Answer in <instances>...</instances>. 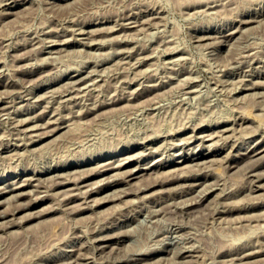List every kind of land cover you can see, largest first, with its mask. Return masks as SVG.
I'll use <instances>...</instances> for the list:
<instances>
[{"label":"rangeland","instance_id":"rangeland-1","mask_svg":"<svg viewBox=\"0 0 264 264\" xmlns=\"http://www.w3.org/2000/svg\"><path fill=\"white\" fill-rule=\"evenodd\" d=\"M5 2L7 1V0H4ZM8 1H12V0H8ZM17 1V4H16V6H15V9H17L18 8V10H15V11H12L13 13L12 14H10V15H8L7 17H11L12 16V18H9V20H8V18L7 17H5L4 15H3V12L5 11L3 8H2V5H3V0H2V2L3 3H1V0H0V10H1V12H0V14L2 15L1 17H0V19L1 18H3V21H2V19L0 20V67L2 68L1 69V71H0V105L2 104H4L3 105V107L5 106V109L4 110H2L3 111V113H2V111H1V109H0V112L2 113H0V116L1 115H3V116H1V117H3V118H1L0 117V135L1 134H3V136L1 135L0 136V144H1V142H2V140L5 142V143H3L2 142V144H4V145H0L1 147H0V189H3V187H4V190H0V200H2V202L6 199V197L5 196H7V197H12V200H13V196H14V192H16V190L14 191L12 188L16 185V183L17 184H19L20 182H22V180H21V177H22V179L24 180V177L25 178H27L26 176H28V177H30L31 175H32V173L34 172V171H40V169L41 168H43V169H41V171H44L45 173L44 174H42L41 176H40V180L39 179H37V180H33L32 181V185H28V187H26V188H24L25 189V192H27L30 188V190H29V192H27V193H24L23 195H22V197L20 196V198L19 197H17V196H15L14 198V200L13 201H11V199H10V197L9 198H7L3 203H0L1 205H0V213H4L3 215L1 214V216H0V221L1 222H5V219H6V223L8 222L9 223V225L10 224H12L11 226H7L8 225V223H7V225H6V223L4 224V223H0L1 225H0V264H47L46 262H48V264H60V262H62L63 261V263H64V260L66 261H68L70 258H71V260H72V258H74L73 259V264H75L74 262H76V259H77V262L76 263H78V264H100L102 261V263L101 264H127L126 262H128V264L130 263V264H141V262H142V264H144L145 262L144 261H148L149 259L151 260H149L148 262H146V264H182V262L184 263V264H188V261H189V259H190V262H189V264L191 263V261L192 260H195L198 256V258H197V260H195V262H192V264H221V261H223V263L222 264H225V262H226V264L228 263V264H230V262L232 261V259H233V263L235 262V264H240V262H241V264H244L245 262L244 261H246V263L245 264H264V246L262 247V245H264L263 243H264V239L262 240V238H264L263 236H264V214H262V213H264L263 211H264V178H262V179H260L259 178V180L256 178L257 177V175H256V173H254V172H256V170H257V174H258V176L260 175V172H261V174H262V171H264L263 170V168H264V161H262V160H264V157H261L260 155H264L263 153H264V105H262V104H264V97H262L264 94V92L262 93V91H264V85H262V84H264V0H221L222 2H224V3H219V2H221L220 0H205L206 2H208L207 4H209V5H211V2L213 3L214 1L217 3V4H212L211 6H208L207 4H206V2H202V0H198L199 2L198 3H201V4H199V5H197L196 3V0H67V6L65 5H63V2H64V4H65V2H66V0H49V3H47L48 2V0H46L47 2H45L44 0H16ZM29 1H31V2H29ZM35 1V2H34ZM50 1H52L53 2V4H52V2H50ZM56 1V2H55ZM192 1H195V2H192ZM204 1V0H203ZM33 2V3H32ZM62 2V3H61ZM68 2H70L69 4H68ZM143 2V3H142ZM145 2V3H144ZM186 2L188 3V2H192L191 3V5H188V7L187 6H185L186 5ZM60 3V4H59ZM132 3V4H131ZM135 3V5H133ZM141 3H142V5H141ZM146 3H147V5H146ZM152 5V6H149L150 4ZM190 3H188V4H190ZM194 3V4H193ZM24 4H26L25 6H24ZM54 5L53 7L51 6V5ZM55 4H57V5H55ZM130 4V5H129ZM140 4V5H139ZM144 4V5H143ZM59 5H61V6H59ZM128 5V6H127ZM155 5H157V6H155ZM160 5V6H159ZM161 5H163V8H162V6ZM195 5H196V8H195ZM202 5V6H201ZM216 5V6H215ZM20 6V7H19ZM25 8H24V7ZM129 6H131V7H129ZM133 6L135 7V8H133ZM145 6V7H144ZM185 7V9H184V7ZM190 6V7H189ZM194 6V7H193ZM198 6V7H197ZM204 6H206L207 8H205ZM139 7H140V9H139ZM144 7V9H142ZM147 7H148V9H147ZM153 7V8H152ZM160 7V8H159ZM182 7H183V9H182ZM187 7V8H186ZM194 8V11L196 12V14L194 13V11H192V9ZM200 7H202V9L203 8H205V9H203V11H200L201 10V8ZM22 8H24L22 11H21V9ZM124 8V9H123ZM127 8H128V10H127ZM156 8V9H155ZM200 8V10L198 11V9ZM3 9V10H2ZM122 9V10H121ZM133 9H134V11H133ZM153 9V10H152ZM157 9H160V10H157ZM198 11V12H200V13H198L196 10ZM260 10V11H257V10ZM14 10V9H13ZM20 10V11H19ZM125 11V13H124V11ZM132 10V11H131ZM148 10H150V11H148ZM156 10V11H155ZM162 10H164V11H162ZM186 10V11H185ZM188 10V11H187ZM205 10V11H204ZM208 10V13L206 12ZM245 10H247V11H245ZM6 11H8V10H6ZM20 13H19V12ZM117 11H118V13H117ZM129 12V14L127 15V13ZM137 11H138V13H137ZM139 11H140V13H139ZM145 11V12H144ZM148 11V12H147ZM158 11V12H157ZM168 11V12H167ZM190 11H192V12H190ZM242 11V12H241ZM250 11H252V12H250ZM256 11V12H255ZM16 12V13H15ZM116 12V13H115ZM123 12V13H122ZM134 13V16H133V13ZM204 12H206V13H204ZM245 12V13H244ZM261 14H260V13ZM21 13H23V15L21 16L20 14ZM113 13H114V15H113ZM123 14V16L121 15V14ZM145 13V14H144ZM150 13V14H149ZM156 13L158 14L157 16H156ZM164 13V14H163ZM244 13V14H243ZM250 13V14H249ZM15 14V15H14ZM16 14L17 15H20V16H16ZM111 14V15H110ZM132 14V15H131ZM135 14H137V16H135ZM148 14V16L146 17V15ZM163 15V17H162V15ZM257 14V15H256ZM106 15V16H105ZM108 15V16H107ZM110 15V16H109ZM119 15H121L120 17H119ZM125 15V16H124ZM143 15V16H142ZM149 15H150V17H149ZM153 15H155L154 16V18H153ZM161 15V16H160ZM251 16V18H252V16H253V18H256V19H254V20H252L251 18H250V16ZM263 15V16H262ZM4 16V17H3ZM14 16H16L17 18H15ZM95 16V17H94ZM99 16V17H98ZM100 16H102V17H100ZM104 16V17H103ZM126 16H128V17H126ZM132 18H131V17ZM159 16V17H158ZM241 16V18L240 19H238L237 17H240ZM260 16H262V17H260ZM112 19H111V18ZM117 17V18H116ZM137 17H138V19H137ZM142 17L144 18V20L142 19ZM146 17V18H145ZM152 17V18H151ZM162 17V18H161ZM245 17L247 18V17H249V18H247L248 20H250V22L248 21V22H246L245 24H241V21H243L244 19H245ZM260 17V18H259ZM7 20H6V19ZM67 20H66V19ZM104 18V19H103ZM114 18V19H113ZM118 19L117 20V22H116V19ZM132 20V21H134L133 23H134V25L132 24V21H131V23H130V21H129V23L128 22H125L126 20H130V19ZM139 18H141V20L139 19ZM157 18H158V20H157ZM160 18V19H159ZM258 18V19H257ZM262 18V19H261ZM64 19H65V21H64ZM71 19V20H70ZM84 19H86V22H85V20ZM91 21H90V20ZM107 19V20H106ZM124 21H123V20ZM153 19H154V21H153ZM156 19V20H155ZM164 19V20H163ZM166 19V20H165ZM234 19V21H232ZM235 19H236V21H235ZM242 19V20H241ZM259 19H261V20H259ZM4 20H6L5 22H4ZM73 20V21H72ZM76 20V21H75ZM83 20H84V22H83ZM97 20V21H96ZM98 20H100V21H98ZM101 20H103V22L101 21ZM139 20V21H138ZM144 22H143V21ZM152 20V22H153V24L150 22ZM161 20H163L164 22H159V21H161ZM239 20V21H238ZM246 20V19H245ZM259 20V21H258ZM61 21V22H60ZM68 21V22H67ZM108 21H109V23H108ZM123 21V23H121V22ZM141 21V22H140ZM155 21H158V22H155ZM257 21V22H256ZM60 22V23H59ZM77 22H79V23H77ZM83 22V23H82ZM135 22H137V23H135ZM149 22V23H148ZM237 22V23H236ZM239 22V23H238ZM255 24H259L258 22H261V24L260 25H258V26H255L254 25V23ZM65 24L66 23V25H61L60 26V24ZM68 23V24H67ZM74 23H75V26L77 27H75V28H73V27H71V26H74ZM85 23V24H84ZM90 23H93V24H90ZM103 23V25H105V27L103 28L102 26H100L101 24ZM117 23H118V25H117ZM120 23V24H119ZM126 25H125V24ZM154 23H155V27H154ZM161 23V25L160 26H158L159 24ZM162 23H164V25L162 24ZM248 23V24H247ZM44 24H46V26L44 25ZM48 24H51V26L52 27H50V25H48ZM96 24V25H95ZM112 25L111 26V31L109 30L110 29V26H107V25ZM132 24V25H131ZM137 24H140L139 26L137 25ZM145 24V25H144ZM147 24V25H146ZM149 24H151V25H149ZM156 24H158V25H156ZM232 24V25H231ZM238 24H239V26H238ZM251 24H253L252 26H251ZM48 25V26H47ZM71 27V28H73V29H71V28H69V26ZM85 25V26H84ZM94 25V26H93ZM124 25V26H123ZM144 25V26H143ZM250 25V26H249ZM56 27V28H53V27ZM59 28H58V27ZM63 26V27H62ZM94 27V29L95 30H93V28L91 29L90 27ZM96 26V27H95ZM99 26V27H98ZM106 26H107V29H106ZM117 26V27H116ZM127 26H128V28H127ZM146 26H148L145 30L146 31H151V30H154L153 31V33H154V35H151L152 33V31L149 33V31L148 32H146L145 33V31L143 30V28L144 27H146ZM228 26V27H227ZM236 28V31H235V29L233 28ZM236 26H238V27H240L239 29H238V27H236ZM242 26V27H241ZM249 26V27H248ZM37 27H39V28H37ZM40 27H42V28H40ZM46 27H50L49 29L47 28V30H41V29H46ZM68 27V28H67ZM99 28V30H98V28ZM113 27V28H112ZM114 27H116V28H114ZM120 27H121V29H120ZM123 27V28H122ZM127 29H126V28ZM131 28V30H130V28ZM137 27V28H136ZM141 27V30L139 29V28ZM153 27V28H152ZM245 27H247V28H245ZM251 27V28H250ZM52 28V29H51ZM62 28H66V29H62ZM78 28H80V29H78ZM81 28H82V30H81ZM89 28L91 29V30H89ZM103 28V29H102ZM125 28V29H124ZM157 30H156V29ZM208 28V29H207ZM224 28H225V30H224ZM248 28H249V30H248ZM39 29V30H38ZM50 29L51 30H53V32H50ZM58 30L59 29V31H56V30ZM86 29H88V30H86ZM104 29H106L105 31H104ZM122 30L123 29V32L122 31H120V30ZM137 29H139V33L137 32ZM151 29V30H150ZM160 29V30H159ZM212 29V30H211ZM221 29V30H220ZM228 29V30H227ZM232 29H233V31H232ZM243 29H246V30H248V31H246V30H243ZM35 30V31H34ZM63 30V31H62ZM68 30H70V31H68ZM77 30V31H76ZM80 30V31H79ZM86 30V31H85ZM92 30H93V32H92ZM114 30V31H113ZM117 30V31H116ZM125 30V31H124ZM134 30L136 31V33H137V35H136V33L134 32ZM232 32H231V31ZM31 31V32H30ZM33 31V32H32ZM41 31V32H40ZM44 31H46V32H44ZM54 31H56V32H54ZM60 31H62V32H60ZM75 31V32H74ZM89 31H91V33L89 32V35H88V32ZM94 31H98V32H94ZM100 31V32H99ZM114 33H113V32ZM128 31V32H127ZM155 31H157L156 33H155ZM226 31H228V32H226ZM242 31H243V33H242ZM28 34H27V33ZM31 34H30V33ZM36 32V33H35ZM69 34H68V33ZM76 32H79V33H76ZM83 32V33H82ZM106 33V34H104V33ZM111 32L113 33V35H111ZM117 33V35H114V34H116ZM131 33V34H128L127 35V37H126V34L127 33ZM215 32H217L216 33V35L217 36H215L214 35V37H212V34H214ZM234 32V33H233ZM242 34H241V33ZM33 33V34H32ZM35 33V34H34ZM37 33H38V35H40V37H41V40H40V37L37 35ZM51 33V34H50ZM70 33H71V36H70ZM82 33V34H81ZM104 35H103V34ZM123 33H125V34H123ZM165 33H166V35H167V37H165L166 35H165ZM200 33V34H199ZM208 33V34H207ZM220 33V34H219ZM224 33H226V34H224ZM233 33L234 35H231V34ZM30 34V35H29ZM42 34V35H41ZM92 34H93V36H95V38L94 37H92ZM96 34V35H95ZM98 34V35H97ZM101 34V35H100ZM120 34V35H119ZM122 34V35H121ZM138 36V38L137 37H134L135 38V41L136 40H139V41H136V42H134V38H132V40L130 41V38H131V35H132V37L134 36ZM139 34V35H138ZM158 34V35H157ZM202 34H204L203 36L205 37H203L202 36ZM239 34V35H238ZM36 35V36H35ZM48 35H49V37H48ZM63 35V36H62ZM65 35V36H64ZM66 35H68V36H66ZM72 35H74V36H72ZM76 35V36H75ZM84 36V43H81L82 41H83V37H80V36ZM86 35H88V36H86ZM152 37H151V36ZM164 35V36H163ZM201 35V36H200ZM30 36H32L31 38H30ZM45 36V37H44ZM98 36H100V37H103V38H105V40L107 41V43H106V41L104 42V40H103V38H102V40H101V38L100 37H98ZM105 36V37H104ZM108 36H112L111 38H109V40H108ZM119 36V37H118ZM125 36V37H124ZM161 36V37H160ZM169 36L171 37L170 38V41H172V40H174V41H172V42H170L169 40H168V38H169ZM196 36H198V40H196ZM209 38L210 36V38H209V40H208V38ZM223 37V40L224 41H219V38H220V40H222V38L221 37ZM235 36H238L237 37V39H236V37ZM25 37H28V38H25ZM34 37V38H33ZM37 38V41H36V38ZM44 37V38H43ZM48 37V38H47ZM53 37L54 38H56V40L54 41L53 40ZM63 38V42L60 40V38ZM67 37V41H66V43H65V38ZM70 38V40H69V38ZM73 38V40H72V38ZM74 37H78L79 38V40H78V38H77V40H75V38ZM86 37V38H85ZM88 37V38H87ZM97 37V38H96ZM114 37V41H112V38ZM116 37H118L119 38V41L121 40V38H124V40H121L120 42H117L118 40H117V38ZM121 37V38H120ZM129 37V38H128ZM202 37V38H201ZM215 37H217L218 38V40H216V38ZM226 37V38H225ZM230 37V40H228V38ZM234 37H235V39H234ZM42 38H43V40L45 41H43V43H42ZM45 38H46V40H45ZM49 38H51V40L52 41H50L49 40ZM81 38H82V41H81ZM89 38H91V40L90 41H88L89 40ZM92 38H94V41L92 40ZM125 38H127V40H126V42H125ZM157 38H158V40H157ZM160 38H162V40H160ZM163 38H164V40H163ZM200 38H201V40H200ZM213 38H214V40L216 41V42H214V40H213ZM2 39H4V40H2ZM23 40V44H21V42L20 41H22ZM29 40H30V42H29ZM34 42H33V41ZM40 40V41H39ZM48 40V41H47ZM97 40H99L98 41V43L96 42ZM176 40V41H175ZM54 41V42H53ZM73 41V42H72ZM86 41H88V42H86ZM110 41H112V43L110 42ZM116 41V42H115ZM160 41V42H159ZM162 41L164 42V43H162ZM168 41V42H167ZM207 41H209V42H207ZM210 41H213L214 42V44H213V42L211 43ZM226 41V42H225ZM3 42V43H2ZM20 42V43H19ZM26 43V45H27V47H25L24 46V44ZM27 42H29V44L27 43ZM50 44H49V43ZM59 42V43H58ZM61 42V43H60ZM72 42V43H71ZM76 42V43H75ZM91 42H93V43H91ZM129 42V43H128ZM135 43V45L134 46H137V49H138V47L140 48V50H137L136 51V47H134V46H130V45H133L134 43ZM157 42H159L158 44H157ZM173 42H175V43H173ZM219 44H218V43ZM221 42V43H220ZM223 42V43H222ZM17 43V44H16ZM18 43L20 44L19 46H21V47H19L18 46ZM36 43H40L41 45L42 44H44V45H40L39 44V46H38V50L36 49V47L34 48L33 46L34 45H36ZM69 43V44H68ZM79 43V44H78ZM87 43H88V45H87ZM97 43V44H96ZM102 43V44H101ZM127 43V44H126ZM172 45V47H174L175 45L179 48L180 47V49H179V51H178V48L175 46L173 49L172 48H170V50H169V46L167 45ZM179 43V44H178ZM204 43H206V44H204ZM208 43H210V44H208ZM31 44H33L32 46H31ZM47 44V45H46ZM54 44V45H53ZM62 44V45H61ZM75 44V45H74ZM84 44V45H83ZM91 44V45H90ZM100 44V45H99ZM139 46H138V45ZM140 44H142V46H140ZM164 44V45H163ZM208 44V45H207ZM211 44H213V45H211ZM14 45L17 47H14ZM81 45V46H80ZM93 45V46H92ZM98 45V46H97ZM107 45V46H106ZM110 45H112V46H110ZM114 45V46H113ZM117 45V47H115ZM129 45V46H128ZM143 45H145V48H144V46ZM158 46V48H156L157 46ZM159 45H161V46H159ZM167 45V46H166ZM170 45V46H171ZM174 45V46H173ZM203 45H205V46H207V47H204ZM30 46V47H29ZM55 46V47H54ZM62 46L63 47H65V49L63 48L62 49ZM70 46V47H69ZM72 46V47H71ZM74 46V47H73ZM78 46V47H77ZM84 46V47H83ZM91 46V47H90ZM96 46H97V48H96ZM99 46H101L102 48H100ZM103 46H106V47H103ZM126 46L128 47V48H126ZM155 46V47H154ZM164 46V47H163ZM210 46V47H209ZM211 46H213V47H211ZM42 47V48H41ZM61 47V50H59V48ZM81 49H85V50H81ZM95 47V48H94ZM121 47H123L124 48V50H125V52H123L124 50L121 48ZM132 47V50H126V49H129V48H131ZM133 47H134V49H133ZM143 47V48H142ZM163 47V49H161ZM168 47V48H167ZM182 47V48H181ZM253 47V48H252ZM12 48V49H11ZM15 48V49H14ZM20 48V49H19ZM23 48V49H22ZM28 51H30V52H27V50ZM33 49V51H31L32 49ZM39 48H41V49H39ZM45 48V49H44ZM53 48V49H52ZM58 48V49H57ZM80 49L78 52L77 51H74L75 49ZM88 48V49H87ZM92 48V49H91ZM100 48V49H99ZM110 48H112V49H110V51H109V49ZM116 50V51H118L119 49H121L122 50V52H121V50H119L118 52H116L114 49ZM151 48H155L153 51V54H151L152 53V50H151ZM166 48H167V50H166ZM184 48H186L187 49V51H186V49H184ZM251 50H250V49ZM254 48H255V51H254ZM16 49L18 50V51H16ZM30 49V50H29ZM36 49V50H35ZM50 51H48V50ZM55 49H57V51L55 50ZM70 49V51L71 50H73V51H71V52H69L68 50ZM91 49V50H90ZM103 49V50H102ZM144 49V50H143ZM146 49H148V51L146 50ZM158 49H161V50H163V52H162V54L161 55H163V57L160 55V53H161V50H159V51H157ZM177 49V50H176ZM24 51L23 53L22 52H19V51ZM52 50H53V53H52ZM55 50V51H54ZM96 52H98L96 55H97V57H100V58H102V61H100L99 60V58H96V55H95V57H94V52L95 51ZM99 50H100V52H99ZM105 50V51H104ZM108 50V51H107ZM145 50L147 51V52H145ZM150 50V51H149ZM180 50H185V51H183V53L180 51ZM15 51V52H14ZM36 51V52H35ZM37 51H39V53H38V55L40 56H44V58L45 57H47L49 60L47 61V58L44 60V58H42L41 56L39 57L38 55L36 56V54H37ZM44 51V52H43ZM61 52V56H60V52ZM62 51H63V53H62ZM83 51H85V54H84V52ZM88 51V52H87ZM89 51H91V52H89ZM92 51H94V52H92ZM106 51H107V54H106ZM112 51H113V53H115V54H111L112 56H113V59L111 58L112 56H110L109 55V53H112ZM135 51V52H134ZM139 51H141L140 53H139ZM165 51H168V52H165ZM171 51V52H170ZM174 51V52H173ZM177 51V52H176ZM243 51V52H242ZM246 51H248V52H246ZM256 53L255 55H254V52ZM18 52V53H17ZM25 52H27L26 53V55H27V57H25L24 55H22V54H25ZM33 52V57L31 56V58L29 57L31 54L30 53H32ZM43 52V53H42ZM56 52V53H55ZM65 52V53H64ZM66 52H68L67 54H66ZM83 52V53H82ZM86 52L88 53V57H87V54H86ZM103 52H105L104 53V55L102 56L101 54H103ZM135 54H134V53ZM143 52V53H142ZM246 52V54H243V53H245ZM249 52H251V54L249 53ZM52 53V55H57L56 57L54 56H50V54ZM70 53V54H69ZM99 53H100V56H99ZM125 53V54H124ZM131 53V54H130ZM136 53H139V54H136ZM146 53H147V55H149L150 57H148L147 55H146ZM156 55H155V54ZM172 53V54H171ZM21 54V55H20ZM45 54V55H44ZM63 54H66V55H64L63 56ZM84 54V55H83ZM93 56H92V55ZM128 54V55H127ZM134 54V55H133ZM140 54L143 56V57H139L140 56ZM180 54H181V56L182 57H180ZM247 54H250V55H248L247 56ZM259 55V57H258V55ZM16 55V56H15ZM17 55H19L18 56V58H16L17 57ZM49 55V56H48ZM59 55V56H58ZM86 55V56H85ZM106 55V56H105ZM108 55V56H107ZM118 55L119 56H121V57H118ZM133 57H132V56ZM153 55H155V56H153ZM168 55H169V57H168ZM174 55L176 56H178L179 55V57L181 58H177V57H174ZM185 55V57L183 58V56ZM234 55L236 56V58H234ZM240 55H244V57L243 56H241L240 57ZM257 55V56H256ZM261 55V56H260ZM15 56V57H14ZM89 56L92 58L93 57V59L92 60H94L95 58V62H97V59L99 60L98 62H100L101 63V65H99V64H96L97 65V67H96V65L94 64L95 62L93 61L92 62V60H91V58L90 59H88L89 58ZM105 56V57H104ZM116 58H115V57ZM135 56V57H134ZM144 56H147V57H145L144 58ZM230 56L232 57V58H230ZM239 56V57H238ZM246 56V57H245ZM250 56H253L252 58L250 57ZM256 56V57H255ZM19 57H23V58H19ZM34 57L36 58V59H38V61L36 60V59H34ZM39 57V58H38ZM50 57V58H49ZM59 57V58H58ZM61 57V58H60ZM104 57V58H103ZM106 57H108V59L106 58ZM118 57V58H117ZM122 57H123V60H122ZM137 57V59H135L134 60V58H136ZM158 58V59H154V58ZM173 57V58H172ZM249 57V58H248ZM258 57V58H257ZM14 58H16V59H14ZM55 58H56V60H55ZM57 58H58V60H57ZM119 58L121 59V61H123L124 62V60H125V62L126 63H123V62H121L120 60H119ZM128 58V60L126 61V59ZM132 58H133V60H132ZM140 58V59H139ZM144 58V59H143ZM147 58V59H146ZM151 58H153L155 61H154V64H153V59H152V61H151ZM161 58V59H160ZM164 58V59H163ZM172 58V59H171ZM175 58V59H174ZM185 59L186 60V62L185 63H183L185 60H183V59ZM228 58H230L228 61H229V63H230V61L231 60H233V61H231V65L230 64H228V62H227V59ZM234 58V59H233ZM237 58H238V60H237ZM243 58H244V60H247V61H245L244 62V60H243ZM248 58V59H247ZM263 58V59H262ZM25 59V60H24ZM29 59V61H31V62H29V61H27ZM40 59V60H39ZM42 59V60H41ZM54 59V60H53ZM104 59H106L105 60V62L103 61ZM116 59V60H115ZM130 59V60H129ZM142 59H143V61H142ZM169 60V62H168V64L166 63L168 60ZM174 59V60H173ZM177 59V60H176ZM242 59V61L241 62H239L240 60ZM250 59H252V61L250 60ZM257 61H256V60ZM258 59H260V62H259V60ZM17 61V63H16V61ZM118 60V61H117ZM147 62V64H146V62ZM166 61V62H164V61ZM173 60V62L174 63H171V61ZM34 61H37L36 63H33ZM42 61H43V63L46 65H44L43 63H42ZM54 61H56V62H54ZM85 61H87L86 63H85ZM88 61L90 62V63H88ZM114 61H117V63L116 62H114ZM132 61H137V62H133L134 64H136L137 63V67H135V65L134 64H131L130 62ZM140 63H139V62ZM143 63H142V62ZM177 61V62H176ZM236 61H238V62H236ZM251 63H250V62ZM262 61V62H261ZM3 62V63H2ZM23 62L25 63L24 64V66H25V68L22 66V64H23ZM28 63V65H27V63ZM48 63V65L46 64V63ZM52 62H54L53 64H52ZM59 62V63H58ZM97 62V63H98ZM104 62V63H103ZM118 62H119V64H118ZM150 62H151V64H150ZM20 63H22V64H20ZM37 63H40V65L39 64H37ZM42 63V64H41ZM123 63V67L121 68V65L120 64H122ZM142 63V64H141ZM165 63V64H164ZM177 63V64H176ZM226 63V64H225ZM238 63H241V65L239 64V66H243V65H245L246 63V65L245 66H243V68L245 69H243V68H239V66H238ZM254 63V64H253ZM262 65H261V64ZM2 64V65H1ZM19 66H18V65ZM37 66H36V65ZM56 64V65H55ZM58 64V65H57ZM84 64V65H83ZM87 64H88V68H87ZM95 65V68H97L96 70H98V72L95 70V68H94V65ZM116 64H118V65H116ZM126 64V65H125ZM128 64H129V66H131V68H129L128 67ZM131 64V65H130ZM139 64H141L140 66H138ZM146 66H145V65ZM148 64H150V69L149 68H147L149 65ZM172 64H175L174 66L172 65ZM234 64H237V66L235 65L234 67H236V68H234L233 67V65ZM259 65V66H257V68L255 67V65ZM34 65V66H33ZM44 65V66H43ZM81 65V67H76V66H80ZM86 65V66H85ZM120 65V66H119ZM148 65V66H147ZM153 65V66H152ZM167 65V66H166ZM168 65H170V67L171 66H173V67H171V70L172 71H170V67L168 66ZM183 65V66H182ZM254 65V66H253ZM33 66V67H32ZM37 68H36V67ZM51 66H53L52 68L53 69H51ZM57 66V67H56ZM92 66V67H91ZM102 66H103V68H102ZM104 66H105V68H104ZM116 66H118L119 68H116ZM127 68H126V67ZM188 66H190V67H188ZM191 66H193V67H191ZM262 66V67H261ZM19 67V68H18ZM28 67V68H27ZM50 67V68H49ZM54 67H56L55 69H54ZM83 67V68H82ZM98 67H99V69H98ZM107 67V68H106ZM134 69H139L140 68V70L141 71H143L142 72V74H141V71L139 72L138 70H132L133 68ZM143 67V68H142ZM163 67V68H162ZM169 67V68H168ZM182 69H181V68ZM186 68V70H185V68ZM229 67H232V68H229ZM238 67V68H237ZM30 68V69H29ZM36 68V69H35ZM60 69V71H59V69ZM73 68H74V70H73ZM80 68V72L78 71V70H75V69H79ZM142 68V69H141ZM166 68V69H165ZM178 68V69H177ZM184 68V69H183ZM191 68V69H190ZM253 68H255L257 71H258V73H257V71L255 70V69H253ZM16 69H17V71H16ZM21 69V70H20ZM27 69H29V70H27ZM49 71V72H51V73H49L47 70ZM51 71H50V70ZM67 69L69 70V71H67ZM83 69V70H82ZM86 69V70H85ZM90 69H94L95 71H96V74L97 75H95V72H94V70H90ZM104 69V71L102 72V70ZM113 69V70H112ZM116 69H118L117 71H118V73H117V71H116ZM121 69H123V72L121 71ZM161 69H163V70H165V71H163V70H161ZM173 69H174V71H173ZM190 69V70H189ZM226 70L225 72H224V70ZM250 69H251V71H254L253 73L250 71ZM24 70V71H23ZM35 70V71H34ZM42 70H44V72H46V73H44ZM46 70V71H45ZM55 72H54V71ZM65 70V71H64ZM72 70V71H71ZM129 70V71H128ZM153 70L155 71V73L153 72ZM161 70V71H160ZM169 70V71H168ZM177 70V71H176ZM182 70H185V71H182ZM194 72H192V71ZM240 70V71H239ZM243 70H244V72H243ZM248 71V74L246 73L247 71ZM263 70V72H261ZM3 71V72H2ZM18 71H19V73H18ZM21 71H23V72H21ZM62 71V72H61ZM83 71V72H82ZM89 72V74H88V76H86V74ZM90 71H91V73H94V74H91L90 73ZM93 71V72H92ZM111 72V74L109 75V73ZM124 74V76H123V74L121 73V72ZM127 73L126 75H125V72ZM129 73H128V72ZM132 71H135V72H132ZM145 71V72H144ZM197 71V72H196ZM228 71V72H227ZM233 71V72H232ZM237 71H239V72H237ZM250 71V72H249ZM13 72V73H12ZM14 72H15V76H14ZM24 72H26V73H24ZM28 72H31V73H29L28 74ZM33 72V73H32ZM37 74H36V73ZM39 72V73H38ZM41 72V73H40ZM57 72H59V73H57ZM113 72V73H112ZM116 74H115V73ZM137 72V73H136ZM151 72V73H150ZM163 72V73H162ZM169 74H168V73ZM173 73V74H171V73ZM177 72V73H176ZM179 72H181V74L179 73ZM189 72L190 73H192V74H189ZM230 72V73H229ZM243 72V73H242ZM6 73H8L7 75H6ZM23 73V74H22ZM42 73L44 74L43 76H42ZM49 73V74H48ZM53 73V74H52ZM61 73H64V74H61ZM74 73V74H73ZM98 73H100V74H98ZM101 73H103V74H101ZM140 73V74H139ZM148 74V75H145L144 76V74ZM150 73V74H149ZM164 73H165V76H168V75H173L171 78H169V77H165L164 76ZM168 75H167V74ZM183 73V74H182ZM185 73V74H184ZM238 73V74H237ZM240 73V74H239ZM244 73H245V75H247V76H244ZM252 73V74H251ZM254 73H255V75H254ZM3 74H5V75H3ZM41 74V75H40ZM56 75V77H55V75ZM59 74V75H58ZM71 74H72V76H71ZM119 74V75H118ZM120 74H121V76L123 77V81H120V79L122 80V77L120 76ZM133 74H135V75H133ZM137 74H139V75H137ZM178 74V75H177ZM186 74H188V76L189 77H191L192 76V79L191 80H193V81H189L188 79H190L188 76H185ZM18 75V77L16 78V76ZM22 75H24V76H22ZM39 76V77H37V76ZM49 77H48V76ZM54 75V76H53ZM61 75L63 76V77H61ZM66 75V76H65ZM75 75V76H74ZM82 75H85V76H82ZM93 77H92V76ZM114 75V76H113ZM129 75H131V76H129ZM142 75V76H141ZM156 75V76H155ZM170 75V76H171ZM191 75V76H190ZM194 75V76H193ZM238 75H239V77L241 78V80L239 81V79H238ZM253 75H254V77H253ZM9 76H11V78L9 77ZM13 76V77H12ZM22 76V77H21ZM32 76V77H31ZM35 76H36V78H35ZM45 76V77H44ZM97 78H95V77ZM105 78H104V77ZM111 78H113V79H109L110 77ZM113 76V77H112ZM120 76V77H119ZM132 76H136V77H132ZM138 76H141V77H138ZM146 76H147V78H146ZM149 76H151V78L149 77ZM158 76V78H156ZM184 76H185V78H184ZM8 77V78H7ZM20 77V78H19ZM47 77V78H46ZM50 77H51V79H50ZM55 77V78H54ZM57 77H59V78H57ZM61 77V78H60ZM68 77V78H67ZM71 77V78H70ZM77 77H84V80L85 81H89V82H91L92 80L91 79H93V81H95V82H92L91 84H93V85H91V84H89L88 85V83L89 82H85V84H86V86H84V87H82L81 88V86L78 84V82H76L77 80L76 79H78ZM116 77L119 79H116ZM125 77V78H124ZM126 77H128V79H129V77H131L130 79L132 80V78H133V81L131 82V80L129 81ZM160 77V78H159ZM195 79H194V78ZM246 77H249L250 78V80H249V78H246ZM252 77V78H251ZM5 78H7L6 80L10 83H8V82H6V80H4ZM23 78H25V79H23ZM27 78V79H26ZM29 78H31L30 80H29ZM34 78V79H33ZM38 78H39V80H38ZM45 78V79H44ZM49 78V79H48ZM86 78V79H85ZM91 78V79H90ZM100 79V81H99V79ZM104 78V79H103ZM137 80H136V79ZM150 78V79H149ZM11 79H13V80H11ZM16 81H15V80ZM21 80V81H19V80ZM32 79H33V81H32ZM37 79V80H36ZM48 81H47V80ZM53 79L55 80V81H53ZM95 79V80H94ZM102 79V80H101ZM106 79H109V80H111V81H109V80H106ZM115 79V80H114ZM135 79V80H134ZM138 79H139V81H138ZM142 79V80H141ZM145 79V80H144ZM159 79V80H158ZM163 79V80H162ZM165 79V80H164ZM166 79H167V82H166ZM171 79V80H170ZM236 79L238 80V81H236ZM252 79V80H251ZM259 79V80H261L263 83H260L261 81H258L257 82V80ZM4 80V81H3ZM42 80H44V81H42ZM58 80V81H57ZM65 80V82L67 83H69V82H75V84H74V82H73V84H72V86H74V87H72V86H69V85H71L70 83L69 84H65L63 81ZM68 80V81H67ZM76 80V81H75ZM128 82H127V81ZM141 80V81H140ZM188 80V81H187ZM253 80L255 81L254 83H253ZM12 81V82H11ZM29 81L31 82L32 81V83L30 84L29 83ZM40 81V82H39ZM46 81V82H45ZM97 81V82H96ZM101 81H102V83H101ZM113 81H115L114 82V84H113V86H112V84L111 83H113ZM145 81V82H144ZM156 81V82H155ZM170 81V82H169ZM187 81V82H186ZM242 81V82H241ZM250 81V82H249ZM18 82V83H17ZM21 82V83H20ZM48 82V83H47ZM50 82H51V84H50ZM53 82H54V84H53ZM61 82V83H60ZM99 82V85L97 84ZM106 82H107V84H106ZM109 82V83H108ZM111 82V83H110ZM126 82V83H125ZM138 82L140 83V84H138ZM151 82H152V84H151ZM164 82H166V84L164 83ZM169 82V83H168ZM218 82H219V84H218ZM244 82L247 84L248 83V85H249V83L250 84H252L251 86H254L255 85V83H258V84H256V86H254V87H251V86H248V85H245L244 84ZM5 83V84H4ZM16 83V84H15ZM35 85H34V84ZM39 83H41L42 84V86H38L39 85ZM56 83V84H55ZM60 83V84H59ZM101 83V84H100ZM103 83H105L106 85H104ZM121 83H123L124 85L122 86V84L120 85ZM129 83V84H128ZM149 83V84H148ZM153 83H154V85L155 84H157V88H156V86H154L153 85ZM187 83V84H186ZM191 83V84H190ZM216 83H217V86H216ZM221 83V84H220ZM238 83H240L239 85H238ZM7 84V85H6ZM11 85V86H9V85ZM21 84L23 85V86H21ZM47 84V85H46ZM64 84H65V86H64ZM76 84H78L79 85V87H75V85ZM102 84H103V87H101L102 86ZM109 84H110V87H112V88H109ZM119 86H118V85ZM131 84H132V86H131ZM145 84H148V86L147 85H145ZM165 86V87H163V85ZM169 84V85H168ZM184 84V85H183ZM197 84V85H196ZM224 84V85H223ZM254 84V85H253ZM6 85V86H5ZM30 87H29V86ZM44 85V86H43ZM61 85L62 86H64V87H61ZM78 85H76V86H78ZM84 85V84H83ZM82 85V86H83ZM96 85H98V87L100 88H98V87H96ZM101 85V86H100ZM116 85H117V87H116ZM125 85H127V86H125ZM141 85V86H140ZM150 85V86H149ZM159 85V86H158ZM167 85V86H166ZM192 85V86H191ZM223 85V86H222ZM240 86V87H238L237 88V86ZM243 85H245V87L243 86ZM9 86V87H8ZM12 86H13V88H12ZM33 86V87H32ZM38 86V87H37ZM52 86H55V88L54 87H52ZM57 86V87H56ZM58 86H59V89H58ZM89 86H91L90 88H91V90H90V88H89ZM115 86V87H114ZM134 86H136V87H134ZM137 86H140V88L138 87L137 88ZM144 86H147V87H144ZM257 86H259V87H257ZM262 86V87H261ZM6 87H7V91H6ZM14 87H15V90H13L14 89ZM19 87H23L22 88V92H21V88H19ZM35 87V88H34ZM44 87V88H43ZM69 88V90L68 89H66V88ZM72 87V88H71ZM97 89H96V88ZM107 87H108V89H107ZM123 90V91H121L120 90V88ZM122 87H124V89L122 88ZM130 87V88H129ZM150 87V88H149ZM153 87H154V89H153ZM161 89H160V88ZM219 87V88H218ZM244 89H242V88ZM247 87H249V88H247ZM262 89H261V88ZM9 88V89H8ZM11 88V89H10ZM26 88V89H25ZM32 88V89H31ZM37 88V89H36ZM48 88V91L46 90ZM50 88H52V90H50ZM66 89L65 91H64V89ZM75 90H74V89ZM79 89V90H77V92L78 91H80L79 93H77V92H75L76 91V89ZM87 88H89V90L87 89ZM94 88V89H93ZM103 88V89H102ZM106 88V90L104 91V89ZM134 89V91L135 92H133V89ZM144 88H146V90L144 89ZM149 88V89H148ZM190 88V89H189ZM194 88V89H193ZM197 88V89H196ZM233 88H235V89H233ZM27 89H31L30 91L29 90H27ZM34 89V90H33ZM39 89V90H38ZM62 89V90H61ZM71 89H72V91H71ZM81 89V90H80ZM85 90V92H83L84 90ZM87 89V90H86ZM93 89V90H92ZM116 90V91H111L110 92V90ZM127 89H129L128 91H127ZM145 91H144V90ZM152 89V90H151ZM189 89V90H188ZM196 89V90H195ZM239 89V90H238ZM257 89V90H256ZM10 90V91H9ZM20 91L19 93H18V91ZM24 90V91H23ZM44 90V91H43ZM45 90H46V92H45ZM55 91V92H52V91ZM97 90H99V92H101V91H103V92H101V94L97 91ZM108 90V91H107ZM124 90H126L127 92H125ZM132 90V91H131ZM141 90V91H140ZM150 90V91H149ZM165 90V91H164ZM184 90H185V92H184ZM188 90V91H187ZM242 90V91H241ZM256 92L257 91V93H255L256 94V96H258L257 97V101H258V99H259V101L261 102H263V103H260L259 104V101H258V104L257 103H255V104H252V102L254 103V102H257L256 100L254 101V99H256L255 97V94H252V92L254 93V91ZM261 91V92H258V91ZM1 91H5L4 93H2ZM13 91V92H12ZM14 91H16V92H14ZM38 91V92H37ZM50 91H51V94H50ZM61 91V92H60ZM94 91V92H93ZM97 91V92H96ZM117 91H118V93H117ZM121 91V92H120ZM130 91V92H129ZM136 91H137V93H136ZM152 91V92H151ZM153 91H154V93H153ZM159 91V92H158ZM188 92V95L189 96H187V92ZM190 91V92H189ZM193 91L195 92V93H193ZM197 91V92H196ZM234 91V92H233ZM252 91V92H251ZM6 92L7 93H9V95L8 94H6ZM27 92V93H26ZM39 92H40V94H39ZM48 92V93H47ZM62 92H67V94L66 93H63L62 94ZM71 92V93H70ZM108 93V92H110V93H108V94H110L109 96H108V94L106 95V93ZM116 93V95L115 94H113V93ZM126 93L127 95H126V97L128 98L127 100H126V97H125V94L124 93ZM141 94H143V95H140V93ZM145 92V93H144ZM162 92V93H161ZM245 92V93H244ZM248 92H251V93H248ZM2 93V94H1ZM12 93H14V94H16L17 93V97H16V95H12ZM33 95H32V94ZM42 93H46V95L47 94H49V95H47V97H45V98H43V96H42ZM69 93V94H68ZM76 93V94H75ZM83 93H85V94H83ZM97 93L98 94V96L99 97H97L95 94ZM104 93H105V95H104ZM121 93V94H120ZM129 93H132V94H129ZM148 93L150 94L149 96H148ZM186 93V94H185ZM258 93H262L261 94V96H259L258 95ZM25 94V95H24ZM30 96H29V95ZM54 94H56V95H54ZM63 96H62V95ZM66 94V95H65ZM79 94V95H78ZM82 94V95H81ZM90 94H94L96 97H94V96H92V95H90ZM129 94V95H128ZM144 94H146L145 95V97H142V96H144ZM158 94H161V96L160 95H158ZM193 94V95H192ZM236 94V95H235ZM244 94H246V95H244ZM248 94H249V96H248ZM250 94H252V96L250 95ZM1 95H2V97H3V99H2V97H1ZM22 95V96H21ZM26 95H28V96H26ZM36 95L39 97V95L41 96L40 98H38V97H36ZM68 95H71V98L69 99V97L70 96H68ZM72 95H78V96H74L75 97V99H74V97L72 96ZM88 95H90V97L88 98ZM115 95V96H114ZM124 95V96H123ZM152 95H154L153 97H152ZM157 95V96H156ZM192 95V96H191ZM240 96V98H238L239 96ZM242 95H244L246 98H244V96H242ZM13 96V97H12ZM59 96H61V97H59ZM81 96V97H80ZM107 96V97H106ZM123 96V97H122ZM133 96V97H132ZM137 97V99H136V97ZM139 96V97H138ZM152 98H151V97ZM236 96H238V97H236ZM243 97V99L244 100H242V97ZM16 97V98H15ZM21 97V98H20ZM25 97V98H24ZM29 97H31V98H29ZM54 97V98H53ZM65 97L67 98V99H65ZM83 97H85V98H83ZM103 97V98H102ZM116 98V97H118L117 98V100L116 99H113V98ZM119 97H121L120 98V101H119ZM130 97V98H129ZM132 97V98H131ZM157 97H158V99H157ZM160 97V98H159ZM251 97H254V98H251ZM12 100H11V99ZM18 98V99H17ZM20 98V99H19ZM32 98H34L33 100H31ZM43 100H42V99ZM52 98V100L50 101V99ZM56 98L57 99H59L60 100V102H59V100H56ZM62 98V99H61ZM82 98V99H81ZM93 98H95V100L93 99ZM97 98V99H96ZM99 98H101L100 100H99ZM107 98H109V99H106ZM110 98H112L113 100H110ZM125 98V99H124ZM151 98V99H150ZM153 98H156V100H154ZM240 99V100H237V99ZM6 99V100H5ZM13 99H14V101H13ZM16 99V100H15ZM29 99V100H28ZM37 99V100H36ZM54 99V100H53ZM80 99V101H78ZM93 99V100H92ZM102 99H104V100H102ZM129 99H131V100H129ZM142 99V100H141ZM144 99V100H143ZM145 99H147V100H145ZM159 99H160V101H159ZM23 100V101H22ZM27 100V101H26ZM47 101V104H45V102ZM61 100H62V102H61ZM68 100H69V102L71 101H73L71 104L68 102ZM83 100V101H82ZM87 100H89V101H87ZM100 102H99V101ZM109 100V101H108ZM114 100H115V103H114ZM123 100V101H122ZM133 100V101H132ZM141 100V101H140ZM150 100L151 101H153V104L151 103L150 104ZM243 102H242V101ZM253 100V101H252ZM9 103H8V102ZM13 101V102H12ZM37 101H39V102H37ZM50 101V102H49ZM54 103H53V102ZM88 103H86V102ZM92 101H95V105H93L94 104V102L92 103ZM97 101H98V104H97ZM102 101V102H101ZM110 103H108V102ZM112 101V102H111ZM119 101V102H118ZM125 101V102H124ZM128 101V102H127ZM135 101H137V102H135ZM142 101H144L143 102V108H141L140 106H141V104H140V106L138 105V103H140V102H142ZM156 101H158L159 103H157ZM17 102V103H16ZM23 102V103H22ZM28 102V103H27ZM33 102V103H32ZM58 102V103H57ZM80 102V104H82V105H79V104H77V103H79ZM89 102H91V103H89ZM107 102V105L105 104V106H104V103H106ZM132 102V103H131ZM137 105H135L134 106V103ZM149 102V103H148ZM236 102V106H235V103ZM7 103V104H6ZM13 105H12V104ZM15 103V104H14ZM25 106V107H23V105ZM30 103H32V104H30ZM37 103V104H36ZM38 103H40V105L38 104ZM55 103L56 104H59L60 106H58V105H55ZM68 105H67V104ZM84 103H86V104H84ZM101 103H103L102 104V106L100 105ZM113 103V104H112ZM120 103V104H119ZM147 103H148V105H147ZM10 106H9V105ZM17 104L20 106H17ZM26 104H28V105H26ZM43 104H44V106H45V108H43ZM62 104V105H61ZM63 104H64V106H63ZM109 104V105H108ZM112 104V105H111ZM128 104V105H127ZM130 104H133V105H131L130 106ZM144 104H145V106H144ZM239 104H241V105H243V106H239ZM246 104V105H245ZM21 105H22V107H21ZM33 105V106H32ZM36 105V106H35ZM37 105H39L38 107H37ZM76 105V106H75ZM91 106L90 108H89V106ZM113 105H114V108H118V109H112L113 108ZM149 105H150V107H154V108H150L149 107ZM154 105V106H153ZM253 105L255 106V107H253ZM260 105H262L261 106V108L259 107ZM7 106V107H6ZM16 106L18 107V108H16ZM27 106V107H26ZM28 106H29V108H31V110L28 108ZM32 106V107H31ZM48 106V107H47ZM54 106H56L55 107V109H54ZM66 106V107H65ZM70 106V107H69ZM73 106V107H72ZM75 106V107H74ZM78 106V107H77ZM115 106H117V107H115ZM158 106V107H157ZM10 107V108H9ZM63 107H65V108H63ZM67 107H69V108H67ZM72 107V108H71ZM83 109H82V108ZM94 107V108H93ZM106 107H108V108H110V110L108 109V108H106ZM133 107H136V109L135 108H133ZM140 107V108H139ZM150 109H149V108ZM233 107H235L236 109H237V107H238V109L241 111H239V110H236L235 108H233ZM240 107H242V108H240ZM1 108V107H0ZM22 108V109H21ZM26 108V110L24 111V109ZM35 108V109H34ZM42 108V112H41V110L39 111L40 113H38L39 114V119H38V115L36 114L38 111V109H41ZM52 108V109H51ZM57 108H59V109H57ZM78 108H80V109H78ZM93 108V109H92ZM139 108V109H138ZM245 108H246V110H245ZM255 108H257V109H255ZM8 109V110H7ZM10 109H11V111H10ZM19 109H21V111H19ZM44 109H47V110H44ZM61 109H63V110H61ZM68 109H71L70 111L68 110ZM86 110V111H84V112H86L85 114H83L84 112H82V110ZM88 109H90V110H88ZM105 109H107V110H105ZM233 111H232V110ZM235 109V110H234ZM242 109V110H241ZM243 109H244V111H243ZM6 110V113L4 112ZM17 110V111H16ZM52 110H53V112H52ZM66 110V111H65ZM68 110V111H67ZM76 110V111H75ZM80 110H81V112H80ZM92 110H94V111H92ZM96 110H99V111H96ZM103 110V112H101ZM259 110V111H258ZM25 112V114L23 113V112ZM34 111V112H33ZM55 111V112H54ZM57 111H59V112H57ZM61 111H63V112H61ZM96 111V112H95ZM106 111V112H105ZM257 111V112H256ZM263 112V114H262V112ZM16 112V113H15ZM27 112H28V114H29V116H31V115H33L34 117H36V118H33V116H31V120L29 121L26 117H27ZM33 112V113H32ZM45 112H47V113H45ZM52 112V113H51ZM64 112H66L67 114L68 113H70V114H68V116H66L67 114H64ZM78 112H80V113H78ZM90 112V113H89ZM93 112V113H92ZM99 112H100V114H99ZM261 112V113H260ZM19 113H21V114H23V115H25V117L23 116V115H21V114H19ZM32 113V114H31ZM54 113V114H53ZM56 113V114H55ZM61 115V116H63V115H65V116H63V117H61L59 114ZM73 113V114H72ZM74 113H76V114H74ZM82 117V118H80V116L78 115V114ZM83 115H82V114ZM89 113V114H88ZM230 115H232V116H230ZM232 113V114H231ZM244 113V114H243ZM259 113H260V115H259ZM6 114V115H5ZM7 114H11V115H7ZM48 114V115H47ZM51 116H50V115ZM240 114V115H239ZM242 114H243V116H242ZM255 114V115H254ZM256 114H257V116H256ZM18 115V116H17ZM46 117H45V116ZM71 116V118H70V116ZM85 115H87V116H85ZM227 115H229V116H226ZM236 115H237V117H236ZM247 115V116H246ZM259 115V116H258ZM7 116V117H6ZM11 118H10V117ZM14 116H17L18 118H23V121H21V119H19L18 120V118L16 119V117H14ZM22 116V117H21ZM29 116H28V118H29ZM50 116V117H49ZM54 116H58L59 117V119L60 120H58L57 118H55ZM78 116V117H77ZM234 116V117H233ZM238 116H240V117H238ZM241 116H242V118H241ZM255 116V117H254ZM13 117L16 119H14L15 121L13 122ZM42 117V118H41ZM49 117V118H48ZM65 117H67V118H65ZM69 117V118H68ZM77 117V118H76ZM225 117V118H224ZM231 117H232V119H231ZM244 117V118H243ZM249 117H251V118H249ZM6 118V119H5ZM7 118H9L8 120H7ZM25 118L27 119V120H25ZM51 118V119H50ZM54 118L57 120H54ZM72 118H73V122H71V120H72ZM75 118V119H74ZM80 118V119H79ZM221 118H222V120H223V118H224V120H226V121H221ZM227 118H229L228 120H227ZM234 118V119H233ZM46 119H49L50 121H51V123H50V121L49 120H46ZM52 119L54 120V121H52ZM66 119V121L64 122L63 120H65ZM67 119H68V121H67ZM69 119H71V120H69ZM78 121H77V120ZM237 119V120H236ZM242 119H243V123H241L242 122ZM245 119V120H244ZM252 119V120H251ZM3 120H7V122H5V121H3ZM18 120V122H16ZM24 120H25V122H24ZM35 121V123H34V121ZM44 120V121H43ZM218 120V121H217ZM219 120H220V123H219ZM234 120V121H233ZM1 121H3V122H1ZM9 121V122H8ZM12 121V122H11ZM33 123H32V122ZM48 123H47V122ZM56 121V123H57V125H55L54 124V122ZM61 121V122H60ZM231 121H233V123H231ZM241 121V122H240ZM11 122V123H10ZM29 124H28V123ZM60 122V123H59ZM68 122V125L70 126H68L66 123ZM72 124H71V123ZM216 122V123H215ZM225 122V123H224ZM5 123V124H4ZM7 123H9V124H14L12 127L9 125H6ZM15 123H16V126H15ZM19 123V124H18ZM38 123V124H37ZM39 123H41V124H39ZM46 123V124H45ZM215 123V124H214ZM236 123H238V124H236ZM243 124V125H240V124ZM245 123H247V124H245ZM33 124H35V126L33 125ZM43 124H45L44 126H45V130L43 129L44 128V126H43ZM51 124V125H50ZM53 124V125H52ZM60 124H63V125H60ZM212 124V125H211ZM225 124V125H224ZM232 124V125H231ZM27 125V126H26ZM28 125H29V128H28ZM32 125V126H31ZM37 125V126H36ZM65 125V126H64ZM199 125V127H197ZM230 125V129H227L226 127H228ZM246 125V126H245ZM15 126V127H14ZM33 126H34V128H33ZM39 126V127H38ZM50 126H52V127H55V126H60L61 128H59V130L57 131V132H55L53 129L54 128H52V131L53 132H51V130H50ZM62 126H64V127H62ZM71 126H72V128H71ZM187 126V127H186ZM193 126H196V128L195 127H193ZM231 126H232V128L235 130V128H236V130H238V133H237V131H235L236 133H235V135H236V137L237 136H239V137H237V139H236V137L235 136H233V130H232V128H231ZM234 126V127H233ZM236 126V127H235ZM243 126H244V128H243ZM256 128H255V127ZM8 127V128H7ZM21 127V128H20ZM23 127H25V129L23 128ZM67 127H69V129L67 128ZM178 127L180 128V129H178ZM191 127H193L194 128V132H193V128H191ZM205 127V128H204ZM224 127V128H223ZM240 127V128H239ZM11 128V129H10ZM15 128V129H14ZM33 128V129H32ZM49 130H48V129ZM64 128V129H63ZM182 128H184L183 130H182ZM210 128V129H209ZM225 128H226V130H225ZM254 128V129H253ZM12 129H14V132H10V131H13ZM18 131H17V130ZM27 129V130H26ZM32 129V130H31ZM41 129H43V130H41ZM65 130L64 132H63V130ZM176 129V130H175ZM206 129V130H205ZM222 129V132H223V134L221 133V130ZM241 129V130H240ZM252 129V130H251ZM255 129H256V131H257V133L255 132ZM10 130V131H9ZM26 130V131H25ZM38 130V131H37ZM66 130H67V132H66ZM173 130H175V131H173V133H172V131ZM179 130V131H178ZM217 130H218V132H217ZM233 132H232V131ZM250 130H251V132H250ZM254 130V131H253ZM15 131H17L18 132V136H19V138H16V135H17V132H16V134H15ZM20 131V132H19ZM34 131V132H33ZM39 131L40 132H42V134L40 135V134H38L39 133ZM44 131V132H43ZM45 131H46V135H45ZM48 131H49V133L51 132V134H49L48 133ZM64 133H62V132ZM161 131V132H160ZM164 131V132H163ZM200 131V132H199ZM208 131H212V132H209V134H208ZM215 131V132H214ZM231 131V132H230ZM10 132V133H9ZM24 132V133H23ZM33 132V134H29V133H32ZM59 132L62 134H59ZM165 132H167V134L165 133ZM179 132H181V133H179ZM185 132V133H184ZM229 132V134L230 133H233L232 135H230V137H229V134H226V133H228ZM250 132V133H249ZM255 132V133H254ZM9 133V134H8ZM19 133H21V135H23V138H21L22 136H20L19 135ZM48 133V134H47ZM52 133H54V134H52ZM58 135V137H57V135ZM154 133H159L158 135L157 134H155V136H154ZM169 133H171V134H169ZM192 135H191V134ZM204 133H205V135H204ZM207 133V134H206ZM212 133H214V134H212ZM218 133H221V135L220 134H218ZM248 133V134H247ZM4 134H5V136H4ZM37 134L39 135V136H43V138H41L40 140H38V141H35V142H33V137H35L36 139H37ZM152 136H151V135ZM162 134V135H161ZM175 134V135H174ZM188 134H189V136H188ZM201 134V135H200ZM202 134H203V136H202ZM244 134H246L245 136H248V137H245L244 136ZM256 134V135H255ZM11 137H10V136ZM25 135H27V136H25ZM33 135V136H32ZM48 135V136H47ZM55 135V139H53V136ZM60 135V136H59ZM150 135V136H149ZM191 135V136H190ZM194 135V136H193ZM212 135H213V137H212ZM215 135V136H214ZM223 135V136H222ZM228 135V136H227ZM255 135V136H254ZM261 135H263V136H261ZM17 136V137H18ZM31 136V137H30ZM52 136V137H51ZM147 136V137H146ZM148 136L150 137L149 139H147L148 138ZM163 136V137H162ZM171 136V137H170ZM184 136V137H183ZM197 136H199L198 138H197ZM209 136V138H207ZM212 137V139H211V137ZM218 136V137H217ZM225 136H226V138H229L228 139V141H227V139L225 138ZM4 137H5V139H4ZM9 137L11 138V139H9ZM14 137V138H13ZM31 138V140L28 142V139H30ZM143 137H146V138H143ZM153 137V138H152ZM185 138V140L184 139H182V138ZM194 138V139H192V138ZM202 137V138H201ZM220 137H222V138H220ZM224 137V138H223ZM244 137V138H243ZM254 137V138H253ZM258 137V138H257ZM260 137H262V138H260ZM3 138V139H2ZM12 138H13V140H12ZM27 140H26V139ZM34 138V139H35ZM48 138V139H47ZM164 138V139H163ZM190 138V139H189ZM206 138H207V140H206ZM218 138V139H217ZM253 138V139H252ZM18 139V140H17ZM144 141H143V140ZM166 139V141H163V140H165ZM168 139V140H167ZM171 139V140H170ZM182 140V142L180 141V140ZM189 140V141H186V140ZM196 139V140H195ZM218 141H217V140ZM223 140V142H222V140ZM233 139V140H232ZM235 139V140H234ZM241 139V142L239 141ZM251 139V140H250ZM259 139V141H256V140H258ZM5 140H10V141H8V142H10V143H7V141H5ZM24 142H23V141ZM25 140H26V142L27 143H29L30 144V146L25 142ZM43 140V141H42ZM133 140H134V142H133ZM140 140V141H139ZM159 140V141H158ZM206 142H205V141ZM219 140H221V141H219ZM237 140V141H236ZM245 142H244V141ZM21 141V142H20ZM136 141V142H135ZM154 141H158V142H154ZM176 141V142H175ZM179 141H180V143H179ZM184 141H186V143L184 142ZM192 141V142H191ZM201 141V142H200ZM214 141H217V142H214ZM22 143V145L20 144V143ZM177 143L176 145H175V143ZM195 142V143H194ZM199 142V143H198ZM211 142H214L213 144H214V146H215V148H213L214 146L212 145V143ZM221 142V143H220ZM225 142V143H224ZM233 142V143H232ZM237 142V143H236ZM250 142V143H249ZM12 143H14V145L12 144ZM27 144V146H26V144ZM128 143H130V144H128ZM208 143H210V146H208L207 144ZM229 143V144H228ZM232 143V144H231ZM245 143H247L248 144V146H247V144H245ZM254 143H255V145H254ZM261 143V144H260ZM6 144V145H5ZM38 144V145H37ZM127 144V145H126ZM147 144V145H146ZM179 144V145H178ZM182 144V145H181ZM184 144H186V145H184ZM198 144H200L201 146V148L199 147V145ZM216 144V145H215ZM226 144V145H225ZM10 145V146H9ZM18 145V146H17ZM21 145V146H20ZM129 145V146H128ZM146 145V146H145ZM153 145V146H152ZM158 145V146H157ZM174 145V146H173ZM178 145V146H177ZM196 145V146H195ZM205 145H207V146H205ZM219 145H223V146H219ZM229 145V146H228ZM233 145V146H232ZM245 146V148L243 147V146ZM259 146V147H261V148H259V149H261V150H263V151H260V153H257V154H251V153H249L248 154V150L251 148V146ZM11 146H12V148H11ZM17 146V147H16ZM29 146V147H28ZM41 146V147H40ZM148 146V147H147ZM172 146H173V148H172ZM182 146H184V147H182ZM221 147V149L219 148V147ZM226 146V147H225ZM231 146H232V148H231ZM237 146V147H236ZM241 146V147H240ZM252 146V147H253ZM32 147V148H31ZM130 147V148H129ZM134 147V148H133ZM146 147V148H145ZM158 149H157V148ZM182 147V148H181ZM186 147V148H185ZM203 147V148H202ZM208 149H207V148ZM247 147H248V149H247ZM9 148V149H8ZM15 148H17V149H15ZM20 148V149H19ZM28 148H30V149H32V150H30V149H28ZM34 148V149H33ZM36 148V149H35ZM139 148V149H138ZM140 148H142V150H143V152H145V154L142 152V150L140 149ZM153 150H152V149ZM156 148V149H155ZM211 148V149H210ZM227 148V149H226ZM240 148H242V150L244 151H240L241 149ZM2 149V150H1ZM8 149V150H7ZM11 149V150H10ZM19 149V150H18ZM24 149V150H23ZM28 149V150H27ZM156 151H155V150ZM185 149H188V150H186V152H185ZM203 149V150H202ZM219 149V150H218ZM230 149H231V151H230ZM246 149V150H245ZM15 152V154L13 153V151ZM17 150H18V152H17ZM139 150V152L137 153V151ZM147 150V151H146ZM151 150L152 151V153H153V155H152V153H151V151L149 152V151ZM191 152H190V151ZM196 150V151H195ZM202 150V151H201ZM213 150V151H212ZM216 150V151H215ZM227 150V151H226ZM229 150V151H228ZM240 152H239V151ZM4 151V152H3ZM143 153V155H142V153ZM184 151V152H183ZM187 151H189L188 153H187ZM194 151V152H193ZM9 152V153H8ZM114 152H115V154H114ZM120 152V153H119ZM124 152V153H123ZM157 152V153H156ZM178 152V153H177ZM180 152H181V154H180ZM197 152V153H196ZM206 152V153H205ZM228 152V153H227ZM239 153V155L238 154H236V153ZM11 153V154H10ZM112 153V154H111ZM118 153V154H117ZM133 153L135 154V153H137V154H135L134 156H133ZM165 153V154H164ZM167 153H168V155H167ZM172 153V154H171ZM200 153H202V154H209L208 156L209 157H207L206 159H203V160H205V164H202V166H203V169H202V167H201V161L202 162H204L203 160H193V159H189V160H187L185 163H187L188 164V166L186 165V166H184L185 165V163H183V165L182 164H180V166L182 165L184 168L182 169H180L179 168V165L176 163V161H178L179 159H180V157L181 156H183V157H185V158H188V157H195V155L197 156V155H199ZM234 153V154H233ZM98 154V155H97ZM127 154L129 155V156H133V158H129L128 156H127ZM130 154H132V155H130ZM139 154H141V156L139 155ZM147 154V155H146ZM150 154V155H149ZM176 154V155H175ZM177 154H178V156H177ZM187 154V155H186ZM228 154H229V156H228ZM233 154V155H232ZM90 155H92L93 156V158H91L92 156H90ZM100 155V156H99ZM127 156L128 158H124L123 156ZM160 155H161V157H160ZM163 155V156H162ZM165 155V156H164ZM174 157H173V156ZM228 156V158L227 157H225V156ZM235 155V156H234ZM237 155V156H236ZM246 155H247V157H246ZM251 155V156H250ZM254 155L256 156V157H254ZM88 156V157H87ZM109 156V157H108ZM115 156V157H114ZM119 156V157H118ZM140 156V157H139ZM213 156V157H212ZM216 156V157H215ZM241 156V157H240ZM250 156V157H249ZM257 156L260 158V159H258L257 158ZM84 157H85V159H84ZM87 157V158H86ZM94 157H95V159H94ZM97 157V158H96ZM102 157V158H101ZM139 157V158H138ZM158 157H160L161 158V160H160V158L158 159ZM165 157H167V158H165ZM173 157V158H172ZM219 157H221V160H220V158ZM244 157H246V158H244ZM254 157V158H253ZM76 158V159H75ZM79 158H81V159H79ZM83 158V159H82ZM99 158V159H98ZM117 158V159H116ZM119 158V159H118ZM141 158V159H140ZM143 158V159H142ZM209 158L211 159V160H209ZM212 158H214L215 160H216V163H214V161H213V159ZM217 158L219 159V161L217 160ZM225 158H227V159H225ZM231 158V159H230ZM233 158V159H232ZM257 158V159H256ZM93 159V160H92ZM103 159V160H102ZM116 159V160H115ZM120 159H121V161H120ZM137 159V160H136ZM140 159V160H139ZM163 159H165V160H163ZM209 161H208V160ZM223 159H225V160H223ZM237 159V160H236ZM241 159V160H240ZM251 159H253V160H251ZM67 160H69V161H67ZM70 160H71V162H70ZM76 160V161H75ZM79 160V161H78ZM86 160V161H85ZM88 160V161H87ZM115 162V161H120V162H126V166L123 168L124 170H126V169H129V167L131 166V168H143V166L145 167V166H147V164L146 163H148V165L149 164H151L150 166H154L155 164H161L162 165V167H158V168H156L157 169V172H155V170L156 169H151L152 171H154V172H152L151 170V172L153 173H149V171H148V173H143V174H141L142 172H140L139 173V175H138V177H135L136 179H139V182H138V180H136L135 178H133V179H131L130 181H126V182H122V183H120V184H118L117 186H113V187H111V188H109V189H106L105 191H101V192H98V193H92V194H90V192L93 190V189H96V187H97V185H98V187H100V185L99 184H103L106 180H107V178L109 177V176H111V174H113L114 172H111V171H103V169H100V168H104V167H106L107 166V164L108 163H105L106 161H108L109 163L110 162ZM126 160V161H125ZM136 160V161H135ZM139 160V161H138ZM168 160V161H167ZM223 160V161H222ZM226 160H227V162H226ZM234 160H235V162H234ZM247 160V161H246ZM249 160H250V162H249ZM261 160V161H260ZM64 161H65V163H66V161H67V163L65 164L64 163ZM83 163H82V162ZM162 161H164L163 163H162ZM174 161V162H173ZM196 163V164H198V169L196 170V168H197V165L195 166L194 165V163ZM196 161V162H195ZM198 161V162H197ZM214 163H212V162ZM239 161V162H238ZM252 161H254V162H252ZM259 161V162H258ZM79 162H81V166H72L73 164H75V163H79ZM87 162V163H86ZM118 162H115V163H118ZM128 162H130V163H128ZM140 162V163H139ZM153 162H155V163H153ZM159 162V163H158ZM167 162V163H166ZM173 162V163H172ZM192 162V163H191ZM211 162V163H210ZM229 162H232L233 164H234V166H233V164L232 163H229ZM240 162H242V163H240ZM246 164H245V163ZM247 162H248V165H247ZM261 162L263 163V164H261ZM59 163H61V164H59ZM64 163V164H63ZM73 163V164H72ZM96 163V164H95ZM97 163H99V164H101V163H103L102 165H99L98 164V166H100L99 168L97 167L96 168V166H93L94 164L95 165H97ZM114 163V164H115ZM193 165V167L192 166H190L191 164ZM200 163V164H199ZM212 164V166H207V164L208 165H210V164ZM226 165V167L223 165ZM227 163V164H226ZM236 163H238V164H236ZM240 163V164H239ZM253 163V164H252ZM254 163H255V166L257 167H255L254 166ZM257 163V164H256ZM53 164V165H52ZM72 164V165H71ZM89 164V165H88ZM131 164V165H130ZM140 164V165H139ZM145 164V165H144ZM232 164V165H231ZM55 165H56V167H55ZM70 165V166H69ZM91 165H92V169H91ZM135 165H137V166H135ZM245 166L244 167V169L245 170H247V174H248V176H247V174L243 171L244 169H243V167L242 166ZM251 165H253V166H251ZM258 165V166H257ZM46 166V167H45ZM65 166V167H64ZM85 166V167H84ZM90 166V167H89ZM133 166V167H132ZM177 167V169L176 170H174L175 168H169V167ZM181 166V167H182ZM200 166V167H199ZM205 166V167H204ZM207 166V167H206ZM230 166H233V167H230ZM236 166V167H235ZM247 166V167H246ZM263 166V167H262ZM39 169H38V168ZM77 167V168H76ZM80 167H84V169L83 170H87L86 171V173L84 174L85 175V177H86V175H89V173H90V175H89V177H92V178H90L88 181H87V183L85 182V185L88 187V188H85L84 186H81L79 189L80 190H74V191H76L78 194L76 195L77 197H75V195L74 196H70V197H68L67 196V198H65L66 197V195L67 194H69V193H67V192H65L66 193V195H65V193H64V191H68V192H70V191H72V188H71V186L73 187V184L72 183H68V184H66V185H63L64 187H62V186H60L59 187V185L64 181V180H68V181H70L69 179H71V180H75V177L74 178H70L71 177V175H72V177L73 176H75V174L77 175V176H79V177H77L78 179L80 178V177H82V176H84L83 175V173H81V171L83 172V170H81L82 168H80ZM87 167V168H86ZM94 167V168H93ZM168 167V168H167ZM187 167H191V169H187ZM196 167V168H195ZM208 167H209V170H208ZM223 167V168H222ZM227 167H229V168H227ZM241 167V168H240ZM252 167L253 168H255V171H253V173L256 175H250L251 174V172H250V170L252 169ZM33 169V170H30V169ZM37 168V169H36ZM45 168V169H44ZM79 168V170H80V172L78 171V170H75V169H78ZM90 168V169H89ZM165 168H167V169H170V171H171V169H173V171H169V170H167V175L169 176H166V169ZM193 168L196 170V171H199V173L197 172H195V170H193ZM205 168V169H204ZM236 168V169H235ZM241 170H240V169ZM249 168V169H248ZM251 168V169H250ZM29 169V170H28ZM93 169H96L97 171V174L96 173H94L95 171L93 170ZM122 169V170H123ZM179 169H180V171H179ZM185 169H187V170H185ZM200 169L202 170L201 172H200ZM230 170L229 172H227L228 170ZM237 169H239V170H237ZM261 169H262V171H261ZM23 170V171H22ZM25 170V171H24ZM62 170H64L63 172H61ZM71 171V173L72 174H70V171ZM73 170H75L74 172H72ZM90 170V171H89ZM91 170H93V171H91ZM161 170H163V172L164 173H162V171ZM181 170H183L184 172V175L183 174H181L180 172H181ZM189 170H190V173H189ZM191 170H193V172L191 171ZM203 170H204V172H203ZM224 170H225V172L226 173H224ZM227 170V171H226ZM259 170H260V172H259ZM20 171V172H19ZM48 171V172H47ZM69 171V172H68ZM76 171H78L77 173H76ZM89 171V172H88ZM99 171V172H98ZM103 173H102V172ZM179 171V172H178ZM185 171H187L186 173H185ZM209 172V174L208 175H206L207 173ZM59 172H61V174H64V173H69V174H67L66 175V177H65V175H61V177L63 178V176H64V180L62 181L61 179V177L59 176L60 175V173ZM87 172H88V174H87ZM92 172V173H91ZM159 172V173H158ZM161 172V173H160ZM169 172V173H168ZM192 172V173H191ZM196 174H195V173ZM203 172V173H202ZM248 172H250V173H248ZM17 173V174H16ZM54 173H56V178H55V174ZM75 173V174H74ZM81 174V176H80V174ZM98 173H100V174H98ZM108 173H110V174H108ZM176 173H177V175H176ZM201 173V174H200ZM222 173H224V174H222ZM245 173V174H244ZM16 174V175H15ZM19 174V175H18ZM31 174V175H30ZM59 174V175H58ZM74 174V175H73ZM95 174H96V176H95ZM109 176H108V175ZM148 174V175H147ZM149 174H151L150 175V177L151 178H149ZM156 174V175H155ZM161 174V176H159ZM165 174V175H164ZM180 174V175H179ZM186 174V175H185ZM193 174H195V175H193ZM198 174H199V176H198ZM206 176H205V175ZM219 174H221V175H223V176H220ZM25 175V176H24ZM49 175H51V177H54V178H52L54 181H56V183H57V181L60 179V184L59 183H55L53 180L50 182V180H48V179H51L50 178V176L48 177ZM53 175V176H52ZM107 175V176H106ZM154 175L155 176H157L158 178H160V177H162V178H160V179H165V178H170V176L172 175H176L177 177H178V179H176V181L175 182H172V183H170V184H159V179L158 178H156V177H154ZM181 175H183V176H181ZM188 175H189V177H188ZM191 175V176H190ZM204 175V176H203ZM210 175V176H209ZM211 175H213L214 177H212ZM243 175H246V176H243ZM12 176V177H11ZM19 178H17V177ZM43 176H45V177H48V182H46V179H43V178H45V177H43ZM59 176V177H58ZM69 177V179H68V177ZM99 176V177H98ZM105 176V178H103ZM118 176V178H119V176L120 175H117ZM142 176L144 177V176H146V179H144V178H142ZM180 176V177H179ZM194 176V177H193ZM215 176H216V178H215ZM250 176V177H249ZM16 177V179L14 180V182H13V180H12V178H15ZM41 177H43V178H41ZM58 177V178H57ZM147 177L149 178V179H147ZM184 177V178H183ZM186 177V178H185ZM202 177V178H201ZM208 177V178H207ZM217 177H219V178H217ZM221 177V178H220ZM244 177H249L248 179H251L250 181L246 178V180H245V178ZM76 178V179H77ZM97 178H100V180L99 181H101V182H103V183H100L99 181V184H98V182H97V184H96V182L95 181H97L98 179ZM110 179L111 178H114V177H109ZM115 178H117L116 176H115ZM152 178H156V179H152ZM253 178H255V180L253 179ZM56 179V180H55ZM77 179V180H78ZM93 179H95V181L93 180ZM105 179V180H104ZM135 179V180H134ZM158 179V180H157ZM185 179V180H184ZM188 179V180H187ZM208 179V180H207ZM212 179V180H211ZM219 179L221 180V179H223L222 181H219ZM245 181H244V180ZM3 180V181H2ZM12 180V181H11ZM39 180V182L41 183H39V182H37ZM42 180V181H41ZM45 180V181H44ZM66 180V181H67ZM136 182L135 184H133L134 183V181ZM155 180V181H154ZM205 180V181H204ZM208 182H207V181ZM215 180V181H214ZM254 180V181H253ZM7 181H11L13 184H14V186H13V184L11 185L9 182L6 184V182ZM15 181H16V183H15ZM140 181H142V182H140ZM144 181H145V185L147 184V186H148V184H150V187L148 186V188L147 189H141V190H143V191H141V190H138V189H140V188H143V184H144ZM151 181V182H150ZM158 181V182H157ZM204 182V183H202V182ZM212 181H214V182H217V184L216 183H214V185H213V182ZM253 181V182H252ZM36 182V183H35ZM88 182H92L93 183V185H95V187L94 186H92V187H94V188H91V184L92 183H88ZM147 182V183H146ZM154 182H157V184L156 183H154ZM183 182V183H182ZM188 182V183H187ZM191 182H193V183H191ZM198 182H200V183H198ZM223 182V183H222ZM250 182V183H249ZM261 182V183H260ZM33 183H35V184H33ZM38 183H39V186H38ZM46 186V185H49V184H56V185H49V186H44L43 184ZM47 183V184H46ZM49 183V184H48ZM95 183V184H94ZM125 183V184H124ZM126 183H127V185H126ZM128 183L130 184V185H128ZM133 184V187H131L132 186V184ZM139 183V184H138ZM152 183H154V184H152ZM176 183H177V186H174V185H176ZM178 183H179V185H178ZM206 183L208 184V183H210V184H208V185H206ZM219 183H220V185H219ZM252 183V184H251ZM256 183V184H255ZM259 183L260 184H262V185H260L259 186ZM90 185V187H89V185ZM136 184H138L139 185V187H138V185L136 186ZM173 184V185H172ZM181 184V185H180ZM182 184L184 185V188H183V186H182ZM186 184H188V186H186ZM190 184V185H189ZM192 184V185H191ZM199 184V185H198ZM247 184V185H246ZM249 184V185H248ZM251 184V185H250ZM258 184V185H257ZM1 185H2V187H1ZM9 186V188H7V186ZM36 185V186H35ZM40 185H42V186H44V187H42V186H40ZM71 185V186H70ZM120 185V186H119ZM143 185V186H142ZM151 185H153V186H151ZM203 185H206V186H203ZM212 187V189L210 188V186ZM217 185H219L218 187H217ZM243 185V186H242ZM6 186V187H5ZM32 186V187H31ZM57 186V187H56ZM119 186V187H118ZM124 186V187H123ZM126 186H128V187H126ZM129 186H130V189H129ZM164 188L163 190H161L162 189V187ZM168 186H169V188H168ZM172 186V187H171ZM179 186H181L182 187V189H180L179 190V188H181V187H179ZM191 186V187H190ZM197 186V187H196ZM198 186H200L201 188H202V186H203V190L205 191V193H204V191L203 190H201L204 194H202V193H200V192H197L198 190H199V188L200 187H198ZM209 186V187H208ZM246 186V187H245ZM250 186L252 187V188H250ZM11 187V188H10ZM38 187V188H37ZM48 187V188H47ZM50 187H52V188H54V189H51ZM68 187V188H67ZM121 187H123L122 189L124 190V188L126 187V188H128L129 189V191L131 190V188H134V187H136V188H134L132 191H133V193H129V194H127V195H124L123 196V190L122 191H120V189L119 188H121ZM137 187H138V189H137ZM152 187H153V189H152ZM159 187L161 188L159 191H160V193L161 194H159V195H157L158 193H159V191H158V189H159ZM174 187V188H173ZM175 187H177V188H175ZM189 187V188H188ZM206 187H207V189H206ZM215 187V188H214ZM240 187V188H239ZM255 187V188H254ZM261 187V188H260ZM5 188H7L6 190L7 191H5ZM34 188H36L35 190H34ZM42 188V189H41ZM62 188V189H61ZM69 188H71V189H69ZM82 188H84L85 189V191H82ZM90 188V189H89ZM113 188V189H112ZM114 188H117L118 189V191H117V189H114ZM125 188V189H126ZM165 188H166V190H165ZM168 188V189H167ZM172 188V190L171 191H169V189H171ZM185 188H187V189H185ZM197 188V189H196ZM217 188V189H216ZM220 188V189H219ZM223 188H226V189H224V191L226 190V192H222L221 190H223ZM233 188V189H232ZM28 189V190H27ZM42 190V193H44V192H46V196L44 195V194H42L40 191H38V190ZM45 191H44V190ZM46 189H49V191H47ZM61 189V190H60ZM63 189H69V190H63ZM83 189V190H84ZM88 190V193H87V190ZM128 189H126L127 191H128ZM173 189H176V193H175V190H174V192H172L173 191ZM193 191H192V190ZM234 190V191H236L237 189H240V190H238V191H236V193L234 192V191H232V190ZM250 189H252V190H250ZM27 190V191H26ZM32 190H34L33 191V194H31V192L30 191H32ZM37 190V195H42V196H40V197H43V196H45V199L44 200H42V201H40V202H37L36 204H35V202H33V201H35L36 199H38V198H40L39 196H37L35 193V191ZM58 190H60V191H62V193H60V191H58ZM91 190V191H90ZM111 190H113L112 191V194H110L109 193V196H111L110 198L108 197V194H106V193H108L109 191L111 192ZM126 190H124V191H126ZM149 190V191H148ZM150 190H154V192H156L155 193V196H152V195H154V192L152 191H150ZM182 190V192H180ZM190 190V191H189ZM207 190V191H206ZM210 190V191H209ZM248 190V191H247ZM251 192H250V191ZM255 190V191H254ZM3 191V192H2ZM10 191V192H9ZM24 191V190H23ZM56 191H57V193H56ZM74 191H72V192H74ZM85 194V196H83V197H81L82 195H84L82 192ZM90 191V192H89ZM115 191V193H116V195L113 193ZM135 191H140L139 193L138 192H135ZM157 191H158V193H157ZM163 191V192H162ZM167 191V192H166ZM178 191V192H177ZM192 191V193L190 194V192ZM200 191V190H199ZM212 191V192H211ZM219 191H221V193H219ZM228 191V192H227ZM232 191V192H231ZM48 192H53V193H51V196H50V193H48ZM56 193V195H55V193ZM81 192V193H80ZM117 192H119V193H117ZM135 192V193H134ZM149 192H151L150 194L151 195H149ZM183 192H185L186 194H184ZM187 192L190 194V195H188L187 194ZM208 192V193H207ZM29 193V194H28ZM60 193V194H59ZM71 193V192H70ZM75 193V192H74ZM80 193V194H79ZM120 193H122V194H120ZM138 193V194H137ZM142 193V194H141ZM162 193H164V194H162ZM181 195H180V194ZM193 193H195V194H193ZM197 193H199L198 195H197ZM212 193V194H211ZM218 194V196L216 195V198L218 197V198H220V199H216V198H214L215 196H213V195H215V194ZM225 193V194H224ZM234 194V196H233V194L231 195V197H230V195H229V197L231 198V199H234V201L233 200H231V199H229V197H228V195L227 194ZM237 193H239L237 196H236V194ZM248 193V194H247ZM251 193H253V194H255V195H257L256 193H258V195L257 196H255V195H252V199H251ZM8 194V195H7ZM13 194V195H12ZM36 196H35V195ZM54 194V195H53ZM62 194H63V196H64V198H63V196H62ZM82 194V195H81ZM133 194V195H132ZM168 194V195H167ZM202 194V195H201ZM206 194V195H205ZM35 196V197H33V196ZM50 197H49V196ZM97 195V196H96ZM104 197V199H106V200H104V199H102L101 200V198H102V196ZM119 195V196H118ZM121 195V196H120ZM137 195V197H135V196ZM141 195V196H140ZM142 195H143V197H144V195H145V197L147 196V200H144V198L142 197ZM172 195V196H171ZM179 195H180V197H179ZM55 196H57V197H55ZM58 196H59V198H58ZM62 196V197H61ZM78 196H80V197H78ZM88 196V197H87ZM91 196H92V198H91ZM99 196H101V198H98ZM115 196V197H114ZM126 196V197H125ZM140 196V197H139ZM154 197V198H152V197ZM163 196V197H162ZM174 196V198L172 199V197ZM178 196V197H177ZM185 196H187L186 198H188L187 200H186V198H185ZM193 198H191V197ZM196 196V197H195ZM198 196V197H197ZM223 196H225V199H224V197ZM232 196L234 197V198H232ZM18 198V200H16L17 198ZM31 197V198H30ZM32 197H33V199H32ZM48 197H49V199H48ZM53 197V198H52ZM63 198V200L61 201V198ZM94 197H97L96 199V201H102V202H99V203H97V204H95L96 202L94 201ZM109 198V200H107L108 198ZM114 197V198H113ZM116 197H117V199H116ZM122 197V198H121ZM128 197H130V198H128ZM132 197H135L134 199H136V201L132 198ZM139 197V198H138ZM142 197V200L140 199ZM169 197H171V198H169ZM201 199H200V198ZM253 197H255V198H253ZM256 197H258V199L256 198ZM262 199V201H263V203H260V202H262L261 201V199ZM3 198V199H2ZM34 198H35V200H34ZM54 198H56V199H54ZM70 198V199H69ZM76 198V199H75ZM83 200H82V199ZM86 200H88V201H86ZM89 198H91V199H89ZM111 198H113L111 201H110V199ZM127 198V199H126ZM156 198H158L159 199V201H158V199L156 200ZM181 199V201H180V199ZM197 198H199V200L197 199ZM209 198H211V199H209ZM221 198H222V200H224V201H227V202H229V203H224V202H222V200H221ZM9 199V200H8ZM28 199H29V201L30 202H28ZM31 199V200H30ZM58 199V200H57ZM66 199V200H65ZM73 199V200H72ZM116 199V200H115ZM119 199H121V200H119ZM122 199H125V201L123 200L122 201ZM131 199H133L134 200V203L135 204H132V202H133V200L131 201ZM141 201H140V200ZM146 199V198H145ZM154 199V200H153ZM182 199H183V201H184V203L186 204L187 202L189 203V201L190 202H192L194 199L196 200V202L198 201V203L199 202H201V204L199 203L198 205H196V206H194V209H192V208H189L188 209V211L187 210H185V208L183 209V208H181L182 207V205H183V207H184V205L185 204H183V202H182ZM206 201H205V200ZM208 199V200H207ZM216 199V200H215ZM16 200V201H15ZM20 200V201H19ZM27 200V201H26ZM53 200H55L53 203H52V201ZM61 202H60V201ZM67 200L69 201V202H67ZM70 200H72V201H70ZM81 201V202H79L78 203V201ZM91 200V201H90ZM92 200L94 201V202H92ZM128 200L129 201H131V204L130 205H133V207L131 206L130 207V205L128 206L127 204H129V202H128ZM140 202H139V201ZM164 200V201H163ZM176 200V201H175ZM179 202H182V203H178V201ZM186 200V201H185ZM201 200V201H200ZM217 200L219 201V202H217ZM221 200V201H220ZM9 201V202H8ZM15 201V202H14ZM23 201H26L27 202V204H25V202H24V204H22V203H20V202H23ZM50 201V202H49ZM58 201H59V203H58ZM66 201V202H65ZM76 201V202H75ZM82 201H84V202H82ZM120 201H122L123 203H121ZM138 201V202H137ZM154 201H156V202H154ZM157 201H158V204H157ZM166 201V202H165ZM170 201V202H169ZM172 201H174V202H172ZM210 201V202H209ZM232 201V202H231ZM252 201H254V202H252ZM12 202H14V206H13V203ZM19 203V204H21L20 205V207H22V208H19V204H16V203ZM72 202V203H71ZM86 202H87V204H86ZM105 202V203H104ZM124 202L126 203V204H124ZM168 202H169V204H168ZM172 202V203H171ZM176 202L178 203V204H176ZM193 202H195V201H193ZM204 202V203H203ZM206 202H209V204L208 203H206ZM218 204H217V203ZM230 202L232 203V204H230ZM249 202V203H248ZM256 202H257V205H256ZM7 203H9L8 205H12V207H10V206H8V205H6ZM30 203V204H29ZM50 203H52L51 205H48V204H50ZM58 203V204H57ZM63 204V206H62V204ZM74 203H76L75 205H74ZM78 203V204H77ZM84 203V204H83ZM89 203H90V205H89ZM91 203H94V204H91ZM155 203V204H154ZM170 203H171V205L172 204H174V205H172V207H171V205H170ZM205 203L206 204H208V205H205ZM222 203V204H221ZM246 203H247V205H246ZM251 203V204H250ZM254 203V204H253ZM259 203V204H258ZM16 204V205H15ZM61 204V205H60ZM72 204V205H71ZM80 204V205H79ZM102 204V205H101ZM123 204V205H122ZM161 204H162V206L163 205H165L166 204V206H163L162 208H160L161 207ZM168 204V205H167ZM179 204H180V206H179ZM182 204V205H181ZM230 204V205H229ZM239 204H241V206L239 205ZM245 204V205H244ZM250 204V205H249ZM17 205H18V207H17ZM23 205H25V206H23ZM30 206V205H34L33 207H27L26 208V206ZM48 205V208H49V210H48V208H42V207H46ZM54 205L57 207H54ZM60 205V206H59ZM66 205H67V207H66ZM70 205H71V207H70ZM78 205V206H77ZM82 205H84V206H87L88 207V205L89 206H92V207H88L89 208V210H88V208H86V209H84V210H82L81 211V209H79V208H81V207H79V206H82ZM93 205H96V206H93ZM125 205V206H124ZM126 205L128 206V208L126 207ZM154 205V206H153ZM177 205V206H176ZM201 205H203V206H201ZM226 205V207H224ZM228 205H229V207H228ZM237 205V206H236ZM245 207H244V206ZM6 206V207H5ZM52 207V209L53 210H51V207ZM65 206V209L64 208H62V207H64ZM120 206H123V207H125V209L123 208V207H120ZM173 206H176V208H174ZM202 207V208H200V207ZM207 206V207H206ZM231 206V207H230ZM236 206V207H235ZM253 206V207H252ZM257 206V207H256ZM7 207L8 208H10V212H8L9 210L7 209ZM14 207V208H13ZM16 207V208H15ZM68 207H70V208H68ZM97 207V208H96ZM122 208L121 210H122V212H121V210H120V208ZM165 207V208H164ZM170 207V208H169ZM179 207V208H178ZM197 207H199V208H197ZM233 207V208H232ZM240 209V210H237L238 208ZM244 207V208H243ZM252 207V208H251ZM259 207V208H258ZM260 207H263V208H260ZM13 208V209H12ZM19 208V209H18ZM39 208L40 209H43V211H41V213H42V215H41V217H40V215H38V213L40 214V211H39ZM55 208V209H54ZM61 208L62 209H64V210H67L68 211V213L69 214H67V211H64L63 212V210H61ZM72 208V209H71ZM75 208H77V209H79V211L77 212L76 210L77 209H75ZM92 208V209H91ZM101 208V209H100ZM119 208V209H118ZM151 208V209H150ZM152 208H153V210L155 209V210H158V211H156L155 212V214H153L152 215V213H154V212H152ZM159 208H160V210H159ZM178 208V209H177ZM229 208V209H228ZM232 208V209H231ZM237 208V209H236ZM242 208V209H241ZM248 208V209H247ZM15 209V210H14ZM17 209V210H16ZM22 209V210H21ZM36 209H37V211H36ZM57 209V210H56ZM60 209V210H59ZM95 209H97V210H95ZM163 211H162V210ZM172 209V210H171ZM173 209H177V210H173ZM191 209V210H190ZM202 209V210H201ZM204 209V210H203ZM221 209V210H220ZM224 209V210H223ZM225 209H227V212H226V210ZM231 209V210H230ZM246 209V210H245ZM254 209V210H253ZM259 211H258V210ZM260 209L262 210V211H260ZM7 210V214L5 213V211ZM20 210V211H19ZM35 210V211H34ZM71 210L73 211V210H75V211H73L74 212V214L73 213H71ZM118 210V211H117ZM150 210H151V212H150ZM179 210V211H178ZM193 210H195V211H193ZM196 210H197V212H196ZM200 210V211H199ZM228 210H230V211H228ZM252 210V211H251ZM256 210V211H255ZM16 211V212H15ZM32 213H31V212ZM33 211H34V213H33ZM53 213H52V212ZM56 211V212H55ZM59 211V212H58ZM92 211V212H91ZM120 211V212H119ZM136 211V212H135ZM148 212V213H146V212ZM159 211H161V213L159 212ZM178 211V212H177ZM182 211H184V212H182ZM202 211V212H201ZM216 211H218V212H216ZM244 211V212H243ZM246 211V212H245ZM253 213H251V212ZM12 212H14V213H12ZM63 212V213H62ZM141 212V213H140ZM159 212V213H158ZM186 212V213H185ZM188 212V213H187ZM191 212H192V214H194V215H191ZM259 212H262L261 214H262V216L259 214ZM8 213H10V214H8ZM27 213H28V215H27ZM35 213H36V215H38V216H36L35 217ZM70 213H71V215H70ZM79 213V214H78ZM113 213H115L116 214V216L114 217V215L115 214H113ZM135 213V214H134ZM180 213H181V215H180ZM220 213V214H219ZM229 213H231V214H229ZM249 213V214H248ZM30 214L31 215H33V216H30ZM78 214V215H77ZM112 214V215H111ZM140 214V215H139ZM150 214V215H149ZM186 216H185V215ZM224 214V215H223ZM227 214V215H226ZM252 214V215H251ZM256 214V216L253 218L252 216L253 215H255ZM257 214H258V217H257ZM77 215V216H76ZM117 215H120L119 217L117 216ZM135 215V216H134ZM156 215H158V216H156ZM188 215V216H187ZM220 215V216H219ZM226 215V216H225ZM231 216L232 218L235 216L236 217V219H235V217L233 218V219H231V217H229V216ZM241 215H243V216H241ZM246 215H248L247 217L249 218H247L246 217V219H245V216ZM250 215H251V218H252V220H251V218H250ZM7 216H9V220H8V217ZM12 218H11V217ZM15 216V217H14ZM108 216H110V217H108ZM111 216H112V218H111ZM127 216V217H126ZM149 216H150V218H149ZM154 216V217H153ZM222 216H225V218H226V221H228L227 223L225 222V223H223L224 221H225V219H224V217H222ZM239 216H241V217H239ZM7 217V218H6ZM28 217V218H27ZM29 217H31V218H29ZM32 217H35V218H33L32 219ZM38 217V218H37ZM137 219H136V218ZM158 217V218H157ZM222 217V218H221ZM231 219H229V218ZM261 217H262V219H261ZM25 218V219H24ZM27 218V219H26ZM124 218H126V220L124 219ZM135 219V221L134 220H132V219ZM152 218V219H151ZM228 218V219H227ZM238 218H239V220L241 221V223H240V221H237L238 220ZM240 218H242V220L240 219ZM244 218V219H243ZM255 218H258L257 220H258V222L256 221V219ZM11 219H12V221H11ZM13 219H14V222H15V224H17V225H15L14 224V222H13ZM15 219H16V221H15ZM21 219L22 220H26L25 222L24 221H22L21 222ZM29 219V220H28ZM115 221H114V220ZM123 221H122V220ZM215 219H217V220H215ZM222 219V220H221ZM224 219V220H223ZM249 220V222L250 223H248V220ZM3 220V221H2ZM110 220H113V223H112V221H110ZM120 220V221H119ZM131 220V221H130ZM220 220V221H219ZM255 220V221H254ZM262 220V221H261ZM110 221V222H109ZM119 221V222H118ZM134 221V222H133ZM236 221H237V223H236ZM243 221H244V224H245V222L246 223H248L247 225L245 224V225H243ZM261 221V222H260ZM12 222V223H11ZM24 222V223H23ZM115 222V223H114ZM123 222V223H122ZM21 223V224H20ZM105 223H109V224H105ZM111 223V224H110ZM119 223V224H118ZM125 223H126V225H125ZM255 223H257V225L255 224ZM259 223V224H258ZM105 224V225H104ZM114 224V225H113ZM121 224H123V225H121ZM240 224H242V225H240ZM251 224H253L252 226H251ZM4 225H6L7 226V228H5V226ZM14 225V226H13ZM19 225V226H18ZM109 225V226H108ZM110 225H111V227H110ZM125 225V226H124ZM180 225V226H179ZM2 226V227H1ZM104 226H105V228H104ZM109 227V229H108V227ZM114 226V227H113ZM122 229H120L119 227ZM127 226V227H126ZM250 226V227H249ZM4 227V228H3ZM117 227V228H116ZM126 227V228H125ZM179 229H178V228ZM113 228L115 229V231L113 230ZM124 228H125V230H126V232H125V230H124ZM173 229V230H171V229ZM181 228V229H180ZM6 229V230H5ZM3 230V231H2ZM12 230V231H11ZM104 230V231H103ZM124 230V231H123ZM127 230H128V232H127ZM176 230V231H175ZM7 231H9V233L7 232ZM11 231V232H10ZM109 231V232H108ZM117 231V232H116ZM121 231H122V233L123 232H125V233H129L128 235H126L125 233H123L124 235H121V236H118V235H120V234H122L121 233ZM173 231V232H172ZM118 233V234H114V235H112V233ZM172 232V233H171ZM102 235H101V234ZM170 233V234H169ZM177 233V236L175 235ZM180 235H179V234ZM104 234V235H103ZM111 234V235H110ZM260 234H262V236L260 235ZM99 235H101L100 237H99ZM108 235V236H107ZM110 235V236H109ZM116 235H117V237H116ZM170 235V236H169ZM190 235V236H189ZM106 238H105V237ZM123 236H125V237H123ZM172 236V238H170ZM179 236V237H178ZM183 236H185V237H183ZM189 236V237H188ZM260 237V238H258V237ZM96 237H99V238H97L96 239ZM103 237V239H101V240H99L100 238H102ZM112 237V238H111ZM121 237V238H120ZM128 237V238H127ZM176 237H178V238H176ZM109 238V239H108ZM124 240H123V239ZM182 238H184L183 240H181ZM196 240H195V239ZM95 239V240H94ZM115 239V240H114ZM172 239H173V241H172ZM175 239H176V242H175ZM180 241H179V240ZM257 239V240H256ZM261 241H260V240ZM94 240V241H93ZM254 240H256L255 241V243L257 242V241H260L261 243L258 245V243L259 242H257V245L256 244H254ZM109 241V242H108ZM117 241H118V243H117ZM124 241V242H123ZM173 242V244L172 243H169V242ZM182 241V242H181ZM183 241H184V244H185V246H184V248H183V246H182V244H183ZM186 241V242H185ZM197 241H198V243H197ZM251 241V242H250ZM253 241V242H252ZM68 242H69V245H68ZM70 242H72V243H70ZM115 242V243H114ZM179 242V243H178ZM188 242V244H189V246H190V249L192 248L191 246H194V248H192L191 250L189 249V247L188 246H186L187 243ZM248 242H250L249 244H247ZM110 243V244H109ZM175 243H177V244H175ZM75 244V245H74ZM77 244V245H76ZM79 244L81 245V247L79 246ZM98 244V245H97ZM102 244V245H104V246H100V245ZM109 244V245H108ZM168 244V245H167ZM197 244V245H196ZM246 244H247V247H246ZM254 244V245H253ZM95 245V246H94ZM96 245H97V247H96ZM107 245V246H106ZM110 245H114L113 247H118L117 249L116 248H114V249H111V248H113L112 246H110ZM116 245V246H115ZM175 245V246H174ZM179 247H178V246ZM248 245H253V246H251L250 248H249V246ZM77 246V248H75ZM80 248H79V247ZM92 246H94V247H92ZM98 246H99V248H98ZM165 246V247H164ZM181 246V247H180ZM195 246H196V248H195ZM199 246V248H197ZM242 246H243V248H242ZM255 246V247H254ZM257 246H261L262 247V249H261V247L258 249V250H260V251H256V248H257ZM70 249H69V248ZM109 249H107V248ZM156 247H158L157 249H156ZM170 247V248H169ZM175 247H177V249L175 248ZM188 247V248H187ZM236 247H237V249H236ZM244 247H245V249H244ZM66 248H68V249H66ZM76 250H75V249ZM95 248V249H94ZM97 248V249H96ZM105 248V249H104ZM162 250H161V249ZM170 249V250H168V249ZM181 248V250H179ZM186 248L189 250H186ZM230 248V249H229ZM239 248V249H238ZM255 249V250H252V249ZM65 251H64V250ZM72 249H74V250H72ZM154 249H156V250H154ZM165 249V250H164ZM178 250V252L176 251V250ZM184 249V251L182 252V250ZM236 249V250H235ZM243 249H244V251H243ZM248 249V250H247ZM73 251V252H71V251ZM79 250V251H78ZM108 250V251H107ZM113 250V251H112ZM154 250V251H153ZM164 250V251H163ZM172 250V251H171ZM186 250V251H185ZM195 250V251H194ZM199 250V251H198ZM224 250H225V252H224ZM249 250H252V251H254V254H252V255H248V256H246L247 258H245V256L243 257L242 255H243V253L244 252H247V251H249ZM77 251V252H76ZM82 251V252H81ZM96 251V252H95ZM101 251H103V252H101ZM146 251H148L147 253H146ZM149 251H152V252H149ZM181 251V252H180ZM191 251V252H190ZM194 251V252H193ZM226 251H228V252H226ZM238 252L237 254L236 253H234V252ZM240 251V252H239ZM256 251V252H255ZM63 252V253H62ZM76 252V253H75ZM81 252V253H80ZM99 252V253H98ZM137 252H141L140 253V255H139V253L138 254H136ZM173 252H177L178 254H176V256H175V254H173ZM180 252V253H179ZM193 252V254H191ZM230 252V253H229ZM231 252H233V253H231ZM242 252V253H241ZM69 253V254H68ZM73 253H75V255L73 254ZM83 253V254H82ZM101 253H103L102 255H101ZM151 253V254H150ZM160 253V254H159ZM166 253H167V255H166ZM169 253V254H168ZM187 253V254H186ZM230 255H229V254ZM239 253H241V254H239ZM256 253V254H255ZM258 253V254H257ZM262 253V254H261ZM65 254V255H64ZM85 254H87V255H85ZM143 254H144V256H143ZM158 254V255H157ZM175 256H173V255ZM185 256H184V255ZM189 254V255H188ZM196 254V255H195ZM225 254H226V256H225ZM236 254V255H235ZM61 255V256H60ZM67 255V256H66ZM70 255V256H69ZM73 255V256H72ZM79 255V256H78ZM84 257H82V256ZM87 256V257H85V256ZM99 255H101L100 257H99ZM137 255V256H136ZM150 257H148V256ZM165 255V257H163V259H162V257L161 256H164ZM181 255H182V257H181ZM193 256V257H191V256ZM240 255V257H242L241 258V260H243V262L244 263H242V261H240V257L238 258V256ZM257 255H259V256H257ZM81 256V257H80ZM88 256H89V258H88ZM93 258H92V257ZM146 256V257H145ZM184 256V257H183ZM188 256L190 257V258H188ZM250 256V257H249ZM68 257H69V259H68ZM80 257V258H79ZM97 257H99V258H97ZM142 257V258H141ZM153 257L155 258V259H153ZM157 257V258H156ZM161 257V259H162V261H161V259H159V258ZM179 257V258H178ZM226 259V261H224L225 259ZM229 257H231V258H229ZM238 259H237V258ZM249 257V258H248ZM46 258H48V259H46ZM55 258H56V260H55ZM64 258V260H62V259ZM95 258V259H94ZM97 258V259H96ZM128 258V259H127ZM133 258V259H132ZM181 258V259H180ZM194 258V259H193ZM83 259V260H82ZM91 259V260H90ZM99 259V260H98ZM132 259V260H131ZM137 261H136V260ZM143 259V260H142ZM147 259V260H146ZM158 259V261L156 262V260ZM165 259V260H164ZM182 259L184 260V261H182ZM222 259H224V260H222ZM231 259V260H230ZM262 259V260H261ZM44 260H46V261H44ZM48 260V261H47ZM80 260L81 261H83V262H80ZM85 260H87V263H85L86 261ZM92 260H96V262H94V261H92ZM100 260H101V262H100ZM119 260V261H118ZM121 260V261H120ZM124 260V261H123ZM134 260V261H133ZM139 260V261H138ZM160 260V261H159ZM181 262H180V261ZM185 260H188L187 262L185 261ZM65 262L66 264L68 263V262ZM70 261V260H69ZM92 261V262H91ZM132 261V262H131ZM136 261V262H135ZM179 261V262H178ZM229 261V262H228ZM240 261V262H239ZM80 262V263H79ZM238 262V263H237ZM62 263V264H63ZM64 263V264H65ZM71 264H72V261L70 262ZM69 263V264H70ZM232 264V263H231Z\"/></svg>","mask_w":264,"mask_h":264},{"label":"bare ground","instance_id":"bare-ground-1","mask_svg":"<svg viewBox=\"0 0 264 264\" xmlns=\"http://www.w3.org/2000/svg\"><path fill=\"white\" fill-rule=\"evenodd\" d=\"M31 1H32V0H31ZM31 1H29V2H31ZM44 1L47 2L46 0H44ZM52 1H53V0H52ZM52 1H50V2H52ZM70 1H71V0H70ZM199 1H200V0H199ZM199 1L196 0V2H197L196 4H197V5L201 4V3H198ZM207 1H208V0H207ZM215 1H216V0H215ZM215 1H214V2H215ZM220 1H221V0H220ZM3 2H4V3H3ZM3 2H2V0H1V3H3L2 8L5 10V11L3 12V15H4L5 17H7L8 15L12 14V13H13L12 11L18 10V8L15 9V6H16V4H17V1H16V0H12V1H8V0H7L6 2L3 0ZM34 2H35V1H34ZM55 2H56V1H55ZM192 2H195V1H192ZM192 2H191V3H192ZM202 2L204 3V2H206V1H205V0L203 1V0H202ZM214 2H213V3H214ZM32 3H33V2H32ZM47 3H49V0H48ZM61 3H62V2H61ZM69 3H70V2H68V4H69ZM142 3H143V2H142ZM142 3H141V5H142ZM144 3H145V2H144ZM188 3H190V2H188ZM188 3L186 2V5H185V6L188 7V5H191V3H190V4H188ZM207 3H208V2H206V4H207ZM213 3L211 2V5H212ZM217 3H218V2H217ZM217 3L215 2L214 4H217ZM219 3L221 4V3H224V2L221 1V2H219ZM52 4H53V2H52ZM59 4H60V3H59ZM66 4H67V0H66L65 4H64V2H63V5H64V6H65ZM131 4H132V3H131ZM149 4H150V3H149ZM193 4H194V3H193ZM204 4H205V3H204ZM0 5H1V4H0ZM25 5H26V4H24V6H25ZM50 5H51V4H50ZM55 5H57V4H55ZM129 5H130V4H129ZM133 5H135V3H134ZM139 5H140V4H139ZM143 5H144V4H143ZM146 5H147V3H146ZM207 5H208V6H211V5H209V4H207ZM24 6H23V7H24ZM51 6L53 7L54 5H51ZM59 6H61V5H59ZM66 6H67V5H66ZM127 6H128V5H127ZM147 6H148V5H147ZM149 6H152V5L150 4ZM155 6H157V5H155ZM159 6H160V5H159ZM161 6H162V8H163V5H161ZM191 6H192V5H191ZM201 6H202V5H201ZM215 6H216V5H215ZM19 7H20V6H19ZM129 7H131V6H129ZM135 7H136V6H135ZM135 7L133 6V8H135ZM144 7H145V6H144ZM144 7H143L142 9H144ZM183 7H184V6H183ZM183 7H182V9H183ZM187 7H186V8H187ZM189 7H190V6H189ZM193 7H194V6H193ZM193 7H192V8H193ZM197 7H198V6H197ZM204 7L207 8L206 6H204ZM211 7H212V6H211ZM24 8H25V7H24ZM24 8H22L21 11H22ZM152 8H153V7H152ZM159 8H160V7H159ZM195 8H196V5H195ZM200 8H201V10H200ZM200 8L198 9V11H199V10H200V11H203V9H205V8L202 9V7H200ZM3 9H2V10H3ZM13 9H14V10H13ZM123 9H124V8H123ZM139 9H140V7H139ZM147 9H148V7H147ZM155 9H156V8H155ZM184 9H185V7H184ZM196 9H197V8H196ZM196 9H195V10H196ZM6 10H8V11H6ZM121 10H122V9H121ZM127 10H128V8H127ZM152 10H153V9H152ZM157 10H160V9H157ZM256 10H257V9H256ZM19 11H20V10H19ZM19 11H18V12H19ZM123 11H124V10H123ZM131 11H132V10H131ZM133 11H134V9H133ZM148 11H150V10H148ZM148 11H147V12H148ZM155 11H156V10H155ZM162 11H164V10H162ZM185 11H186V10H185ZM187 11H188V10H187ZM192 11H194V8L192 9ZM192 11H190V12H192ZM196 11H197V10H196ZM198 11H197V12H198ZM204 11H205V10H204ZM245 11H247V10H245ZM257 11H260V10H257ZM0 12H1V10H0ZM127 12H128V11H127ZM134 12H135V11H134ZM144 12H145V11H144ZM157 12H158V11H157ZM164 12H165V11H164ZM167 12H168V11H167ZM206 12L208 13V10H207ZM206 12H204V13H206ZM241 12H242V11H241ZM250 12H252V11H250ZM255 12H256V11H255ZM15 13H16V12H15ZM19 13H20V12H19ZM115 13H116V12H115ZM117 13H118V11H117ZM122 13H123V12H122ZM124 13H125V11H124ZM132 13H133V12H132ZM137 13H138V11H137ZM139 13H140V11H139ZM141 13H142V12H141ZM141 13H140V14H141ZM194 13L196 14L195 11H194ZM198 13H200V12H198ZM244 13H245V12H244ZM244 13H243V14H244ZM259 13H260V12H259ZM120 14H121V13H120ZM128 14H129V12L127 13V15H128ZM144 14H145V13H144ZM149 14H150V13H149ZM163 14H164V13H163ZM249 14H250V13H249ZM260 14H261V13H260ZM14 15H15V14H14ZM20 15L22 16L23 13H21ZM20 15H17V14H16V16H20ZM110 15H111V14H110ZM110 15H109V16H110ZM113 15H114V13H113ZM121 15L123 16V14H121ZM121 15H119V17H120ZM131 15H132V14H131ZM157 15H158V14L156 13V16H157ZM161 15H162V14H161ZM161 15H160V16H161ZM256 15H257V14H256ZM1 16H2V15L0 14V17H1ZM4 16H3V17H4ZM16 16H14V17L17 18ZM105 16H106V15H105ZM107 16H108V15H107ZM124 16H125V15H124ZM133 16H134V13H133ZM135 16H137V14H135ZM142 16H143V15H142ZM147 16H148V14L146 15V17H147ZM154 16H155V15H153V18H154ZM249 16H250V15H249ZM253 16H254V15H253ZM253 16H252V18H253ZM262 16H263V15H262ZM262 16H260V17H262ZM94 17H95V16H94ZM98 17H99V16H98ZM100 17H102V16H100ZM103 17H104V16H103ZM126 17H128V16H126ZM130 17H131V16H130ZM146 17H145V18H146ZM149 17H150V15H149ZM158 17H159V16H158ZM162 17H163V15H162ZM162 17H161V18H162ZM260 17H259V18H260ZM7 18H8V20H9V18H12V16H11V17H7ZM110 18H111V17H110ZM116 18H117V17H116ZM116 18H115V19H116ZM131 18H132V17H131ZM151 18H152V17H151ZM163 18H164V17H163ZM237 18L240 19L241 16H240V17H237ZM247 18H249V17H247ZM247 18L245 17L246 20L244 19L243 21H241V24H245V23L248 22V21L250 22V20L252 19L251 16H250V18H251L250 20H248ZM263 18H264V17H263ZM1 19H2V21H3V18H1ZM1 19H0V20H1ZM5 19H6V18H5ZM65 19H66V18H65ZM65 19H64V21H65ZM103 19H104V18H103ZM111 19H112V18H111ZM113 19H114V18H113ZM129 19H130V18H129ZM137 19H138V17H137ZM139 19L141 20V18H139ZM142 19L144 20L143 17H142ZM159 19H160V18H159ZM254 19H256V18H253L252 20H254ZM257 19H258V18H257ZM261 19H262V18H261ZM261 19H259V20H261ZM6 20H7V19H6ZM6 20H4V22H5ZM66 20H67V19H66ZM70 20H71V19H70ZM84 20H85V22H86V19H84ZM84 20H83V22H84ZM89 20H90V19H89ZM91 20H92V19H91ZM91 20H90V21H91ZM106 20H107V19H106ZM117 20H118V19H116V22H117ZM122 20H123V19H122ZM143 20H142V21H143ZM145 20H146V19H145ZM145 20H144V21H145ZM155 20H156V19H155ZM157 20H158V18H157ZM163 20H164V19H163ZM163 20H161V21H159V22H164ZM165 20H166V19H165ZM241 20H242V19H241ZM247 20H248V21H247ZM259 20H258V21H259ZM72 21H73V20H72ZM75 21H76V20H75ZM96 21H97V20H96ZM98 21H100V20H98ZM101 21L103 22V20H101ZM118 21H119V20H118ZM123 21H124V20H123ZM123 21H122V22L120 21V22L123 23ZM129 21H130V23H131L132 20H131V19H130V20H126L125 22H128V23H129ZM138 21H139V20H138ZM144 21H143V22H144ZM153 21H154V19H153ZM232 21H234V19H233ZM235 21H236V19H235ZM238 21H239V20H238ZM60 22H61V21H60ZM60 22H59V23H60ZM67 22H68V21H67ZM83 22H82V23H83ZM133 22H134V21H132V24L134 25ZM140 22H141V21H140ZM150 22L153 24L152 20H151ZM155 22H158V21H155ZM159 22H158V23H159ZM165 22H166V21H165ZM165 22H164V23H165ZM256 22H257V21H256ZM77 23H79V22H77ZM108 23H109V21H108ZM135 23H137V22H135ZM148 23H149V22H148ZM164 23H162V24L164 25ZM236 23H237V22H236ZM238 23H239V22H238ZM253 23H254V22H253ZM258 23H259V24H255V23H254V25H255V26H258V25L261 24V22H258ZM67 24H68V23H67ZM84 24H85V23H84ZM90 24H93V23H90ZM119 24H120V23H119ZM124 24H125V23H124ZM132 24H131V25H132ZM247 24H248V23H247ZM44 25L46 26V24H44ZM48 25H50V27H52L51 24H48ZM48 25H47V26H48ZM61 25H63V24L61 23L60 26H61ZM64 25H66V23H65ZM64 25H63V26H64ZM95 25H96V24H95ZM106 25H107V24H106ZM112 25H113V24H112ZM112 25H111V24H110V25H107V26H110V29H109L110 31H111V26H112ZM117 25H118V23H117ZM125 25H126V24H125ZM137 25L139 26L140 24H137ZM144 25H145V24H144ZM144 25H143V26H144ZM146 25H147V24H146ZM149 25H151V24H149ZM156 25H158V24H156ZM160 25H161V23H160L158 26H160ZM231 25H232V24H231ZM252 25H253V24H251V26H252ZM254 25H253V26H254ZM63 26H62V27H63ZM68 26H69V25H68ZM76 26H77V25H76ZM76 26H75V23H74V26H71V27L75 28ZM84 26H85V25H84ZM93 26H94V25H93ZM100 26H102V27L104 26V27H105V25H103V23H102ZM107 26H106V29H107ZM123 26H124V25H123ZM134 26H135V25H134ZM164 26H165V25H164ZM238 26H239V24H238ZM238 26H236V27H238ZM249 26H250V25H249ZM249 26H248V27H249ZM50 27H46V29H41V30H47V28L49 29ZM57 27H58V26H57ZM64 27H65V26H64ZM71 27L69 26V28H71ZM95 27H96V26H95ZM98 27H99V26H98ZM98 27H97V28H98ZM104 27H103V28H104ZM116 27H117V26H116ZM116 27H114V28H116ZM147 27H148V26H146V27L143 28V30L145 31V33L149 31V30H148V31L145 30ZM154 27H155V23H154ZM227 27H228V26H227ZM232 27H233V26H232ZM241 27H242V26H241ZM37 28H39V27H37ZM40 28H42V27H40ZM53 28H56V27L54 26ZM58 28H59V27H58ZM67 28H68V27H67ZM73 28H71V29H73ZM76 28H77V27H76ZM90 28H91V29L93 28V30H95L94 27H92V26H91ZM90 28H89V30H91ZM103 28H102V29H103ZM112 28H113V27H112ZM122 28H123V27H122ZM125 28H126V27H125ZM125 28H124V29H125ZM127 28H128V26H127ZM127 28H126V29H127ZM129 28H130V27H129ZM131 28H132V27H131ZM131 28H130V30H131ZM136 28H137V27H136ZM138 28H139V27H138ZM152 28H153V27H152ZM233 28H234V27H233ZM239 28H240V27H238V29H239ZM245 28H247V27H245ZM250 28H251V27H250ZM51 29H52V28H51ZM51 29H50V32H53V30H51ZM56 29H57V28H56ZM56 29H55V30H56ZM62 29L64 30V29H66V28H62ZM78 29H80V28H78ZM106 29H104V31H105ZM120 29H121V27H120ZM120 29H119V30H120ZM139 29L141 30V27H140ZM139 29H137V32L139 31ZM155 29H156V28H155ZM207 29H208V28H207ZM234 29H235V31H236V28H234ZM240 29H241V28H240ZM38 30H39V29H38ZM63 30H62V31H63ZM81 30H82V28H81ZM86 30H88V29H86ZM86 30H85V31H86ZM93 30H92V32H93ZM98 30H99V28H98ZM132 30H133V29H132ZM132 30H131V31H132ZM150 30H151V29H150ZM156 30H157V29H156ZM159 30H160V29H159ZM211 30H212V29H211ZM220 30H221V29H220ZM224 30H225V28H224ZM227 30H228V29H227ZM243 30H246V29H243ZM248 30H249V28H248ZM248 30H246V31H248ZM34 31H35V30H34ZM56 31H59V29L56 30ZM56 31H54V32H56ZM62 31H60V32H62ZM64 31H65V30H64ZM68 31H70V30H68ZM76 31H77V30H76ZM79 31H80V30H79ZM113 31H114V30H113ZM113 31H112V32H113ZM116 31H117V30H116ZM120 31L123 32V29L120 30ZM124 31H125V30H124ZM151 31H152V32H151ZM151 31H149V33L151 32L152 34H151V33H150V34H151V35H154V33H153L154 30H151ZM230 31H231V30H230ZM232 31H233V29H232ZM232 31H231V32H232ZM30 32H31V31H30ZM30 32H29V33H30ZM32 32H33V31H32ZM40 32H41V31H40ZM44 32H46V31H44ZM70 32H71V31H70ZM74 32H75V31H74ZM87 32H88V31H87ZM89 32L91 33V31H89ZM89 32H88V35H89ZM94 32L96 33V32H98V31H94ZM99 32H100V31H99ZM112 32H111V35H113V33H114V32H113V33H112ZM127 32H128V31H127ZM134 32L136 33L135 30H134ZM156 32H157V31H155V33H156ZM226 32H228V31H226ZM26 33H27V32H26ZM35 33H36V32H35ZM35 33H34V34H35ZM67 33H68V32H67ZM76 33H79V32H76ZM82 33H83V32H82ZM82 33H81V34H82ZM103 33H104V32H103ZM103 33H102V34H103ZM115 33H116V32H115ZM138 33H139V32H138ZM216 33H217V32H215L214 34H212V37H214V35L217 36ZM233 33H234V32H233ZM233 33H232V34L230 33V34H231V35H234ZM240 33H241V32H240ZM242 33H243V31H242ZM242 33H241V34H242ZM27 34H28V33H27ZM30 34H31V33H30ZM30 34H29V35H30ZM32 34H33V33H32ZM50 34H51V33H50ZM68 34H69V33H68ZM104 34H106V33H104ZM104 34H103V35H104ZM123 34H125V33H123ZM128 34H131V33H130V32L127 33V34H126V37H127ZM199 34H200V33H199ZM207 34H208V33H207ZM217 34H218V33H217ZM219 34H220V33H219ZM224 34H226V33H224ZM37 35H38V33H37ZM41 35H42V34H41ZM88 35H86V36H88ZM95 35H96V34H95ZM97 35H98V34H97ZM100 35H101V34H100ZM114 35H117V33L114 34ZM119 35H120V34H119ZM121 35H122V34H121ZM133 35H134V34H133ZM136 35H137V33H136ZM138 35H139V34H138ZM151 35H150V36H151ZM157 35H158V34H157ZM165 35H166V33H165ZM203 35H204V34H202V36H203ZM238 35H239V34H238ZM35 36H36V35H35ZM38 36L40 37V35H38ZM42 36H43V35H42ZM42 36H41V37H42ZM62 36H63V35H62ZM64 36H65V35H64ZM66 36H68V35H66ZM70 36H71V33H70ZM72 36H74V35H72ZM75 36H76V35H75ZM84 36H85V35H84ZM84 36H83V35L80 36V37H83V41H82V38H81V41H82L81 43H84V41H85V40H84ZM163 36H164V35H163ZM200 36H201V35H200ZM204 36H205V35H204ZM204 36H203V37H204ZM31 37H32V36H30V38H31ZM41 37H40V40H41ZM44 37H45V36H44ZM44 37H43V38H44ZM48 37H49V35H48ZM48 37H47V38H48ZM92 37L95 38V36H93V34H92ZM98 37H100V36H98ZM104 37H105V36H104ZM111 37H112V36H111ZM111 37L108 36V37H107L108 40H109V38H111ZM118 37H119V36H118ZM118 37H116L117 40H118L117 42H120L121 40H124V38H121V37H120L121 40L119 41V38H118ZM124 37H125V36H124ZM134 37H137V38H138V36H135V35H134V36L132 37V35H131L130 41H131L132 38H134ZM151 37H152V36H151ZM160 37H161V36H160ZM165 37H167V35H166ZM196 37H197L196 40H198V36H196ZM206 37H207V36H206ZM210 37H211V36H210ZM210 37H209V38H210ZM220 37H221V36H220ZM235 37H236V39H237L238 36H235ZM235 37H234V39H235ZM25 38H28V37H25ZM33 38H34V37H33ZM35 38H36V37H35ZM43 38H42V43H43V41H44ZM59 38H60V37H59ZM64 38H65V37H64ZM68 38H69V37H68ZM71 38H72V37H71ZM74 38H75V40H77L78 37H74ZM85 38H86V37H85ZM87 38H88V37H87ZM94 38H92L93 41H94ZM96 38H97V37H96ZM100 38H101V40H102L103 37H100ZM128 38H129V37H128ZM170 38H171V37L169 36V38H168L169 41H170ZM201 38H202V37H201ZM201 38H200V40H201ZM204 38H205V37H204ZM207 38H208V37H207ZM209 38H208V40H209ZM215 38H216V40H218L217 37H215ZM221 38H222V40H220V38H219V41H224V40H223V37H221ZM225 38H226V37H225ZM2 40H4V39H2ZM40 40H39V41H40ZM45 40H46V38H45ZM49 40L52 41L51 38H49ZM53 40L55 41L56 38L53 37ZM60 40L63 42V38H60ZM69 40H70V38H69ZM72 40H73V38H72ZM78 40H79V38H78ZM78 40H77V41H78ZM90 40H91V38H89L88 41H90ZM103 40H104V42L106 41L105 38H103ZM126 40H127V38H125V42H126ZM157 40H158V38H157ZM160 40H162V38H160ZM163 40H164V38H163ZM213 40H214V38H213ZM228 40H230V37L228 38ZM32 41H33V40H32ZM36 41H37V38H36ZM47 41H48V40H47ZM54 41H53V42H54ZM66 41H67V37L65 38V43H66ZM70 41H71V40H70ZM88 41H86V42H88ZM98 41H99V40H97L96 42L98 43ZM112 41H114V37L112 38ZM112 41H110V42L112 43ZM136 41H139V40H136ZM136 41H135V38H134V42H136ZM172 41H174V40H172ZM172 41H170V42H172ZM175 41H176V40H175ZM20 42H21V44H23V43H22L23 40L20 41ZM20 42H19V43H20ZM29 42H30V40H29ZM29 42H27V43L29 44ZM33 42H34V41H33ZM37 42H38V41H37ZM44 42H45V41H44ZM72 42H73V41H72ZM72 42H71V43H72ZM99 42H100V41H99ZM115 42H116V41H115ZM134 42H133V43H134ZM159 42H160V41H159ZM159 42H157V44H158ZM164 42H165V41H164ZM164 42L162 41V43H164ZM167 42H168V41H167ZM207 42H209V41H207ZM210 42L212 43L213 41H210ZM214 42H216V41L214 40ZM214 42H213V44H214ZM225 42H226V41H225ZM2 43H3V42H2ZM19 43H18V46L20 45ZM24 43H25V42H24ZM48 43H49V42H48ZM50 43H51V42H50ZM50 43H49V44H50ZM58 43H59V42H58ZM60 43H61V42H60ZM63 43H64V42H63ZM75 43H76V42H75ZM88 43H89V42H88ZM88 43H87V45H88ZM91 43H93V42H91ZM97 43H96V44H97ZM106 43H107V41H106ZM128 43H129V42H128ZM136 43H137V42H136ZM173 43H175V42H173ZM217 43H218V42H217ZM220 43H221V42H220ZM222 43H223V42H222ZM16 44H17V43H16ZM39 44H40V43H36V45H34L33 47L35 48V47L37 46V47H36V49H37L38 46H39ZM51 44H52V43H51ZM68 44H69V43H68ZM78 44H79V43H78ZM101 44H102V43H101ZM126 44H127V43H126ZM166 44H167V43H166ZM175 44H176V43H175ZM178 44H179V43H178ZM204 44H206V43H204ZM208 44H210V43H208ZM208 44H207V45H208ZM213 44H211V45H213ZM218 44H219V43H218ZM32 45H33V44H31V46H32ZM40 45H41V44H40ZM42 45H44V44H42ZM42 45H41V46H42ZM46 45H47V44H46ZM53 45H54V44H53ZM61 45H62V44H61ZM74 45H75V44H74ZM83 45H84V44H83ZM90 45H91V44H90ZM99 45H100V44H99ZM134 45H135V43H134L133 45H130V46H134ZM137 45H138V44H137ZM163 45H164V44H163ZM167 45H168V44H167ZM167 45H166V46H167ZM170 45H171V44H170ZM170 45H168V46H169V50H170V48L173 49L177 44H176L175 46L173 45L174 47H172V45H171V46H170ZM24 46L27 47L26 43L24 44ZM80 46H81V45H80ZM92 46H93V45H92ZM97 46H98V45H97ZM97 46H96V48H97ZM106 46H107V45H106ZM106 46H103V47H106ZM110 46H112V45H110ZM113 46H114V45H113ZM128 46H129V45H128ZM138 46H139V45H138ZM140 46H142V44H140ZM143 46H144V48H145V45H143ZM156 46H157V45H156ZM159 46H161V45H159ZM203 46H204V47H207V46H205V45H203ZM14 47H16V46L14 45ZM19 47H21V46H19ZM29 47H30V46H29ZM42 47H43V46H42ZM42 47H41V48H42ZM54 47H55V46H54ZM69 47H70V46H69ZM71 47H72V46H71ZM73 47H74V46H73ZM77 47H78V46H77ZM83 47H84V46H83ZM90 47H91V46H90ZM99 47L102 48L101 46H99ZM115 47H117V45H116ZM134 47H136V51H137V50H140L139 47H138V49H137V46H134ZM134 47H133V49H134ZM154 47H155V46H154ZM163 47H164V46H163ZM163 47H162L161 49H163ZM176 47H177V46H176ZM209 47H210V46H209ZM211 47H213V46H211ZM16 48H17V47H16ZM34 48H33V49H34ZM41 48H39V49H41ZM63 48L65 49V47L62 46V49H63ZM79 48H80V47H79ZM94 48H95V47H94ZM100 48H99V49H100ZM121 48L124 50L123 47H121ZM126 48H128V47L126 46ZM142 48H143V47H142ZM156 48H158V46H157ZM167 48H168V47H167ZM167 48H166V50H167ZM177 48H178V47H177ZM181 48H182V47H181ZM252 48H253V47H252ZM252 48H251V49H252ZM11 49H12V48H11ZM14 49H15V48H14ZM19 49H20V48H19ZM22 49H23V48H22ZM25 49H26V48H25ZM31 49H32V48H31ZM33 49H32L31 51H33ZM36 49H35V50H36ZM44 49H45V48H44ZM52 49H53V48H52ZM57 49H58V48H57ZM57 49H55V50L57 51ZM80 49H81V48H80ZM80 49L77 48V49H75V50L73 49V50H74V51H77V50L79 51ZM87 49H88V48H87ZM91 49H92V48H91ZM91 49H90V50H91ZM108 49H109V48H108ZM110 49H112V48H110ZM110 49H109V51H110ZM113 49H114V48H113ZM152 49L154 50L155 48H151V50H152ZM161 49H158L157 51H159V50H161ZM164 49H165V48H164ZM164 49H163V50H164ZM179 49H180V47L178 48V51H179ZM184 49H186V48H184ZM249 49H250V48H249ZM251 49H250V50H251ZM26 50H27V49H26ZM29 50H30V49H29ZM37 50H38V49H37ZM47 50H48V49H47ZM55 50H54V51H55ZM59 50H61V47L59 48ZM65 50H66V49H65ZM67 50H68V49H67ZM73 50H71V51H73ZM81 50H85V49H81ZM102 50H103V49H102ZM114 50H115V49H114ZM119 50H121V49H119ZM119 50H118V51H119ZM126 50H132V47L129 48V49H126ZM143 50H144V49H143ZM146 50L148 51V49H146ZM146 50H145V52H147ZM153 50H152V53H151V54H153V52H154ZM155 50H156V49H155ZM163 50H161L160 55L162 54ZM176 50H177V49H176ZM252 50H253V49H252ZM16 51H18V50L16 49ZM24 51H25V50H24ZM24 51H23V52H24ZM48 51H49V50H48ZM68 51L71 52L70 49H69ZM78 51H77V52H78ZM94 51H95V50H94ZM94 51H92V52H94ZM104 51H105V50H104ZM107 51H108V50H107ZM107 51H106V54H107ZM115 51H116V50H115ZM118 51H116V52H118ZM149 51H150V50H149ZM180 51L183 53V51H185V50H180ZM186 51H187V49H186ZM186 51H185V52H186ZM254 51H255V48H254ZM254 51H253V52H254ZM14 52H15V51H14ZM19 52H22V51L20 50ZM23 52H22V53H23ZM27 52H30V51L27 50ZM27 52H25V54H22V55L25 56ZM35 52H36V51H35ZM43 52H44V51H43ZM43 52H42V53H43ZM49 52H50V51H49ZM57 52H58V51H57ZM59 52H60V51H59ZM83 52H84V54H85V51H83ZM83 52H82V53H83ZM87 52H88V51H87ZM87 52H86V54H87V57H88V53H87ZM89 52H91V51H89ZM99 52H100V50H99ZM110 52H111V51H110ZM119 52H120V51H119ZM121 52H122V50H121ZM121 52H120V53H121ZM123 52H125V50H124ZM134 52H135V51H134ZM134 52H133V53H134ZM140 52H141V51H139V53H140ZM165 52H168V51H165ZM170 52H171V51H170ZM173 52H174V51H173ZM176 52H177V51H176ZM242 52H243V51H242ZM246 52H248V51H246ZM246 52L243 53V54H246ZM17 53H18V52H17ZM38 53H39V51H37L36 56L38 55ZM52 53H53V50H52ZM52 53H51V54L49 53L50 56L52 55ZM55 53H56V52H55ZM62 53H63V51H62ZM64 53H65V52H64ZM67 53H68V52H66V54H67ZM95 53L97 54L98 52H96V51L94 52V57H95V55H96ZM104 53H105V52H103V54H101V55L103 56ZM139 53H136V54H139ZM142 53H143V52H142ZM249 53L251 54V52H249ZM30 54H31V55H30L29 57L31 58V56L33 57V55H34L35 53L33 54V52H32V53H30ZM59 54H60V56L62 55L61 52H60ZM66 54H63V56L66 55ZM69 54H70V53H69ZM84 54H83V55H84ZM111 54L113 55V54H115V53H113V51H112V53H109V55L112 56ZM121 54H122V53H121ZM124 54H125V53H124ZM130 54H131V53H130ZM134 54H135V53H134ZM134 54H133V55H134ZM154 54H155V53H154ZM171 54H172V53H171ZM250 54H247V56L250 55ZM255 54H256V53L254 52V55H255ZM20 55H21V54H20ZM44 55H45V54H44ZM91 55H92V54H91ZM97 55H98V54H97ZM97 55H96V58H99V60L101 59L100 61H102V58L97 57ZM127 55H128V54H127ZM146 55H147V53H146ZM155 55H156V54H155ZM155 55H153V56H155ZM163 55H164V54H163ZM163 55H161V56L163 57ZM251 55H252V54H251ZM257 55H258V54H257ZM257 55H256V56H257ZM15 56H16V55H15ZM15 56H14V57H15ZM18 56H19V55H17L16 58H18ZM38 56H39V55H38ZM40 56H41V55H40ZM40 56H39V57H40ZM48 56H49V55H48ZM52 56H53V57H54V56L56 57L57 55H52ZM58 56H59V55H58ZM85 56H86V55H85ZM92 56H93V55H92ZM99 56H100V53H99ZM105 56H106V55H105ZM105 56H104V57H105ZM107 56H108V55H107ZM121 56H122V55H121ZM121 56L118 55V57H121ZM131 56H132V55H131ZM147 56L150 57L149 55H147ZM147 56H144V58L147 57ZM241 56L244 57V55H240V57H241ZM256 56H255V57H256ZM260 56H261V55H260ZM25 57H27V55H26ZM39 57H38V58H39ZM41 57H42V56H41ZM61 57H62V56H61ZM61 57H60V58H61ZM104 57H103V58H104ZM114 57H115V56H114ZM118 57H117V58H118ZM132 57H133V56H132ZM134 57H135V56H134ZM139 57H143V56L140 54ZM168 57H169V55H168ZM174 57H177V58H178L179 55H178V56H177V55H176V56L174 55ZM180 57H182L181 54H180ZM180 57H179V58H180ZM184 57H185V55L183 56V58H184ZM232 57H233V56H232ZM232 57L230 56V58H232ZM238 57H239V56H238ZM245 57H246V56H245ZM250 57L252 58L253 56H250ZM258 57H259V55H258ZM258 57H257V58H258ZM16 58H14V59H16ZM19 58H23V57H19ZM36 58H37V57H36ZM36 58L34 57V59H36ZM42 58H44V56H43ZM46 58H47V57H45L44 60H45ZM49 58H50V57H49ZM58 58H59V57H58ZM58 58H57V60H58ZM90 58H91V57L89 56L88 59H90ZM96 58H95V59H96ZM106 58L108 59V57H106ZM111 58L113 59V56H112ZM115 58H116V57H115ZM144 58H143V59H144ZM153 58H154V57H153ZM153 58H151V61H152ZM172 58H173V57H172ZM172 58H171V59H172ZM179 58H178V59H179ZM183 58H182V59H183ZM185 58H186V57H185ZM230 58L227 59L228 64H230L231 61H233V60H231L230 63H229L228 60H229ZM234 58H236L235 55H234ZM234 58H233V59H234ZM248 58H249V57H248ZM248 58H247V59H248ZM253 58H254V57H253ZM92 59H93V57L91 58V60H92ZM95 59H94V60H95ZM125 59H126V58H125ZM135 59H137V57L134 58V60H135ZM139 59H140V58H139ZM143 59H142V61H143ZM146 59H147V58H146ZM154 59H158V58H154ZM154 59H153V64H154V61H155ZM160 59H161V58H160ZM163 59H164V58H163ZM174 59H175V58H174ZM174 59H173V60H174ZM180 59H181V58H180ZM262 59H263V58H262ZM24 60H25V59H24ZM36 60L38 61V59H36ZM39 60H40V59H39ZM41 60H42V59H41ZM48 60H49V59L47 58V61H48ZM53 60H54V59H53ZM55 60H56V58H55ZM94 60H92V62H93ZM99 60L97 59V62H98ZM105 60H106V59H104L103 61L105 62ZM115 60H116V59H115ZM119 60L121 61L120 58H119ZM122 60H123V57H122ZM127 60H128V58L126 59V61H127ZM129 60H130V59H129ZM132 60H133V58H132ZM167 60H168V59H167ZM167 60H166V61H167ZM173 60H172V61L170 60L171 63H174ZM176 60H177V59H176ZM183 60H185V59H183ZM237 60H238V58H237ZM243 60H244V58H243ZM250 60L252 61V59H250ZM255 60H256V59H255ZM258 60H259V62H260V59H258ZM15 61H16V60H15ZM27 61H29V59H28ZM37 61H34L33 63H36ZM49 61H50V60H49ZM117 61H118V60H117ZM117 61H114V62L117 63ZM142 61H141V62H142ZM144 61H145V60H144ZM163 61H164V60H163ZM166 61H164V62H166ZM241 61H242V59H241L239 62H241ZM245 61H247V60H244V62H245ZM256 61H257V60H256ZM0 62H1V61H0ZM29 62H31V61H29ZM29 62H28V63H29ZM54 62H56V61H54ZM54 62H52V64H53ZM86 62H87V61H85V63H86ZM94 62H95V61H94ZM97 62H95L94 64H95V65H96V64L101 65L100 62H98V63H97ZM104 62H103V63H104ZM106 62H107V61H106ZM106 62H105V63H106ZM121 62H123V61H121ZM129 62H130V61H129ZM131 62H132V61H131ZM131 62H130V63H131ZM133 62H137V61H133ZM133 62H132L131 64H134ZM138 62H139V61H138ZM145 62H146V61H145ZM168 62H169V60H168L166 63L168 64ZM176 62H177V61H176ZM185 62H186V60H185L183 63H185ZM233 62H234V61H233ZM236 62H238V61H236ZM249 62H250V61H249ZM261 62H262V61H261ZM2 63H3V62H2ZM16 63H17V61H16ZM26 63H27V62H26ZM28 63H27V65H28ZM31 63H32V62H31ZM42 63H43V61H42ZM42 63H41V64H42ZM45 63H46V62H45ZM56 63H57V62H56ZM58 63H59V62H58ZM88 63H90V62L88 61ZM123 63H126L125 60H124ZM123 63L120 64V65H121V68L123 67ZM139 63H140V62H139ZM142 63H143V62H142ZM142 63H141V64H142ZM169 63H170V62H169ZM250 63H251V62H250ZM20 64H22V63H20ZM24 64H25V63L23 62L22 66L25 68ZM37 64L40 65V63H37ZM43 64H44V63H43ZM46 64L48 65V63H46ZM94 64H93V65H94ZM118 64H119V62H118ZM118 64H116V65H118ZM131 64H130V65H131ZM141 64H139L138 66H140ZM146 64H147V62H146ZM150 64H151V62H150ZM150 64H148L149 66L147 65V66H148L147 68L150 67ZM164 64H165V63H164ZM176 64H177V63H176ZM225 64H226V63H225ZM239 64L241 65V63H238V66H239ZM246 64H247V63H246ZM246 64H245V65H246ZM253 64H254V63H253ZM260 64H261V63H260ZM260 64H259V65H260ZM1 65H2V64H1ZM17 65H18V64H17ZM35 65H36V64H35ZM44 65H45V64H44ZM44 65H43V66H44ZM55 65H56V64H55ZM57 65H58V64H57ZM83 65H84V64H83ZM95 65H94V68H95ZM120 65H119V66H120ZM125 65H126V64H125ZM134 65H135V67H137V66H136L137 63L134 64ZM144 65H145V64H144ZM154 65H155V64H154ZM172 65L174 66L175 64H172ZM230 65H231V64H230ZM235 65L237 66V64H234L233 67H234ZM245 65H243V66H245ZM259 65L257 64V65H255V67L257 68V66H259ZM261 65H262V64H261ZM18 66H19V65H18ZM28 66H29V65H28ZM33 66H34V65H33ZM33 66H32V67H33ZM36 66H37V65H36ZM36 66H35V67H36ZM45 66H46V65H45ZM85 66H86V65H85ZM145 66H146V65H145ZM152 66H153V65H152ZM166 66H167V65H166ZM168 66L170 67V65H168ZM173 66H171V67H173ZM182 66H183V65H182ZM243 66H242V67L239 66V68H240V67L243 68ZM246 66H247V65H246ZM253 66H254V65H253ZM1 67H2V66H1ZM1 67H0V71H1V69L3 68V67H2V68H1ZM52 67H53V66H51V69H53ZM56 67H57V66H56ZM56 67H54V69H55ZM76 67H77V68H78V67H81V65H80V66H76ZM91 67H92V66H91ZM96 67H97V65H96ZM125 67H126V66H125ZM128 67L131 68V66H129V64H128ZM169 67H168V68H169ZM171 67H170V71H172V70H171ZM188 67H190V66H188ZM191 67H193V66H191ZM259 67H260V66H259ZM261 67H262V66H261ZM18 68H19V67H18ZM27 68H28V67H27ZM36 68H37V67H36ZM36 68H35V69H36ZM49 68H50V67H49ZM82 68H83V67H82ZM87 68H88V64H87ZM102 68H103V66H102ZM104 68H105V66H104ZM106 68H107V67H106ZM116 68H119V67L116 66ZM126 68H127V67H126ZM132 68H133V67H132ZM142 68H143V67H142ZM142 68H141V69H142ZM162 68H163V67H162ZM180 68H181V67H180ZM184 68H185V67H184ZM184 68H183V69H184ZM229 68H232V67H229ZM234 68H236V67H234ZM237 68H238V67H237ZM244 68H245V67H244ZM244 68H243V69H244ZM25 69H26V68H25ZM29 69H30V68H29ZM29 69H27V70H29ZM58 69H59V68H58ZM96 69H97V68H95V70H96ZM98 69H99V67H98ZM149 69H150V68H149ZM165 69H166V68H165ZM177 69H178V68H177ZM181 69H182V68H181ZM190 69H191V68H190ZM190 69H189V70H190ZM253 69H255V68H253ZM20 70H21V69H20ZM46 70H47V69H46ZM46 70H45V71H46ZM49 70H50V69H49ZM73 70H74V68H73ZM75 70H78V71H79L80 68H79V69H75ZM82 70H83V69H82ZM85 70H86V69H85ZM90 70H94V69H90ZM95 70H94L95 75H97V74H96V71L98 72V70H96V71H95ZM112 70H113V69H112ZM117 70H118V69H116V71H117ZM132 70H138V71H139L140 68H139V69H138V68H137V69H134V68H133ZM161 70H163V69H161ZM161 70H160V71H161ZM185 70H186V68H185ZM185 70H182V71H185ZM223 70H224V69H223ZM244 70H245V69H244ZM244 70H243V72H244ZM255 70H256V69H255ZM263 70H264V69H263ZM263 70H262L261 72H263ZM16 71H17V69H16ZM23 71H24V70H23ZM23 71H21V72H23ZM34 71H35V70H34ZM42 71L44 72V70H42ZM47 71H48V70H47ZM47 71H46V72H47ZM50 71H51V70H50ZM53 71H54V70H53ZM59 71H60V69H59ZM64 71H65V70H64ZM67 71H69V70L67 69ZM71 71H72V70H71ZM103 71H104V69L102 70V72H103ZM118 71H119V70H118ZM118 71H117V73H118ZM121 71L123 72V69H121ZM121 71H120V72H121ZM128 71H129V70H128ZM128 71H127V72H128ZM140 71H141V70H140ZM140 71H139V72H140ZM163 71H165V70H163ZM168 71H169V70H168ZM173 71H174V69H173ZM176 71H177V70H176ZM191 71H192V70H191ZM225 71H226V70H224V72H225ZM239 71H240V70H239ZM239 71H237V72H239ZM246 71H247V70H246ZM250 71H251V69H250ZM250 71H249V72H250ZM256 71H257V70H256ZM2 72H3V71H2ZM46 72H44V73H46ZM48 72H49V71H48ZM54 72H55V71H54ZM61 72H62V71H61ZM79 72H80V71H79ZM82 72H83V71H82ZM87 72H88V71H87ZM92 72H93V71H92ZM109 72H110V71H109ZM122 72H121V73H122ZM124 72H125V71H124ZM132 72H135V71H132ZM142 72H143V71H141V74H142ZM144 72H145V71H144ZM153 72L155 73L154 70H153ZM185 72H186V71H185ZM192 72H193V71H192ZM196 72H197V71H196ZM227 72H228V71H227ZM232 72H233V71H232ZM243 72H242V73H243ZM251 72L253 73L254 71H251ZM12 73H13V72H12ZM18 73H19V71H18ZM24 73H26V72H24ZM29 73H31V72H28V74H29ZM32 73H33V72H32ZM35 73H36V72H35ZM38 73H39V72H38ZM40 73H41V72H40ZM49 73H51V72H49ZM49 73H48V74H49ZM57 73H59V72H57ZM90 73H91V71H90ZM112 73H113V72H112ZM114 73H115V72H114ZM128 73H129V72H128ZM136 73H137V72H136ZM150 73H151V72H150ZM150 73H149V74H150ZM162 73H163V72H162ZM167 73H168V72H167ZM167 73H166V74H167ZM170 73H171V72H170ZM176 73H177V72H176ZM179 73L181 74V72H179ZM193 73H194V72H193ZM229 73H230V72H229ZM246 73L248 74V71H247ZM252 73H251V74H252ZM257 73H258V71H257ZM263 73H264V72H263ZM7 74H8V73H6V75H7ZM22 74H23V73H22ZM36 74H37V73H36ZM46 74H47V73H46ZM52 74H53V73H52ZM61 74H64V73H61ZM73 74H74V73H73ZM88 74H89V72L86 74V76H88ZM91 74H94V73H91ZM98 74H100V73H98ZM101 74H103V73H101ZM110 74H111V72L109 73V75H110ZM115 74H116V73H115ZM122 74H123V73H122ZM126 74H127V73L125 72V75H126ZM139 74H140V73H139ZM139 74H137V75H139ZM168 74H169V73H168ZM168 74H167V75H168ZM171 74H173V73H171ZM171 74H170V75H171ZM182 74H183V73H182ZM184 74H185V73H184ZM189 74H192V73L189 72ZM237 74H238V73H237ZM239 74H240V73H239ZM3 75H5V74H3ZM6 75H5V76H6ZM8 75H9V74H8ZM40 75H41V74H40ZM40 75H39V76H40ZM43 75H44V74L42 73V76H43ZM54 75H55V74H54ZM54 75H53V76H54ZM58 75H59V74H58ZM118 75H119V74H118ZM133 75H135V74H133ZM142 75H143V74H142ZM142 75H141V76H142ZM145 75H148V74L145 73L144 76H145ZM170 75L165 76V73H164V76H165L166 78H167V77L171 78V77L173 76V75H171V76H170ZM177 75H178V74H177ZM254 75H255V73H254ZM254 75H253V77H254ZM14 76H15V72H14ZM22 76H24V75H22ZM22 76H21V77H22ZM36 76H37V75H36ZM36 76H35V78H36ZM39 76H37V77H39ZM47 76H48V75H47ZM65 76H66V75H65ZM71 76H72V74H71ZM74 76H75V75H74ZM82 76H85V75H82ZM91 76H92V75H91ZM113 76H114V75H113ZM113 76H112V77H113ZM120 76H121V74H120ZM120 76H119V77H120ZM123 76H124V74H123ZM129 76H131V75H129ZM141 76H138V77H141ZM155 76H156V75H155ZM185 76H188V74H186ZM185 76H184V78H185ZM190 76H191V75H190ZM193 76H194V75H193ZM244 76H247V75H245V73H244ZM9 77L11 78V76H9ZM12 77H13V76H12ZM17 77H18V75L16 76V78H17ZM31 77H32V76H31ZM44 77H45V76H44ZM48 77H49V76H48ZM55 77H56V75H55ZM55 77H54V78H55ZM61 77H63V76L61 75ZM61 77H60V78H61ZM88 77H89V76H88ZM92 77H93V76H92ZM94 77H95V76H94ZM103 77H104V76H103ZM109 77H110V76H109ZM121 77H122V76H121ZM132 77L134 78V77H136V76H132ZM149 77L151 78V76H149ZM188 77H189V76H188ZM240 77H241V76H240ZM240 77H239V75H238V79H239V81H240L241 78H242V77H241V78H240ZM7 78H8V77H7ZM7 78H5L4 80H6ZM19 78H20V77H19ZM46 78H47V77H46ZM57 78H59V77H57ZM67 78H68V77H67ZM70 78H71V77H70ZM77 78H78V79H76L77 81H76V80H75V81L78 82V84L81 86V88L84 87V86H86L85 82H86V83L89 82V81H85V80H84V77H83V78H82V77H80V78L77 77ZM95 78H96V77H95ZM104 78H105V77H104ZM104 78H103V79H104ZM124 78H125V77H124ZM126 78L128 79V77H126ZM130 78H131V77H129V79H130ZM133 78H132V80L130 79L131 82L133 81ZM146 78H147V76H146ZM150 78H149V79H150ZM156 78H158V76H157ZM159 78H160V77H159ZM172 78H173V77H172ZM189 78H190V79H188L189 81H193V80H191V79H192V76L189 77ZM193 78H194V77H193ZM195 78H196V77H195ZM195 78H194V79H195ZM246 78H249V77H246ZM251 78H252V77H251ZM0 79H1V78H0ZM23 79H25V78H23ZM26 79H27V78H26ZM30 79H31V78H29V80H30ZM33 79H34V78H33ZM33 79H32V81H33ZM44 79H45V78H44ZM48 79H49V78H48ZM50 79H51V77H50ZM85 79H86V78H85ZM90 79H91V78H90ZM96 79H97V78H96ZM98 79H99V78H98ZM109 79H113V78L110 77ZM109 79H106V80H109ZM116 79H118V78L116 77ZM129 79H128V80H129ZM135 79H136V78H135ZM135 79H134V80H135ZM151 79H152V78H151ZM167 79H168V78H167ZM167 79H166V82H167ZM4 80H3V81H4ZM7 80H8V79H7ZM7 80H6V82H8ZM11 80H13V79H11ZM14 80H15V79H14ZM18 80H19V79H18ZM36 80H37V79H36ZM38 80H39V78H38ZM46 80H47V79H46ZM91 80H92V81L89 82L88 85L91 84L92 82H95V81H93V79H91ZM94 80H95V79H94ZM101 80H102V79H101ZM114 80H115V79H114ZM118 80H119V79H118ZM130 80H129V81H130ZM136 80H137V79H136ZM141 80H142V79H141ZM141 80H140V81H141ZM144 80H145V79H144ZM158 80H159V79H158ZM162 80H163V79H162ZM164 80H165V79H164ZM168 80H169V79H168ZM170 80H171V79H170ZM188 80H187V81H188ZM249 80H250V78H249ZM251 80H252V79H251ZM256 80H257V79H256ZM256 80H255V81H256ZM15 81H16V80H15ZM19 81H21V80H19ZM32 81H31V82L29 81V83L31 84ZM42 81H44V80H42ZM47 81H48V80H47ZM53 81H55V80L53 79ZM57 81H58V80H57ZM67 81H68V80H67ZM99 81H100V79H99ZM109 81H111V80H109ZM120 81H123V77H122V80L120 79ZM126 81H127V80H126ZM138 81H139V79H138ZM187 81H186V82H187ZM236 81H238V80L236 79ZM255 81L253 80V83H254ZM258 81H261V80L258 79L257 82H258ZM263 81H264V80H263ZM11 82H12V81H11ZM39 82H40V81H39ZM45 82H46V81H45ZM63 82H64L65 84H69V83H70L71 85H69V86H72V84H73L74 81H73V82L71 81V82H69V83H68V82L66 83L65 80H64ZM96 82H97V81H96ZM114 82H115V81H113V83L110 82V83L112 84V86H113ZM123 82H124V81H123ZM127 82H128V81H127ZM133 82H134V81H133ZM144 82H145V81H144ZM155 82H156V81H155ZM166 82H164V83L166 84ZM169 82H170V81H169ZM169 82H168V83H169ZM241 82H242V81H241ZM249 82H250V81H249ZM0 83H1V82H0ZM8 83H9V82H8ZM17 83H18V82H17ZM20 83H21V82H20ZM47 83H48V82H47ZM60 83H61V82H60ZM60 83H59V84H60ZM101 83H102V81H101ZM101 83H100V84H101ZM108 83H109V82H108ZM125 83H126V82H125ZM260 83H263V82L261 81ZM4 84H5V83H4ZM9 84H10V83H9ZM9 84H8V85H9ZM15 84H16V83H15ZM33 84H34V83H33ZM35 84H36V83H35ZM35 84H34V85H35ZM50 84H51V82H50ZM53 84H54V82H53ZM55 84H56V83H55ZM65 84H64V86H65ZM74 84H75V82H74ZM78 84H76V85H78ZM83 84H84V85H83ZM97 84L99 85V82H98ZM103 84L106 85L107 82H106V84H105V83H103ZM103 84H102V86H101V85H100V86L103 87ZM119 84H120V83H119ZM121 84H122V86L124 85L123 83H121ZM121 84H120V85H121ZM128 84H129V83H128ZM138 84H140V83L138 82ZM148 84H149V83H148ZM148 84H145V85L148 86ZM151 84H152V82H151ZM186 84H187V83H186ZM190 84H191V83H190ZM218 84H219V82H218ZM220 84H221V83H220ZM239 84H240V83H238V85H239ZM244 84H245V85H248V83L246 84L245 82H244ZM256 84H258V83H255V85H254V84H253V85L256 86ZM6 85H7V84H6ZM6 85H5V86H6ZM11 85H12V84H11ZM11 85H9V86H11ZM36 85H37V84H36ZM46 85H47V84H46ZM76 85H75V87H79V85H78V86H76ZM82 85H83V86H82ZM91 85H93V84H91ZM98 85H96V87H98ZM117 85H118V84H117ZM117 85H116V87H117ZM153 85H154V83H153ZM162 85H163V84H162ZM168 85H169V84H168ZM183 85H184V84H183ZM196 85H197V84H196ZM223 85H224V84H223ZM223 85H222V86H223ZM245 85H243V86L245 87ZM251 85H252V84L249 83L248 86H251ZM262 85H264V84H262ZM9 86H8V87H9ZM21 86H23V85L21 84ZM28 86H29V85H28ZM38 86H42V84L39 83ZM38 86H37V87H38ZM43 86H44V85H43ZM64 86L61 85V87H64ZM66 86H67V85H66ZM66 86H65V87H66ZM118 86H119V85H118ZM125 86H127V85H125ZM131 86H132V84H131ZM140 86H141V85H140ZM140 86H137V88H138V87L140 88ZM147 86H144V87H147ZM149 86H150V85H149ZM154 86H156V88H157V84H155ZM158 86H159V85H158ZM166 86H167V85H166ZM191 86H192V85H191ZM216 86H217V83H216ZM236 86H237V85H236ZM254 86H251V87H254ZM29 87H30V86H29ZM32 87H33V86H32ZM52 87L55 88V86H52ZM56 87H57V86H56ZM65 87H64V88H65ZM72 87H74V86H72ZM72 87H71V88H72ZM86 87H87V86H86ZM90 87H91V86H89V88H90ZM96 87H95V88H96ZM114 87H115V86H114ZM134 87H136V86H134ZM163 87H165V86L163 85ZM238 87H240V86H237V88H238ZM257 87H259V86H257ZM261 87H262V86H261ZM261 87H260V88H261ZM12 88H13V86H12ZM19 88H21V87H19ZM22 88H23V87H22ZM22 88H21V92H22ZM34 88H35V87H34ZM43 88H44V87H43ZM64 88H63V89H64ZM69 88H70V87H69ZM69 88L67 87L66 89L69 90ZM79 88H80V87H79ZM89 88H87V89L89 90ZM98 88H99V87H98ZM109 88H112V87H110V84H109ZM119 88H120V87H119ZM122 88L124 89V87H122ZM129 88H130V87H129ZM149 88H150V87H149ZM149 88H148V89H149ZM159 88H160V87H159ZM218 88H219V87H218ZM241 88H242V87H241ZM247 88H249V87H247ZM263 88H264V87H263ZM8 89H9V88H8ZM10 89H11V88H10ZM23 89H24V88H23ZM25 89H26V88H25ZM31 89H32V88H31ZM31 89H27V90L30 91ZM36 89H37V88H36ZM55 89H56V88H55ZM58 89H59V86H58ZM66 89H64V91H65ZM73 89H74V88H73ZM87 89H86V90H87ZM93 89H94V88H93ZM93 89H92V90H93ZM96 89H97V88H96ZM99 89H100V88H99ZM102 89H103V88H102ZM107 89H108V87H107ZM112 89H113V88H112ZM112 89L110 90V92H111V91H116V90H112ZM132 89H133V88H132ZM144 89L146 90V88H144ZM144 89H143V90H144ZM153 89H154V87H153ZM160 89H161V88H160ZM189 89H190V88H189ZM189 89H188V90H189ZM193 89H194V88H193ZM196 89H197V88H196ZM196 89H195V90H196ZM233 89H235V88H233ZM242 89H243V88H242ZM261 89H262V88H261ZM13 90H15V87H14ZM33 90H34V89H33ZM38 90H39V89H38ZM46 90L48 91V88H47ZM46 90H45V92H46ZM50 90H52V88H50ZM61 90H62V89H61ZM74 90H75V89H74ZM77 90H79V89L77 88L75 92H77ZM80 90H81V89H80ZM83 90H84V89H83ZM90 90H91V88H90ZM90 90H89V91H90ZM105 90H106V88L104 89V91H105ZM120 90L123 91L121 88H120ZM128 90H129V89H127V91H128ZM145 90H144V91H145ZM151 90H152V89H151ZM188 90H187V91H188ZM235 90H236V89H235ZM238 90H239V89H238ZM243 90H244V89H243ZM256 90H257V89H256ZM6 91H7V87H6ZM9 91H10V90H9ZM17 91H18V90H17ZM23 91H24V90H23ZM43 91H44V90H43ZM71 91H72V89H71ZM97 91L99 92V90H97ZM97 91H96V92H97ZM107 91H108V90H107ZM121 91H120V92H121ZM124 91L127 92L126 90H124ZM131 91H132V90H131ZM140 91H141V90H140ZM149 91H150V90H149ZM164 91H165V90H164ZM187 91H186V92H187ZM241 91H242V90H241ZM253 91H254V90H253ZM1 92L4 93L5 91H4V92L1 91ZM12 92H13V91H12ZM14 92H16V91H14ZM19 92H20V91H18V93H19ZM37 92H38V91H37ZM52 92H55V91L53 90ZM60 92H61V91H60ZM79 92H80V91H78L77 93H79ZM83 92H85V90H84ZM93 92H94V91H93ZM101 92H103V91H101ZM101 92H99V93L101 94ZM110 92H108V93H110ZM129 92H130V91H129ZM133 92H135L134 89H133ZM151 92H152V91H151ZM158 92H159V91H158ZM184 92H185V90H184ZM189 92H190V91H189ZM196 92H197V91H196ZM233 92H234V91H233ZM251 92H252V91H251ZM251 92H248V93H251ZM258 92H261V91L259 90ZM263 92H264V91H262V93H263ZM2 93H1V94H2ZM26 93H27V92H26ZM47 93H48V92H47ZM55 93H56V92H55ZM63 93H66V94H67V92H62V94H63ZM70 93H71V92H70ZM80 93H81V92H80ZM105 93H106V92H105ZM105 93H104V95H105ZM108 93H106V95H107ZM117 93H118V91H117ZM123 93H124V92H123ZM127 93H128V92H127ZM136 93H137V91H136ZM139 93H140V92H139ZM144 93H145V92H144ZM153 93H154V91H153ZM161 93H162V92H161ZM193 93H195V92L193 91ZM244 93H245V92H244ZM255 93H257V91H256V92L254 91V93L252 92V94H255ZM262 93H261V94H262ZM6 94L9 95V93H7V92H6ZM13 94H14V93H12V95H13ZM31 94H32V93H31ZM39 94H40V92H39ZM50 94H51V91H50ZM62 94H61V95H62ZM66 94H65V95H66ZM68 94H69V93H68ZM75 94H76V93H75ZM83 94H85V93H83ZM94 94H95V93H94ZM94 94H93V95L90 94V95H92V96H94V97H96V96L99 97V96H100V95L98 96L97 93L95 94L96 96H95ZM110 94H111V93H110ZM110 94H108V96H109ZM113 94L116 95L115 92H114ZM120 94H121V93H120ZM124 94H125V97H126L127 94H126V93H124ZM129 94H132V93H129ZM129 94H128V95H129ZM154 94H155V93H154ZM185 94H186V93H185ZM252 94H250V95L252 96ZM259 94H260V93H258V95H259ZM261 94H260L259 96H261ZM263 94H264V93H263ZM14 95H16V97H17V93L14 94ZM14 95H13V96H14ZM24 95H25V94H24ZM28 95H29V94H28ZM28 95H26V96H28ZM32 95H33V94H32ZM43 95H44V96H43ZM47 95H49V94H47ZM47 95H46V93H45V94L42 93L43 98L47 97ZM54 95H56V94H54ZM78 95H79V94H78ZM78 95H76V96H78ZM81 95H82V94H81ZM90 95H88V98L90 97ZM115 95H114V96H115ZM140 95H143V94L140 93ZM145 95H146V94H144V96H142V97H145ZM149 95H150V94L148 93V96H149ZM158 95L161 96V94H158ZM192 95H193V94H192ZM192 95H191V96H192ZM235 95H236V94H235ZM244 95H246V94H244ZM244 95H242V96H244ZM4 96H5V95H4ZM4 96H3V97H4ZM13 96H12V97H13ZM21 96H22V95H21ZM29 96H30V95H29ZM62 96H63V95H62ZM68 96H70V97H69V99H70V98H71V95H68ZM72 96L74 97L75 95H72ZM76 96H75V97H76ZM123 96H124V95H123ZM123 96H122V97H123ZM153 96H154V95H152V97H153ZM156 96H157V95H156ZM187 96H189V95H188V92H187ZM238 96H239V95H238ZM238 96H236V97H238ZM242 96H241V97H242ZM248 96H249V94H248ZM255 96H256V94H255ZM1 97H2V95H1ZM3 97H2V99H3ZM16 97H15V98H16ZM36 97H38V96L36 95ZM40 97H41V96L39 95L38 98H40ZM59 97H61V96H59ZM75 97H74V99H75ZM80 97H81V96H80ZM106 97H107V96H106ZM132 97H133V96H132ZM132 97H131V98H132ZM135 97H136V96H135ZM138 97H139V96H138ZM150 97H151V96H150ZM152 97H151V98H152ZM154 97H155V96H154ZM257 97H258V96L255 97L256 99H254V101H255V100L257 101ZM262 97H264V95H263ZM20 98H21V97H20ZM20 98H19V99H20ZM24 98H25V97H24ZM29 98H31V97H29ZM47 98H48V97H47ZM53 98H54V97H53ZM67 98H68V97H67ZM67 98L65 97V99H67ZM83 98H85V97H83ZM102 98H103V97H102ZM112 98H113V97H112ZM112 98H110V100H113V99H116V100H117L118 97L113 98V99H112ZM120 98H121V97H119V101H120ZM129 98H130V97H129ZM151 98H150V99H151ZM159 98H160V97H159ZM238 98H240V96H239ZM244 98H246V97L244 96ZM251 98H254V97H251ZM258 98H259V97H258ZM10 99H11V98H10ZM17 99H18V98H17ZM33 99H34V98H32L31 100H33ZM41 99H42V98H41ZM49 99H50V98H49ZM61 99H62V98H61ZM81 99H82V98H81ZM85 99H86V98H85ZM93 99L95 100V98H93ZM93 99H92V100H93ZM96 99H97V98H96ZM100 99H101V98H99V100H100ZM105 99H106V98H105ZM107 99H109V98H107ZM107 99H106V100H107ZM124 99H125V98H124ZM127 99H128V98L126 97V100H127ZM136 99H137V97H136ZM153 99L156 100V98H153ZM157 99H158V97H157ZM236 99H237V98H236ZM263 99H264V98H263ZM5 100H6V99H5ZM11 100H12V99H11ZM15 100H16V99H15ZM28 100H29V99H28ZM36 100H37V99H36ZM42 100H43V99H42ZM51 100H52V98L50 99V101H51ZM53 100H54V99H53ZM56 100H59V99L56 98ZM75 100H76V99H75ZM99 100H98V101H99ZM102 100H104V99H102ZM129 100H131V99H129ZM137 100H138V99H137ZM141 100H142V99H141ZM141 100H140V101H141ZM143 100H144V99H143ZM145 100H147V99H145ZM237 100H240V99H237ZM242 100H244L243 97H242ZM242 100H241V101H242ZM13 101H14V99H13ZM13 101H12V102H13ZM22 101H23V100H22ZM26 101H27V100H26ZM45 101H46V100H45ZM47 101H48V100H47ZM47 101L45 102V104H47ZM50 101H49V102H50ZM73 101H74V100H73ZM73 101H72V102H73ZM78 101H80V99H79ZM82 101H83V100H82ZM87 101H89V100H87ZM98 101H97V104H98ZM104 101H105V100H104ZM108 101H109V100H108ZM108 101H107V102H108ZM119 101H118V102H119ZM122 101H123V100H122ZM132 101H133V100H132ZM147 101H148V100H147ZM159 101H160V99H159ZM252 101H253V100H252ZM258 101H259V99H258ZM258 101H257V102H254V103L252 102V104H255V103L258 104ZM263 101H264V100H263ZM7 102H8V101H7ZM14 102H15V101H14ZM37 102H39V101H37ZM52 102H53V101H52ZM59 102H60V100H59ZM61 102H62V100H61ZM68 102H69V100H68ZM70 102H71V101H70ZM70 102H69V103H70ZM72 102H71V103H72ZM74 102H75V101H74ZM85 102H86V101H85ZM93 102H94L93 105H95V101H92V103H93ZM99 102H100V101H99ZM101 102H102V101H101ZM107 102L104 103V106H105V104L107 105ZM111 102H112V101H111ZM124 102H125V101H124ZM127 102H128V101H127ZM135 102H137V101H135ZM143 102H144V101L138 103L139 106H140V104L142 103L141 106H140L141 108H143V107H142V106H143ZM156 102L159 103L158 101H156ZM242 102H243V101H242ZM8 103H9V102H8ZM16 103H17V102H16ZM22 103H23V102H22ZM22 103H21V104H22ZM27 103H28V102H27ZM32 103H33V102H32ZM32 103H30V104H32ZM53 103H54V102H53ZM57 103H58V102H57ZM62 103H63V102H62ZM69 103H68V104H69ZM71 103H70V104H71ZM86 103H87V102H86ZM86 103H84V104H86ZM89 103H91V102H89ZM108 103H109V102H108ZM114 103H115V100H114ZM131 103H132V102H131ZM133 103H134V102H133ZM148 103H149V102H148ZM148 103H147V105H148ZM151 103L153 104V101L150 100V104H151ZM260 103H263V102H262V101H261V102L259 101V104H260ZM6 104H7V103H6ZM11 104H12V103H11ZM14 104H15V103H14ZM36 104H37V103H36ZM38 104L40 105V103H38ZM59 104H60V103H59ZM59 104H56V103H55V105L60 106ZM66 104H67V103H66ZM68 104H67V105H68ZM77 104L82 105V104H80V102L77 103ZM87 104H88V103H87ZM102 104H103V103H101L100 105L102 106ZM109 104H110V103H109ZM109 104H108V105H109ZM112 104H113V103H112ZM112 104H111V105H112ZM119 104H120V103H119ZM234 104H235V106H236V102H235ZM3 105H4V104H3ZM3 105H2V104L0 105V107H1V108H0L1 111L5 109V106L3 107ZM8 105H9V104H8ZM12 105H13V104H12ZM22 105H23V104H22ZM22 105H21V107H22ZM26 105H28V104H26ZM39 105H37V107H38ZM61 105H62V104H61ZM127 105H128V104H127ZM131 105H133V104H130V106H131ZM135 105H136V104L134 103V106H135ZM240 105H241V104H239V106H240ZM243 105H244V104H243ZM243 105H241V106H243ZM245 105H246V104H245ZM262 105H264V104H262ZM262 105H260L259 107L261 108ZM9 106H10V105H9ZM17 106H19V105L17 104ZM17 106H16V108H18ZM32 106H33V105H32ZM32 106H31V107H32ZM35 106H36V105H35ZM63 106H64V104H63ZM75 106H76V105H75ZM75 106H74V107H75ZM88 106H89V105H88ZM136 106H137V105H136ZM144 106H145V104H144ZM153 106H154V105H153ZM255 106H256V105H255ZM255 106L253 105V107H255ZM257 106H258V105H257ZM257 106H256V107H257ZM6 107H7V106H6ZM19 107H20V106H19ZM23 107H25V106L23 105ZM26 107H27V106H26ZM47 107H48V106H47ZM55 107H56V106H54V109H55ZM65 107H66V106H65ZM65 107H63V108H65ZM69 107H70V106H69ZM69 107H67V108H69ZM72 107H73V106H72ZM72 107H71V108H72ZM77 107H78V106H77ZM90 107H91V106H89V108H90ZM115 107H117V106H115ZM131 107H132V106H131ZM140 107H139V108H140ZM149 107H150V105H149ZM149 107H148V108H149ZM154 107H155V106H154ZM154 107H150V108H154ZM157 107H158V106H157ZM263 107H264V106H263ZM9 108H10V107H9ZM28 108H29V106H28ZM43 108H45L44 104H43ZM81 108H82V107H81ZM83 108H84V107H83ZM83 108H82V109H83ZM93 108H94V107H93ZM93 108H92V109H93ZM106 108H108V107H106ZM133 108L136 109V107H133ZM139 108H138V109H139ZM150 108H149V109H150ZM233 108H235V107H233ZM240 108H242V107H240ZM21 109H22V108H21ZM21 109H19V111H21ZM29 109L31 110V108H29ZM34 109H35V108H34ZM51 109H52V108H51ZM57 109H59V108H57ZM78 109H80V108H78ZM82 109H81V110H82ZM84 109H85V108H84ZM108 109L110 110V108H108ZM112 109L115 110V109H118V108H114V105H113V108H112ZM112 109H111V110H112ZM154 109H155V108H154ZM235 109H236V108H235ZM235 109H234V110H235ZM255 109H257V108H255ZM7 110H8V109H7ZM25 110H26V108L24 109V111H25ZM40 110H41V112H42V108H41V109H38V110H37L38 112L36 113V114L38 115V119H39V117H40L39 114H38V113H40V112H39ZM44 110H47V109H44ZM61 110H63V109H61ZM68 110L70 111L71 109H68ZM68 110H67V111H68ZM81 110H80V112H81ZM88 110H90V109H88ZM105 110H107V109H105ZM111 110H110V111H111ZM231 110H232V109H231ZM236 110H239L238 107H237ZM241 110H242V109H241ZM245 110H246V108H245ZM263 110H264V109H263ZM10 111H11V109H10ZM16 111H17V110H16ZM31 111H32V110H31ZM63 111H64V110H63ZM63 111H61V112H63ZM65 111H66V110H65ZM71 111H72V110H71ZM71 111H70V112H71ZM75 111H76V110H75ZM84 111H86V110H82V112H84ZM92 111H94V110H92ZM96 111H99V110H96ZM96 111H95V112H96ZM112 111H113V110H112ZM232 111H233V110H232ZM239 111H240V110H239ZM243 111H244V109H243ZM258 111H259V110H258ZM4 112L6 113V110H5ZM22 112H23V111H22ZM33 112H34V111H33ZM33 112H32V113H33ZM52 112H53V110H52ZM52 112H51V113H52ZM54 112H55V111H54ZM57 112H59V111H57ZM80 112H78V113H80ZM86 112H87V111H86ZM86 112H84L83 114H85ZM101 112H103V110H102ZM105 112H106V111H105ZM240 112H241V111H240ZM256 112H257V111H256ZM261 112H262V111H261ZM261 112H260V113H261ZM0 113H1V112H0ZM2 113H3V111H2ZM2 113H1V114H2ZM15 113H16V112H15ZM23 113L25 114V112H23ZM32 113H31V114H32ZM45 113H47V112H45ZM78 113H77V114H78ZM89 113H90V112H89ZM89 113H88V114H89ZM92 113H93V112H92ZM260 113H259V115H260ZM19 114H21V113H19ZM27 114H28V112H27ZM53 114H54V113H53ZM55 114H56V113H55ZM58 114H59V113H58ZM64 114H67V113L64 112ZM68 114H70V113H68ZM68 114H67L66 116H68ZM72 114H73V113H72ZM74 114H76V113H74ZM81 114H82V113H81ZM83 114H82V115H83ZM99 114H100V112H99ZM228 114H229V113H228ZM231 114H232V113H231ZM243 114H244V113H243ZM243 114H242V116H243ZM262 114H263V112H262ZM3 115H4V114H3ZM3 115H1V116H3ZM5 115H6V114H5ZM7 115H11V114H7ZM21 115H23V114H21ZM47 115H48V114H47ZM49 115H50V114H49ZM51 115H52V114H51ZM51 115H50V116H51ZM59 115H60V114H59ZM70 115H71V114H70ZM70 115H69V116H70ZM78 115H79V114H78ZM229 115H230V114H229ZM229 115H227V116H229ZM239 115H240V114H239ZM254 115H255V114H254ZM259 115H258V116H259ZM1 116H0V117H1ZM17 116H18V115H17ZM17 116H14V117H16V119H17V118H18ZM23 116L25 117V115H23ZM28 116H29V114L27 115L26 118H27L28 120H29V119L31 120V116H33V115L29 116V118H28ZM44 116H45V115H44ZM50 116H49V117H50ZM60 116H61V115H60ZM63 116H65V115H63ZM63 116H61V117H63ZM79 116H80V115H79ZM85 116H87V115H85ZM225 116H226V115H225ZM227 116H226V117H227ZM230 116H232V115H230ZM242 116H241V118H242ZM246 116H247V115H246ZM256 116H257V114H256ZM6 117H7V116H6ZM9 117H10V116H9ZM14 117H13V122L16 120ZM21 117H22V116H21ZM24 117H23V118H24ZM45 117H46V116H45ZM49 117H48V118H49ZM54 117L57 118L58 120L61 119V118L59 119L58 116H54ZM77 117H78V116H77ZM77 117H76V118H77ZM82 117H83V116H82ZM82 117L80 116V118H82ZM233 117H234V116H233ZM236 117H237V115H236ZM238 117H240V116H238ZM254 117H255V116H254ZM263 117H264V116H263ZM1 118H3V117H1ZM10 118H11V117H10ZM23 118H22V119H21V118H18V120L21 119V121H23ZM26 118H25V120H27ZM33 118H36V117L33 116ZM41 118H42V117H41ZM55 118H54V120H56ZM65 118H67V117H65ZM68 118H69V117H68ZM70 118H71V116H70ZM80 118H79V119H80ZM224 118H225V117H224ZM224 118H223V120H224ZM243 118H244V117H243ZM249 118H251V117H249ZM5 119H6V118H5ZM8 119H9V118H7V120H8ZM14 119H15V120H14ZM36 119H37V118H36ZM50 119H51V118H50ZM74 119H75V118H74ZM228 119H229V118H227V120H228ZM231 119H232V117H231ZM233 119H234V118H233ZM0 120H1V119H0ZM7 120H6V121L3 120V121L7 122ZM18 120H17L16 122H18ZM25 120H24V122H25ZM30 120H29V121H30ZM46 120H49V119H46ZM54 120L52 119V121H54ZM69 120H71V119H69ZM76 120H77V119H76ZM223 120H222V118H221V121H223ZM236 120H237V119H236ZM244 120H245V119H244ZM251 120H252V119H251ZM3 121H1V122H3ZM33 121H34V120H33ZM35 121H36V120H35ZM35 121H34V123H35ZM43 121H44V120H43ZM49 121H50V120H49ZM56 121H57V120H56ZM56 121L54 122L55 125H57ZM63 121L65 122L66 119L63 120ZM67 121H68V119H67ZM77 121H78V120H77ZM217 121H218V120H217ZM224 121H226V120H224ZM233 121H234V120H233ZM233 121H231V123H233ZM8 122H9V121H8ZM11 122H12V121H11ZM11 122H10V123H11ZM31 122H32V121H31ZM46 122H47V121H46ZM60 122H61V121H60ZM60 122H59V123H60ZM71 122H73V118H72ZM71 122H70V123H71ZM240 122H241V121H240ZM27 123H28V122H27ZM32 123H33V122H32ZM47 123H48V122H47ZM50 123H51V121H50ZM215 123H216V122H215ZM215 123H214V124H215ZM219 123H220V120H219ZM224 123H225V122H224ZM234 123H235V122H234ZM234 123H233V124H234ZM241 123H243V119H242V122H241ZM4 124H5V123H4ZM8 124H9V123H7L6 125H8ZM18 124H19V123H18ZM28 124H29V123H28ZM35 124H36V123H35ZM35 124H33V125L35 126ZM37 124H38V123H37ZM39 124H41V123H39ZM45 124H46V123H45ZM45 124H43V126H44ZM66 124L68 125V122H67ZM71 124H72V123H71ZM236 124H238V123H236ZM239 124H240V123H239ZM245 124H247V123H245ZM9 125L12 127L14 124H12V125L9 124ZM9 125H8V126H9ZM50 125H51V124H50ZM52 125H53V124H52ZM60 125H63V124H60ZM211 125H212V124H211ZM224 125H225V124H224ZM231 125H232V124H231ZM240 125H243V124H240ZM15 126H16V123H15ZM15 126H14V127H15ZM26 126H27V125H26ZM31 126H32V125H31ZM34 126H33V128H34ZM36 126H37V125H36ZM64 126H65V125H64ZM64 126H62V127H64ZM68 126H69V125H68ZM245 126H246V125H245ZM38 127H39V126H38ZM50 127H51V128H50L51 132H53V131H52V128H54L53 130H54L55 132H57V131L59 130V128H61L60 126H55V127L50 126ZM69 127H70V126H69ZM69 127H67V128L69 129ZM186 127H187V126H186ZM193 127L196 128V126H193ZM193 127H191V128H193ZM197 127H199V125H198ZM229 127H230V125H229L228 127H226V128H227V129H230ZM233 127H234V126H233ZM235 127H236V126H235ZM254 127H255V126H254ZM256 127H257V126H256ZM256 127H255V128H256ZM7 128H8V127H7ZM20 128H21V127H20ZM23 128L25 129V127H23ZM28 128H29V125H28ZM33 128H32V129H33ZM35 128H36V127H35ZM35 128H34V129H35ZM71 128H72V126H71ZM204 128H205V127H204ZM223 128H224V127H223ZM226 128H225V130H226ZM231 128H232V126H231ZM239 128H240V127H239ZM243 128H244V126H243ZM10 129H11V128H10ZM14 129H15V128H14ZM14 129H12L13 131H10V130H9V131H10V132H14ZM32 129H31V130H32ZM43 129L45 130V126H44ZM43 129H41V130H43ZM47 129H48V128H47ZM63 129H64V128H63ZM63 129H62V130H63ZM178 129H180V128L178 127ZM183 129H184V128H182V130H183ZM209 129H210V128H209ZM253 129H254V128H253ZM16 130H17V129H16ZM18 130H19V129H18ZM18 130H17V131H18ZM26 130H27V129H26ZM26 130H25V131H26ZM48 130H49V129H48ZM69 130H70V129H69ZM175 130H176V129H175ZM175 130H173V131H175ZM205 130H206V129H205ZM232 130H233L234 132H233ZM232 130H231V131H232L234 134H233V133H230V134H229V132L226 133V134H229V137H230V135H232V134H233V136L236 137V135H235L236 132H235V131H237V133H238V130H236V128H235V130L232 128ZM240 130H241V129H240ZM251 130H252V129H251ZM251 130H250V132H251ZM17 131H15V134H16ZM37 131H38V130H37ZM64 131H65V130H63V132H64ZM171 131H172V130H171ZM173 131H172V133H173ZM178 131H179V130H178ZM220 131H221V133L223 134L222 129H221ZM231 131H230V132H231ZM253 131H254V130H253ZM10 132H9V133H10ZM19 132H20V131H19ZM33 132H34V131H33ZM33 132H32V133H29V134H33ZM43 132H44V131H43ZM51 132L49 133V131H48L49 134H51ZM61 132H62V131H61ZM63 132H62V133H63ZM66 132H67V130H66ZM160 132H161V131H160ZM163 132H164V131H163ZM193 132H194V128H193ZM199 132H200V131H199ZM209 132H212V131H208V134H209ZM214 132H215V131H214ZM217 132H218V130H217ZM250 132H249V133H250ZM255 132L257 133L256 129H255ZM255 132H254V133H255ZM9 133H8V134H9ZM23 133H24V132H23ZM40 133L42 134V132L39 131L38 134H40ZM48 133H47V134H48ZM57 133H58V132H57ZM165 133L167 134V132H165ZM179 133H181V132H179ZM184 133H185V132H184ZM221 133H218V134L221 135ZM38 134H37V136H36L37 139H36L35 137H33V142L38 141V140H40L41 138H43V136H39ZM41 134H40V135H41ZM52 134H54V133H52ZM55 134H56V133H55ZM59 134H61V133L59 132ZM63 134H64V133H63ZM155 134H157V133H154V136H155ZM158 134H159V133H158ZM158 134H157V135H158ZM169 134H171V133H169ZM190 134H191V133H190ZM206 134H207V133H206ZM212 134H214V133H212ZM247 134H248V133H247ZM1 135L3 136V134H1ZM1 135H0V136H1ZM19 135L22 136L21 138H23V135H21V133H19ZM33 135H34V134H33ZM33 135H32V136H33ZM45 135H46V131H45ZM56 135H57V134H56ZM61 135H62V134H61ZM150 135H151V134H150ZM150 135H149V136H150ZM161 135H162V134H161ZM174 135H175V134H174ZM191 135H192V134H191ZM191 135H190V136H191ZM200 135H201V134H200ZM204 135H205V133H204ZM245 135H246V134H244V136H245ZM255 135H256V134H255ZM255 135H254V136H255ZM4 136H5V134H4ZM9 136H10V135H9ZM11 136H12V135H11ZM11 136H10V137H11ZM17 136H18V132H17L16 138H19V136H18V137H17ZM25 136H27V135H25ZM47 136H48V135H47ZM59 136H60V135H59ZM149 136H148L147 139L150 138ZM151 136H152V135H151ZM188 136H189V134H188ZM193 136H194V135H193ZM202 136H203V134H202ZM205 136H206V135H205ZM214 136H215V135H214ZM222 136H223V135H222ZM227 136H228V135H227ZM248 136H249V135H248ZM248 136H245V137H248ZM261 136H263V135H261ZM10 137H9V139H11ZM27 137H28V136H27ZM30 137H31V136H30ZM30 137H29V138H30ZM51 137H52V136H51ZM54 137H55V135L53 136V139H55ZM57 137H58V135H57ZM146 137H147V136H146ZM146 137H143V138H146ZM162 137H163V136H162ZM170 137H171V136H170ZM183 137H184V136H183ZM198 137H199V136H197V138H198ZM203 137H204V136H203ZM210 137H211V136H210ZM212 137H213V135H212ZM212 137H211V139H212ZM217 137H218V136H217ZM231 137H232V136H231ZM231 137H230V138H231ZM237 137H239V136H237ZM237 137H236V139H237ZM263 137H264V136H263ZM13 138H14V137H13ZM13 138H12V140H13ZM34 138H35V139H34ZM152 138H153V137H152ZM181 138H182V137H181ZM191 138H192V137H191ZM194 138H195V137H194ZM194 138H192V139H194ZM201 138H202V137H201ZM207 138H209V136H208ZM207 138H206V140H207ZM213 138H214V137H213ZM220 138H222V137H220ZM223 138H224V137H223ZM225 138H226V136H225ZM243 138H244V137H243ZM253 138H254V137H253ZM253 138H252V139H253ZM257 138H258V137H257ZM260 138H262V137H260ZM2 139H3V138H2ZM4 139H5V137H4ZM25 139H26V138H25ZM43 139H44V138H43ZM47 139H48V138H47ZM163 139H164V138H163ZM182 139L185 140V138H182ZM189 139H190V138H189ZM217 139H218V138H217ZM217 139H216V140H217ZM226 139H227V141H228L229 138H226ZM17 140H18V139H17ZM26 140H27V139H26ZM26 140H25V142H26ZM30 140H31V138L28 139V142H29ZM142 140H143V139H142ZM167 140H168V139H167ZM170 140H171V139H170ZM179 140H180V139H179ZM195 140H196V139H195ZM221 140H222V139H221ZM221 140H219V141H221ZM232 140H233V139H232ZM234 140H235V139H234ZM250 140H251V139H250ZM5 141H7V140H5ZM8 141H10V140H8ZM8 141H7V143H10V142H8ZM22 141H23V140H22ZM40 141H41V140H40ZM42 141H43V140H42ZM139 141H140V140H139ZM143 141H144V140H143ZM158 141H159V140H158ZM158 141H154V142H158ZM163 141H166V139L163 140ZM180 141L182 142V140H180ZM180 141H179V143H180ZM186 141H189V140L187 139ZM186 141H184V142L186 143ZM204 141H205V140H204ZM217 141H218V140H217ZM217 141H214V142H217ZM236 141H237V140H236ZM239 141L241 142V139H240ZM243 141H244V140H243ZM256 141H259V139L256 140ZM2 142L5 143L3 140H2ZM2 142H1L0 145H4V144H2ZM20 142H21V141H20ZM20 142H19V143H20ZM23 142H24V141H23ZM133 142H134V140H133ZM135 142H136V141H135ZM175 142H176V141H175ZM175 142H174V143H175ZM191 142H192V141H191ZM200 142H201V141H200ZM205 142H206V141H205ZM214 142H211L213 146H214V144H213ZM222 142H223V140H222ZM228 142H229V141H228ZM244 142H245V141H244ZM26 143H27V142H26ZM26 143H25V144H26ZM177 143H178V142H177ZM177 143H175V145H176ZM194 143H195V142H194ZM198 143H199V142H198ZM217 143H218V142H217ZM220 143H221V142H220ZM224 143H225V142H224ZM232 143H233V142H232ZM232 143H231V144H232ZM236 143H237V142H236ZM249 143H250V142H249ZM12 144L14 145V143H12ZM20 144L22 145V143H20ZM27 144L30 146L29 143H27ZM27 144H26V146H27ZM128 144H130V143H128ZM228 144H229V143H228ZM245 144H247V143H245ZM260 144H261V143H260ZM5 145H6V144H5ZM21 145H20V146H21ZM37 145H38V144H37ZM126 145H127V144H126ZM146 145H147V144H146ZM146 145H145V146H146ZM178 145H179V144H178ZM178 145H177V146H178ZM181 145H182V144H181ZM184 145H186V144H184ZM198 145H199V147L201 146L200 144H198ZM207 145L210 146V143H208ZM207 145H205V146H207ZM215 145H216V144H215ZM225 145H226V144H225ZM254 145H255V143H254ZM9 146H10V145H9ZM17 146H18V145H17ZM17 146H16V147H17ZM29 146H28V147H29ZM128 146H129V145H128ZM152 146H153V145H152ZM157 146H158V145H157ZM173 146H174V145H173ZM173 146H172V148H173ZM195 146H196V145H195ZM219 146H223V145H219ZM219 146H218V147H219ZM228 146H229V145H228ZM232 146H233V145H232ZM232 146H231V148H232ZM242 146H243V145H242ZM247 146H248V144H247ZM252 146H253V145H252ZM252 146H251V148L248 150V154L252 152L251 154L253 155V154L260 153V151H263V150L259 149V148H261V147H259V146H257V147H256V146H253V147H252ZM0 147H1V146H0ZM40 147H41V146H40ZM147 147H148V146H147ZM182 147H184V146H182ZM182 147H181V148H182ZM225 147H226V146H225ZM236 147H237V146H236ZM240 147H241V146H240ZM243 147L245 148V146H243ZM11 148H12V146H11ZM31 148H32V147H31ZM129 148H130V147H129ZM133 148H134V147H133ZM145 148H146V147H145ZM156 148H157V147H156ZM156 148H155V149H156ZM185 148H186V147H185ZM200 148H201V147H200ZM202 148H203V147H202ZM206 148H207V147H206ZM213 148H215V146H214ZM219 148L221 149V147H219ZM8 149H9V148H8ZM8 149H7V150H8ZM15 149H17V148H15ZM19 149H20V148H19ZM19 149H18V150H19ZM28 149H30V148H28ZM28 149H27V150H28ZM33 149H34V148H33ZM35 149H36V148H35ZM138 149H139V148H138ZM140 149L142 150V148H140ZM151 149H152V148H151ZM155 149H154V150H155ZM157 149H158V148H157ZM207 149H208V148H207ZM210 149H211V148H210ZM226 149H227V148H226ZM240 149H241L240 151H243L242 148H240ZM247 149H248V147H247ZM1 150H2V149H1ZM10 150H11V149H10ZM18 150H17V152H18ZM23 150H24V149H23ZM30 150H32V149H30ZM152 150H153V149H152ZM186 150H188V149H185V152H186ZM202 150H203V149H202ZM202 150H201V151H202ZM218 150H219V149H218ZM245 150H246V149H245ZM12 151H13V150H12ZM146 151H147V150H146ZM148 151H149V150H148ZM150 151H151V150H150ZM150 151H149V152H150ZM155 151H156V150H155ZM189 151H190V150H189ZM189 151H187V153H188ZM195 151H196V150H195ZM212 151H213V150H212ZM215 151H216V150H215ZM226 151H227V150H226ZM228 151H229V150H228ZM230 151H231V149H230ZM238 151H239V150H238ZM240 151H239V152H240ZM3 152H4V151H3ZM15 152H16V151H15ZM15 152L13 151L14 154H15ZM138 152H139V150L137 151V153H138ZM140 152H141V151H140ZM142 152H143V150H142ZM142 152H141V153H142ZM183 152H184V151H183ZM190 152H191V151H190ZM193 152H194V151H193ZM243 152H244V151H243ZM8 153H9V152H8ZM119 153H120V152H119ZM123 153H124V152H123ZM137 153H135V154H137ZM143 153L145 154V152H143ZM143 153H142V155H143ZM151 153H152V151H151ZM153 153H154V152H153ZM153 153H152V155H153ZM156 153H157V152H156ZM177 153H178V152H177ZM196 153H197V152H196ZM205 153H206V152H205ZM227 153H228V152H227ZM235 153H236V152H235ZM0 154H1V153H0ZM10 154H11V153H10ZM111 154H112V153H111ZM114 154H115V152H114ZM117 154H118V153H117ZM135 154L133 153V156H134ZM164 154H165V153H164ZM171 154H172V153H171ZM180 154H181V152H180ZM233 154H234V153H233ZM233 154H232V155H233ZM236 154L239 155V153H236ZM263 154H264V153H263ZM97 155H98V154H97ZM130 155H132V154H130ZM139 155L141 156V154H139ZM146 155H147V154H146ZM149 155H150V154H149ZM167 155H168V153H167ZM175 155H176V154H175ZM186 155H187V154H186ZM208 155H209V154H202V153H200V154L197 155V156L195 155V157H193V158H192L191 156L188 157V158H185V157L181 156L180 159H179L178 161H176V163L179 165V168H180V169H181V168L183 169L184 167H183L182 165H183V163H185L187 160H189V159H193V160H203V159H206L207 157H209ZM90 156H92V155H90ZM99 156H100V155H99ZM127 156H128L129 158L131 157V156H129L128 154H127ZM127 156L125 155V156H123V157H124V158H125V157L128 158ZM133 156H132L131 158H133ZM140 156H139V157H140ZM143 156H144V155H143ZM162 156H163V155H162ZM164 156H165V155H164ZM172 156H173V155H172ZM177 156H178V154H177ZM228 156H229V154H228ZM228 156L226 155L225 157L228 158ZM234 156H235V155H234ZM236 156H237V155H236ZM250 156H251V155H250ZM250 156H249V157H250ZM260 156H261V157H264V155H260ZM87 157H88V156H87ZM87 157H86V158H87ZM108 157H109V156H108ZM114 157H115V156H114ZM118 157H119V156H118ZM134 157H135V156H134ZM139 157H138V158H139ZM160 157H161V155H160ZM160 157H158V159H159ZM173 157H174V156H173ZM173 157H172V158H173ZM178 157H179V156H178ZM212 157H213V156H212ZM215 157H216V156H215ZM240 157H241V156H240ZM246 157H247V155H246ZM246 157H244V158H246ZM254 157H256V156L254 155ZM254 157H253V158H254ZM91 158H93V156H92ZM96 158H97V157H96ZM101 158H102V157H101ZM126 158H125V159H126ZM165 158H167V157H165ZM219 158H220V160H221V157H219ZM227 158H225V159H227ZM257 158L260 159L258 156H257ZM257 158H256V159H257ZM75 159H76V158H75ZM79 159H81V158H79ZM82 159H83V158H82ZM84 159H85V157H84ZM94 159H95V157H94ZM98 159H99V158H98ZM116 159H117V158H116ZM116 159H115V160H116ZM118 159H119V158H118ZM140 159H141V158H140ZM140 159H139V160H140ZM142 159H143V158H142ZM212 159H213L214 163H216V160H215L214 158H212ZM225 159H223V160H225ZM230 159H231V158H230ZM232 159H233V158H232ZM92 160H93V159H92ZM102 160H103V159H102ZM126 160H127V159H126ZM126 160H125V161H126ZM136 160H137V159H136ZM136 160H135V161H136ZM139 160H138V161H139ZM160 160H161V158H160ZM163 160H165V159H163ZM207 160H208V159H207ZM209 160H211V159L209 158ZM209 160H208V161H209ZM217 160L219 161L218 158H217ZM223 160H222V161H223ZM227 160H228V159H227ZM227 160H226V162H227ZM236 160H237V159H236ZM240 160H241V159H240ZM251 160H253V159H251ZM67 161H69V160H67ZM67 161H66V163H67ZM75 161H76V160H75ZM78 161H79V160H78ZM85 161H86V160H85ZM87 161H88V160H87ZM111 161H112V160H111ZM120 161H121V159H120ZM120 161H119V162H118V161H115V162H118V163H115V162H113V161L110 162V163H109L108 161L105 162V163H108L107 166L104 167V168H100V169H103V171H111V172H114L113 174H111V176L108 175V174H110V173L107 174L109 177H114V178H111V179H110V178L108 177L107 180H106L104 183L101 182V181H99L100 178H97V179H98L97 181H95V179H93V180L96 182V184H97L98 181H99L100 183H103V184L101 185V184H99V182H98V184L100 185V187H98V185H97L96 189H93L92 191L90 190L91 192L89 191L90 194H92V193H98V192H101V191H105L106 189H109V188H111V187H113V186L115 187V186H117L118 184H120V183H122V182H126V181L128 182V181H130L131 179H133V178H135V177H138L139 173L142 172V171H143V172H142L141 174H143V173L146 174V173H148V171H149V173H150V172L152 171L151 169H156V168H158V167H162V165L158 162L159 164H155L154 166H150L152 163L149 164V165H148V163H146L147 166H145V167L143 166V168H142V167H141V168H140V167H139V168H135V167H134V168H131V166H130L129 169L124 170L123 168L126 166V162H127L128 160H127L126 162H120ZM167 161H168V160H167ZM203 161H204V162H202V161L200 162L201 164L199 163V164L201 165L202 169H203L202 164H205V160H203ZM228 161H229V160H228ZM246 161H247V160H246ZM260 161H261V160H260ZM262 161H264V160H262ZM70 162H71V160H70ZM81 162H82V161H81ZM81 162H79V163H75V164L72 163L73 165H72V164H71V165H72V166H81ZM163 162H164V161H162V163H163ZM173 162H174V161H173ZM173 162H172V163H173ZM192 162H193V161H192ZM192 162H191V163H192ZM195 162H196V161H195ZM197 162H198V161H197ZM211 162H212V161H211ZM211 162H210V163H211ZM234 162H235V160H234ZM238 162H239V161H238ZM249 162H250V160H249ZM252 162H254V161H252ZM258 162H259V161H258ZM64 163H65V161H64ZM64 163H63V164H64ZM66 163H65V164H66ZM82 163H83V162H82ZM86 163H87V162H86ZM114 163H115V164H114ZM128 163H130V162H128ZM139 163H140V162H139ZM153 163H155V162H153ZM166 163H167V162H166ZM191 163H190V164H191ZM193 163H194V162H193ZM210 163H209V164H210ZM212 163H213V162H212ZM214 163H213V164H214ZM229 163H232V162H229ZM240 163H242V162H240ZM240 163H239V164H240ZM244 163H245V162H244ZM59 164H61V163H59ZM95 164H96V163H95ZM95 164H94L93 166H96V168H97V167H98V168L100 167V166H98L99 163H97V165H95ZM102 164H103V163H101V164H99V165H102ZM180 164H182V165H181L182 167L180 166ZM195 164H196V163H194V165H195ZM222 164H223V163H222ZM224 164H225V163H224ZM224 164H223V165H224ZM226 164H227V163H226ZM232 164H233V163H232ZM232 164H231V165H232ZM236 164H238V163H236ZM242 164H243V163H242ZM245 164H246V163H245ZM252 164H253V163H252ZM256 164H257V163H256ZM261 164H263V163L261 162ZM52 165H53V164H52ZM88 165H89V164H88ZM103 165H104V164H103ZM130 165H131V164H130ZM139 165H140V164H139ZM144 165H145V164H144ZM186 165L188 166L187 163H185L184 166H186ZM196 165H197V168H196V167H195V168H196V170H197V169H198V164H196ZM196 165H195V166H196ZM205 165H206V164H205ZM247 165H248V162H247ZM69 166H70V165H69ZM135 166H137V165H135ZM190 166L193 167L192 164H191ZM207 166H212V164H210V165L207 164ZM207 166H206V167H207ZM224 166L226 167V165H224ZM233 166H234V164H233ZM233 166H230V167H233ZM241 166H242V165H241ZM251 166H253V165H251ZM254 166H255V163H254ZM257 166H258V165H257ZM45 167H46V166H45ZM55 167H56V165H55ZM64 167H65V166H64ZM84 167H85V166H84ZM84 167H83V168L80 167V168H82L81 170H83ZM89 167H90V166H89ZM132 167H133V166H132ZM137 167H138V166H137ZM177 167H178V166H177ZM177 167L174 166V167H169V168H175L174 170H176ZM199 167H200V166H199ZM204 167H205V166H204ZM235 167H236V166H235ZM242 167H243V169H244L245 166H242ZM246 167H247V166H246ZM255 167H256V166H255ZM262 167H263V166H262ZM37 168H38V167H37ZM37 168H36V169H37ZM76 168H77V167H76ZM86 168H87V167H86ZM93 168H94V167H93ZM162 168H163V167H162ZM167 168H168V167H167ZM167 168H165V169H166V173H165L166 176H168V175H167V170L170 171V169H167ZM222 168H223V167H222ZM227 168H229V167H227ZM240 168H241V167H240ZM240 168H239V169H240ZM256 168H257V167H256ZM38 169H39V168H38ZM41 169H43V168H41ZM41 169H40V171H34V172L32 173V175L30 174V175H31L30 177H28V176H26L27 178L24 177V180H23L22 177H21L22 182H20L19 184H17L18 182L16 183V181H15V183H16L15 186H14V184H13L11 181H12L13 179L15 180L17 176H16L15 178H12V180H11L10 182H9V181L6 182V184H7L8 182H9L11 185L13 184L14 187H13L12 189H13L14 191L16 190V192L13 193V194H14V196H13V200L15 199V198H14L15 196H17V197L20 198V196L22 197V195H23L24 193L29 192V190H30L31 188H30L29 190L27 189V190H28V191L26 190L27 192H25V189H24V188L28 187V185H32L31 183H32L33 180L35 181V180L39 179L40 176H41L42 174L45 173L44 171H41ZM44 169H45V168H44ZM89 169H90V168H89ZM91 169H92V165H91ZM122 169H123V170H122ZM180 169H179V171H180ZM187 169H191V167H190V168L187 167ZM187 169H185V170H187ZM204 169H205V168H204ZM235 169H236V168H235ZM239 169H237V170H239ZM248 169H249V168H248ZM250 169H251V168H250ZM28 170H29V169H28ZM30 170H33V169L31 168ZM75 170H78V171L80 172L79 168H78V169H75ZM75 170H73L72 172H74ZM93 170L95 171L94 173L97 174V172H96L97 170H96V169H93ZM93 170H91V171H93ZM150 170H151V171H150ZM193 170H195V169L193 168ZM193 170H191V171L193 172ZM196 170H195V172H196V173H197V172L199 173V171H196ZM198 170H199V169H198ZM208 170H209V167H208ZM227 170H228V169H227ZM227 170H226V171H227ZM240 170H241V169H240ZM263 170H264V168H263ZM22 171H23V170H22ZM24 171H25V170H24ZM63 171H64V170H62L61 172H63ZM69 171H70V170H69ZM69 171H68V172H69ZM78 171H76V173H77ZM86 171H87V170H86ZM86 171L83 170V172L81 171V173H83V175H84V174L86 173ZM89 171H90V170H89ZM89 171H88V172H89ZM161 171H162V173H164L163 170H161ZM171 171H173V169H171ZM171 171H170V172H171ZM179 171H178V172H179ZM201 171H202V170L200 169V172H201ZM229 171H230V170H228L227 172H229ZM243 171H244L245 173L247 172V170H245V169H244ZM253 171H255V168L252 167V169L250 170V172H251L250 175H255L254 173H256V175H257L256 178H257L258 180H259V178H260V179L264 178V171H262V169H261L262 174H261V172H260V170H259V172H260V175H259V176H258V174H257V173H258L257 170H256V172H254V173H253ZM19 172H20V171H19ZM47 172H48V171H47ZM61 172H59L60 175L58 174L60 177H61V175H65V177H66V175L69 174V173H67V174H66V173L61 174ZM84 172H85V173H84ZM88 172H87V174H88ZM98 172H99V171H98ZM101 172H102V171H101ZM152 172H154V171H152ZM152 172H151V173H152ZM155 172H157V169L155 170ZM183 172H184V171L181 170L180 173L184 175ZM186 172H187V171H185V173H186ZM192 172H191V173H192ZM195 172H194V173H195ZM203 172H204V170H203ZM203 172H202V173H203ZM205 172H206V171H205ZM250 172H248V173H250ZM91 173H92V172H91ZM102 173H103V172H102ZM158 173H159V172H158ZM160 173H161V172H160ZM168 173H169V172H168ZM187 173H188V172H187ZM189 173H190V170H189ZM196 173H195V174H196ZM206 173H207V172H206ZM224 173H226L225 170H224ZM224 173H222V174H224ZM245 173H244V174H245ZM16 174H17V173H16ZM16 174H15V175H16ZM54 174H55V178H56V173H54ZM70 174H72L71 171H70ZM74 174H75V173H74ZM74 174H73V175H74ZM77 174H78V173H77ZM79 174H80V173H79ZM96 174H95V176H96ZM98 174H100V173H98ZM152 174H153V173H152ZM165 174H164V175H165ZM195 174H193V175H195ZM200 174H201V173H200ZM208 174H209V172H208L206 175H208ZM246 174H247V173H246ZM18 175H19V174H18ZM89 175H90V173H89ZM89 175H86V177H85V175H84V176L80 177L79 179L77 178V177H79V176H77L76 174H75V176H73V177H72V175H71L70 178H74V177H75V180H74V181L71 180V179H69L68 176H67V177H68V179H69L70 181H68L67 179H66V180H67V181H66V180H64V176H63V178L61 177V178H62L61 180H62V181L64 180V181L60 184V183H59V182H60V179H59V180H58L59 182L57 181V183L60 184L59 187H60V186L64 187L63 185H66V184H68V183H72V184H73V187L70 185L71 188H72V191H74V190H76V189H77V190H80L79 188H80L81 186H84V185H85V182L87 183V181H88L90 178H92V177H89ZM107 175H106V176H107ZM117 175H120L119 178H118ZM147 175H148V174H147ZM150 175H151V174H149V178L152 177V176L150 177ZM155 175H156V174H155ZM155 175H154V177L158 178V177L155 176ZM176 175H177V173H176ZM176 175H175V176H174V175H173V176L171 175L170 178H165V179H164V178H163V179H160V178H162L163 176L160 177V178H158V179H159V184H161V183H162V184H170V183H172V182H175L176 179H178V177H177L178 175H177V176H176ZM179 175H180V174H179ZM183 175H181V176H183ZM185 175H186V174H185ZM204 175H205V174H204ZM204 175H203V176H204ZM206 175H205V176H206ZM219 175H220V176H223V175H221V174H219ZM256 175H255V176H256ZM24 176H25V175H24ZM47 176H48V175H47ZM49 176H50L51 179H48ZM49 176H48V177L43 176V177H45V178H43V177H41V178H43V179H46V178H47V179L50 180V182H51V181L53 180L52 178H54V177H51V175H49ZM52 176H53V175H52ZM59 176H58V177H59ZM76 176H77V177H76ZM80 176H81V174H80ZM115 176H116L117 178H115ZM159 176H161V174H160ZM190 176H191V175H190ZM195 176H196V175H195ZM198 176H199V174H198ZM200 176H201V175H200ZM200 176H199V177H200ZM209 176H210V175H209ZM211 176L214 177L213 175H211ZM243 176H246V175H243ZM247 176H248V174H247ZM11 177H12V176H11ZM58 177H57V178H58ZM98 177H99V176H98ZM168 177H169V176H168ZM179 177H180V176H179ZM188 177H189V175H188ZM193 177H194V176H193ZM196 177H197V176H196ZM249 177H250V176H249ZM249 177H248V178H249ZM17 178H18V177H17ZM76 178H77L78 180H77ZM103 178H105V176H104ZM138 178H139V177H138ZM142 178L146 179V176H144V177L142 176ZM149 178L147 177V179H149ZM156 178H152V179H156ZM183 178H184V177H183ZM185 178H186V177H185ZM201 178H202V177H201ZM207 178H208V177H207ZM215 178H216V176H215ZM217 178H219V177H217ZM220 178H221V177H220ZM244 178H245V180H246L247 177H244ZM248 178H247V179H248ZM18 179H19V178H18ZM47 179H46V182H48ZM135 179H136V178H135ZM135 179H134V180H135ZM158 179H157V180H158ZM253 179L255 180V178H253ZM14 180H13V182H14ZM39 180H40V179H39ZM39 180H38L37 182H39ZM55 180H56V179H55ZM104 180H105V179H104ZM134 180H133V181H134ZM136 180H138V182H139V179H136ZM184 180H185V179H184ZM187 180H188V179H187ZM207 180H208V179H207ZM207 180H206V181H207ZM211 180H212V179H211ZM222 180H223V179H221V180L219 179V181H222ZM243 180H244V179H243ZM245 180H244V181H245ZM248 180L250 181L251 179H248ZM254 180H253V181H254ZM2 181H3V180H2ZM41 181H42V180H41ZM44 181H45V180H44ZM53 181H54V180H53ZM131 181H132V180H131ZM154 181H155V180H154ZM204 181H205V180H204ZM214 181H215V180H214ZM214 181H212V182H213V185H214V183L217 184V182H214ZM253 181H252V182H253ZM54 182L56 183V181H54ZM136 182H137V181H136ZM136 182L134 181L133 184H135ZM140 182H142V181H140ZM150 182H151V181H150ZM157 182H158V181H157ZM157 182H154V183L157 184ZM201 182H202V181H201ZM207 182H208V181H207ZM35 183H36V182H35ZM35 183H33V184H35ZM39 183H40V182H39ZM39 183H38V186H39ZM55 183L52 184V185H56V184H57V183H56V184H55ZM88 183H92V182H88ZM146 183H147V182H146ZM154 183H152V184H154ZM182 183H183V182H182ZM187 183H188V182H187ZM191 183H193V182H191ZM198 183H200V182H198ZM202 183H204V182H202ZM222 183H223V182H222ZM249 183H250V182H249ZM260 183H261V182H260ZM260 183H259V186L262 185V184H260ZM263 183H264V182H263ZM40 184H41V183H40ZM42 184H43V183H42ZM46 184H47V183H46ZM48 184H49V183H48ZM94 184H95V183H94ZM124 184H125V183H124ZM131 184H132V183H131ZM133 184H132L131 187H133ZM138 184H139V183H138ZM138 184H136V186H137ZM208 184H210V183H208ZM208 184L206 183V185H208ZM251 184H252V183H251ZM251 184H250V185H251ZM255 184H256V183H255ZM43 185H44V184H43ZM49 185H51V184H49ZM49 185H46V186H49ZM52 185H51V186H52ZM86 185H87V184H86ZM86 185H85V186H86ZM88 185H89V184H88ZM126 185H127V183H126ZM128 185H130V184L128 183ZM143 185H144V186H143ZM143 185H142L143 188H140V189H138V187H139V185H138L137 189H138V190H141V189H147L148 186L150 187V184H148V186H147V184L145 185V181H144V184H143ZM172 185H173V184H172ZM178 185H179V183H178ZM180 185H181V184H180ZM184 185H185V184H184ZM184 185L182 184L183 188H184ZM189 185H190V184H189ZM191 185H192V184H191ZM198 185H199V184H198ZM206 185H203V186H206ZM219 185H220V183H219ZM219 185H217V187H218ZM246 185H247V184H246ZM248 185H249V184H248ZM257 185H258V184H257ZM263 185H264V184H263ZM6 186H7V185H6ZM6 186H5V187H6ZM9 186H10V185H9ZM9 186H7V188H9ZM35 186H36V185H35ZM40 186H42V185H40ZM44 186H45V185H44ZM44 186H42V187H44ZM46 186H45V187H46ZM85 186H84V187H85ZM92 186L95 187V185H93V183L91 184V188H94V187H92ZM119 186H120V185H119ZM119 186H118V187H119ZM151 186H153V185H151ZM174 186H177V183H176V185H174ZM186 186H188V184H186ZM203 186H202V188H201L200 186H198V187H200V188H199L200 191L198 190L197 192H200V193L204 194L205 191L203 190ZM209 186H210V185H209ZM209 186H208V187H209ZM211 186H212V185H211ZM211 186H210V188L212 189ZM214 186H215V185H214ZM242 186H243V185H242ZM1 187H2V185H1ZM31 187H32V186H31ZM45 187H44V188H45ZM52 187H53V186H52ZM52 187H50V188H51V189H54V188H52ZM56 187H57V186H56ZM89 187H90V185H89ZM108 187H109V188H108ZM123 187H124V186H123ZM123 187L119 188L120 191L123 190V189H122ZM126 187H128V186H126ZM126 187H125V188H126ZM161 187H162V186H161ZM163 187H164V186H163ZM163 187H162V189L159 187L158 191H159L160 189L163 190V189H164ZM171 187H172V186H171ZM179 187H181V186H179ZM190 187H191V186H190ZM196 187H197V186H196ZM245 187H246V186H245ZM7 188H5V191H7V190H6ZM10 188H11V187H10ZM37 188H38V187H37ZM47 188H48V187H47ZM67 188H68V187H67ZM71 188H69V189H71ZM85 188H88V187L86 186ZM125 188H124V190L128 189V188H126V189H125ZM134 188H136V187H134ZM134 188H131V190L129 191V189H130V186H129L128 191H127V190H126V191L123 190V196H124V195H127V194H129V193H133V191H134L133 189H134ZM168 188H169V186H168ZM168 188H167V189H168ZM173 188H174V187H173ZM175 188H177V187H175ZM188 188H189V187H188ZM214 188H215V187H214ZM239 188H240V187H239ZM250 188H252V187L250 186ZM254 188H255V187H254ZM260 188H261V187H260ZM263 188H264V187H263ZM35 189H36V188H34V190H35ZM41 189H42V188H41ZM41 189L38 190V191H40V192L42 193V190H41ZM61 189H62V188H61ZM61 189H60V190H61ZM69 189H63V190H69ZM83 189H84V188H82V191H85V189H84V190H83ZM89 189H90V188H89ZM89 189H88V190H89ZM112 189H113V188H112ZM114 189H117V188H114ZM121 189H122V190H121ZM152 189H153V187H152ZM180 189H182V187L179 188V190H180ZM185 189H187V188H185ZM196 189H197V188H196ZM206 189H207V187H206ZM216 189H217V188H216ZM219 189H220V188H219ZM224 189H226V188H223V190H221V191L223 192ZM232 189H233V188H232ZM232 189H231V190H232ZM0 190H4V187H3V189H0ZM23 190H24V191H23ZM34 190L30 191L31 194H33V191H34ZM43 190H44V189H43ZM46 190L49 191V189H46ZM60 190H58V191H60ZM77 190H76V191H77ZM86 190H87V189H86ZM88 190H87V193H88ZM132 190H133V191H132ZM165 190H166V188H165ZM171 190H172V188L169 189V191H171ZM174 190H175V193H176V189H173L172 192H174ZM191 190H192V189H191ZM193 190H194V189H193ZM193 190H192V191H193ZM201 190H203L204 193H203ZM238 190H240V189H237L236 191H238ZM250 190H252V189H250ZM250 190H249V191H250ZM44 191H45V190H44ZM72 191H70L71 193L68 192V191H64V193H65V192L69 193V194H67V195H66V193H65V195H66L65 198H67V196L70 197V196H74L75 194H76V195L78 194V193H77L78 191H77V192L74 191L75 193L72 192ZM82 191H81V192H82ZM112 191H113V190H111V192L109 191L108 193H106V194H108V197H109V198L111 197V196H109V193L112 194ZM117 191H118V189H117ZM141 191H143V190H141ZM148 191H149V190H148ZM150 191H151V192H152V191L154 192V190H150ZM158 191H157V193H158ZM189 191H190V190H189ZM192 191L190 192V194L192 193ZM206 191H207V190H206ZM209 191H210V190H209ZM221 191H219V193H221ZM232 191H234V190H232ZM232 191H231V192H232ZM236 191H234V192L236 193ZM247 191H248V190H247ZM254 191H255V190H254ZM2 192H3V191H2ZM9 192H10V191H9ZM35 192H36L35 194L37 195V190H36ZM81 192H80V193H81ZM135 192H138V193H139L140 191H135ZM135 192H134V193H135ZM151 192H149V195H151V194H150ZM162 192H163V191H162ZM166 192H167V191H166ZM177 192H178V191H177ZM180 192H182V190H181ZM211 192H212V191H211ZM224 192H226V190H225ZM227 192H228V191H227ZM250 192H251V191H250ZM44 193L46 194V192H44ZM44 193H42V194H44ZM48 193H50V192H48ZM51 193H53V192H51ZM51 193H50V196H51ZM54 193H55V192H54ZM56 193H57V191H56ZM56 193H55V195H56ZM60 193H62V191H60ZM60 193H59V194H60ZM80 193H79V194H80ZM82 193H83V192H82ZM113 193L116 195L115 191H114ZM117 193H119V192H117ZM138 193H137V194H138ZM155 193H156V192H154V195H152V196H155ZM183 193L186 194L185 192H183ZM207 193H208V192H207ZM13 194H12V195H13ZM28 194H29V193H28ZM35 194H34V195H35ZM45 194H44V195H45ZM83 194H84V193H83ZM120 194H122V193H120ZM139 194H140V193H139ZM141 194H142V193H141ZM159 194H161L160 191H159V193H158L157 195H159ZM162 194H164V193H162ZM179 194H180V193H179ZM187 194L190 195L188 192H187ZM193 194H195V193H193ZM198 194H199V193H197V195H198ZM202 194H201V195H202ZM211 194H212V193H211ZM214 194H215V193H214ZM224 194H225V193H224ZM232 194H233V193H232ZM232 194L229 193V194H227V195H228V197H229V195H230V197H231ZM238 194H239V193H237L236 196H237ZM247 194H248V193H247ZM256 194L258 195V193H256ZM7 195H8V194H7ZM36 195H35V196H36ZM53 195H54V194H53ZM76 195H75V197H77ZM81 195H82V194H81ZM132 195H133V194H132ZM167 195H168V194H167ZM180 195H181V194H180ZM180 195H179V197H180ZM195 195H196V194H195ZM199 195H200V194H199ZM205 195H206V194H205ZM216 195L218 196V194L213 195V196H215L214 198H216ZM252 195H255V194L251 193V195H250V196H251V199H252ZM257 195H255V196H257ZM32 196H33V195H32ZM35 196H33V197H35ZM37 196H39V195H37ZM40 196H42V195H40ZM40 196H39V197H40ZM45 196H46V195H45ZM45 196L40 197V198H38V199H36V200H35V198H34L35 201H33V202H35V204H36L37 202H40V201L44 200V199H45ZM48 196H49V195H48ZM50 196H49V197H50ZM62 196H63V194H62ZM62 196H61V197H62ZM83 196H85V194L82 195L81 197H83ZM96 196H97V195H96ZM101 196H102V195H101ZM101 196H99L98 198H101ZM118 196H119V195H118ZM120 196H121V195H120ZM134 196H135V195H134ZM140 196H141V195H140ZM140 196H139V197H140ZM152 196H151V197H152ZM171 196H172V195H171ZM233 196H234V194H233ZM233 196H232V198H234ZM5 197H6V199H7V198H9L10 196H9V197L5 196ZM17 197H16V198H17ZM33 197H32V199H33ZM46 197H47V196H46ZM49 197H48V199H49ZM55 197H57V196H55ZM61 197H60V198H61ZM78 197H80V196H78ZM87 197H88V196H87ZM108 197H107V198H108ZM114 197H115V196H114ZM114 197H113V198H114ZM125 197H126V196H125ZM135 197H137V195H136ZM135 197H132V198L134 199ZM139 197H138V198H139ZM142 197H143V195H142ZM142 197L140 198L141 200H142ZM144 197H145V195H144ZM144 197H143V198H144ZM162 197H163V196H162ZM177 197H178V196H177ZM186 197H187V196H185V198H186ZM190 197H191V196H190ZM195 197H196V196H195ZM197 197H198V196H197ZM223 197H224V199H225V196H223ZM230 197H229V199H231ZM30 198H31V197H30ZM52 198H53V197H52ZM58 198H59V196H58ZM63 198H64V196H63ZM63 198H61V201L63 200ZM70 198H71V197H70ZM70 198H69V199H70ZM91 198H92V196H91ZM91 198H89V199H91ZM96 198H97V197H94V198H93L94 201L96 202L95 204H97V203H99V202H102V201H96V200L98 199V198H97V199H96ZM109 198H108L107 200H109ZM113 198H111L110 201H111ZM121 198H122V197H121ZM128 198H130V197H128ZM145 198H146V199H145ZM145 198H144V200H147V199H148L147 196H146ZM152 198H154V197H152ZM169 198H171V197H169ZM173 198H174V196L172 197V199H173ZM191 198H192V197H191ZM199 198H200V197H199ZM199 198H197V199L199 200ZM217 198H218V197H217ZM217 198H216V199H217ZM253 198H255V197H253ZM256 198L258 199V197H256ZM259 198H260V197H259ZM261 198H262V197H261ZM261 198H260V199H261ZM2 199H3V198H2ZM6 199H5V200H6ZM10 199H11V201H13V200H12V197H10ZM54 199H56V198H54ZM75 199H76V198H75ZM81 199H82V198H81ZM84 199H85V198H84ZM102 199H104L103 196H102L101 200H102ZM116 199H117V197H116ZM116 199H115V200H116ZM126 199H127V198H126ZM133 199H131V201H132ZM136 199H137V198H136ZM136 199H134V200L136 201ZM140 199H139V200H140ZM157 199H158V198H156V200H157ZM179 199H180V198H179ZM187 199H188V198H186V200H187ZM192 199H193V198H192ZM197 199H196V200H197ZM200 199H201V198H200ZM209 199H211V198H209ZM216 199H215V200H216ZM218 199H220V198H218ZM5 200H4V201H5ZM8 200H9V199H8ZM16 200H18V198H17ZM16 200H15V201H16ZM30 200H31V199H30ZM57 200H58V199H57ZM65 200H66V199H65ZM72 200H73V199H72ZM72 200H70V201H72ZM82 200H83V199H82ZM85 200H86V199H85ZM104 200H106V199H104ZM119 200H121V199H119ZM123 200L125 201V199H122V201H123ZM134 200H133L132 204H135V203H134ZM139 200H138V201H139ZM141 200H140V201H141ZM153 200H154V199H153ZM186 200H185V201H186ZM196 200L194 199L193 201H195V202H193V201L190 202V201H189V203L187 202V203L185 204L184 201H183V199H182V202H183V204H185V205H184V207H183V205L181 204V205H182L181 208H183V209L185 208V210H187V211H188L189 208L194 209V206L198 205L199 203L201 204V202L198 203V201L196 202ZM204 200H205V199H204ZM207 200H208V199H207ZM221 200H222V198H221ZM221 200H220V201H221ZM231 200L234 201V199H231ZM4 201H3V202H4ZM15 201H14V202H15ZM19 201H20V200H19ZM26 201H27V200H26ZM26 201H23V202H20V203L24 204V202H25V204H27ZM54 201H55V200H53L52 203H53ZM59 201H60V200H59ZM59 201H58V203H59ZM61 201H60V202H61ZM86 201H88V200H86ZM90 201H91V200H90ZM94 201L92 200V202H94ZM122 201H120V202L123 203ZM131 201L128 200V202H129V204H127L128 206L131 204ZM138 201H137V202H138ZM140 201H139V202H140ZM158 201H159V199H158ZM158 201H157V204H158ZM163 201H164V200H163ZM175 201H176V200H175ZM177 201H178V200H177ZM180 201H181V199H180ZM200 201H201V200H200ZM205 201H206V200H205ZM261 201H262V199H261ZM3 202H2V200H0V203H3ZM8 202H9V201H8ZM14 202H12V203H13V206H14ZM28 202H30L29 199H28ZM49 202H50V201H49ZM65 202H66V201H65ZM67 202H69V201L67 200ZM72 202H73V201H72ZM72 202H71V203H72ZM75 202H76V201H75ZM79 202H81V201L79 200L78 203H79ZM82 202H84V201H82ZM125 202H126V201H125ZM125 202H124V204H126ZM154 202H156V201H154ZM165 202H166V201H165ZM169 202H170V201H169ZM169 202H168V204H169ZM172 202H174V201H172ZM172 202H171V203H172ZM182 202H179V201H178V203H182ZM209 202H210V201H209ZM209 202H206V203L209 204ZM217 202H219V201L217 200ZM217 202H216V203H217ZM222 202H224V203H229V202L224 201V200H222ZM231 202H232V201H231ZM231 202H230V204H232ZM252 202H254V201H252ZM52 203H50V204H48V205H51ZM58 203H57V204H58ZM78 203H77V204H78ZM84 203H85V202H84ZM84 203H83V204H84ZM104 203H105V202H104ZM171 203H170V205H171ZM178 203L176 202V204H178ZM203 203H204V202H203ZM206 203H205V205H208V204H206ZM248 203H249V202H248ZM260 203H263V201L260 202ZM8 204H9V203H7L6 205H8ZM16 204H19V203L17 202ZM16 204H15V205H16ZM29 204H30V203H29ZM53 204H54V203H53ZM61 204H62V203H61ZM61 204H60V205H61ZM75 204H76V203H74V205H75ZM86 204H87V202H86ZM91 204H94V203H91ZM154 204H155V203H154ZM168 204H167V205H168ZM217 204H218V203H217ZM221 204H222V203H221ZM230 204H229V205H230ZM250 204H251V203H250ZM250 204H249V205H250ZM253 204H254V203H253ZM258 204H259V203H258ZM0 205H1V204H0ZM20 205H21V204H19V208H22V207H20ZM48 205H47L46 207H42V208H43V209H44V208H48ZM60 205H59V206H60ZM71 205H72V204H71ZM71 205H70V207H71ZM79 205H80V204H79ZM89 205H90V203H89ZM89 205H88V207H92V206H89ZM101 205H102V204H101ZM122 205H123V204H122ZM127 205H126V207L128 208ZM172 205H174V204H172ZM172 205H171V207H172ZM229 205H228V207H229ZM239 205L241 206V204H239ZM244 205H245V204H244ZM244 205H243V206H244ZM246 205H247V203H246ZM256 205H257V202H256ZM8 206L12 207L11 204L8 205ZM23 206H25V205H23ZM33 206H34V205H30V206L27 205L26 208H27V207H33ZM62 206H63V204H62ZM77 206H78V205H77ZM93 206H96V205H93ZM124 206H125V205H124ZM131 206L133 207V205H130V207H131ZM153 206H154V205H153ZM163 206H166V204L163 205ZM163 206H162V204H161V207H160V208H162ZM176 206H177V205H176ZM176 206H173V207L176 208ZM179 206H180V204H179ZM201 206H203V205H201ZM236 206H237V205H236ZM236 206H235V207H236ZM5 207H6V206H5ZM17 207H18V205H17ZM50 207H51V206H50ZM54 207H56V206L54 205ZM66 207H67V205H66ZM70 207H68V208H70ZM79 207H81V208H79V209H81V211L84 210V209H86V208H88L87 206H84V205L79 206ZM120 207H123V206H120ZM120 207H119V208H120ZM199 207H200V206H199ZM199 207H197V208H199ZM203 207H204V206H203ZM206 207H207V206H206ZM224 207H226V205H225ZM230 207H231V206H230ZM241 207H242V206H241ZM244 207H245V206H244ZM244 207H243V208H244ZM252 207H253V206H252ZM252 207H251V208H252ZM256 207H257V206H256ZM13 208H14V207H13ZM13 208H12V209H13ZM15 208H16V207H15ZM19 208H18V209H19ZM56 208H57V207H56ZM62 208L65 209V206L62 207ZM62 208H61V210H63V212H64V211H67V210H64V209H62ZM96 208H97V207H96ZM119 208H118V209H119ZM123 208L125 209V207H123ZM160 208H159V210H160ZM164 208H165V207H164ZM169 208H170V207H169ZM178 208H179V207H178ZM178 208H177V209H178ZM200 208H202V207H200ZM204 208H205V207H204ZM232 208H233V207H232ZM232 208H231V209H232ZM237 208H238V207H237ZM237 208H236V209H237ZM258 208H259V207H258ZM260 208H263V207H260ZM7 209L9 210L8 212H10V208L7 207ZM27 209H28V208H27ZM43 209H40V208H39L40 214L38 213V215H40V217H41L42 213L44 212ZM54 209H55V208H54ZM71 209H72V208H71ZM75 209H77V208H75ZM79 209H77L76 211L78 212ZM91 209H92V208H91ZM100 209H101V208H100ZM121 209H122V208H120V210H121ZM150 209H151V208H150ZM177 209H173V210H177ZM228 209H229V208H228ZM231 209H230V210H231ZM241 209H242V208H241ZM247 209H248V208H247ZM14 210H15V209H14ZM16 210H17V209H16ZM21 210H22V209H21ZM44 210H45V209H44ZM48 210H49V208H48ZM51 210H53L52 207H51ZM56 210H57V209H56ZM59 210H60V209H59ZM88 210H89V208H88ZM95 210H97V209H95ZM161 210H162V209H161ZM163 210H164V209H163ZM163 210H162V211H163ZM171 210H172V209H171ZM190 210H191V209H190ZM201 210H202V209H201ZM203 210H204V209H203ZM220 210H221V209H220ZM223 210H224V209H223ZM225 210H226V212H227V209H225ZM230 210H228V211H230ZM237 210H240V209L238 208ZM245 210H246V209H245ZM253 210H254V209H253ZM257 210H258V209H257ZM4 211H5V210H4ZM19 211H20V210H19ZM34 211H35V210H34ZM34 211H33V213H34ZM36 211H37V209H36ZM41 211H43V212L41 213ZM73 211H75V210H73ZM73 211L71 210V213L74 214ZM117 211H118V210H117ZM156 211H158V210H155V209L153 210V208H152V212H154V213H152L151 210H150V212L152 213V215L155 214ZM178 211H179V210H178ZM178 211H177V212H178ZM193 211H195V210H193ZM199 211H200V210H199ZM251 211H252V210H251ZM251 211H250V212H251ZM255 211H256V210H255ZM258 211H259V210H258ZM260 211H262V210L260 209ZM6 212H7V210L5 211V213H6ZM15 212H16V211H15ZM30 212H31V211H30ZM51 212H52V211H51ZM55 212H56V211H55ZM58 212H59V211H58ZM63 212H62V213H63ZM91 212H92V211H91ZM119 212H120V211H119ZM121 212H122V210H121ZM135 212H136V211H135ZM145 212H146V211H145ZM148 212H149V211H148ZM148 212H146V213H148ZM159 212L161 213V211H159ZM159 212H158V213H159ZM182 212H184V211H182ZM196 212H197V210H196ZM201 212H202V211H201ZM216 212H218V211H216ZM243 212H244V211H243ZM245 212H246V211H245ZM263 212H264V211H263ZM10 213H11V212H10ZM10 213H8V214H10ZM12 213H14V212H12ZM31 213H32V212H31ZM52 213H53V212H52ZM64 213H65V212H64ZM71 213H70V215H71ZM140 213H141V212H140ZM185 213H186V212H185ZM187 213H188V212H187ZM251 213H252V212H251ZM261 213H262V212H259V214L262 216V214H264V213H262V214H261ZM1 214H2V213H0V216H1ZM3 214H4V213H3ZM3 214H2V215H3ZM6 214H7V213H6ZM67 214H69L68 211H67ZM75 214H76V213H75ZM75 214H74V215H75ZM78 214H79V213H78ZM78 214H77V215H78ZM113 214H115V213H113ZM134 214H135V213H134ZM219 214H220V213H219ZM229 214H231V213H229ZM248 214H249V213H248ZM252 214H253V213H252ZM252 214H251V215H252ZM10 215H11V214H10ZM27 215H28V213H27ZM33 215H34V214H33ZM33 215L30 214V216H33ZM38 215H36V213H35V217L38 216ZM77 215H76V216H77ZM111 215H112V214H111ZM139 215H140V214H139ZM149 215H150V214H149ZM180 215H181V213H180ZM184 215H185V214H184ZM191 215H194V214H192V212H191ZM223 215H224V214H223ZM226 215H227V214H226ZM226 215H225V216H226ZM251 215H250V218H251ZM115 216H116V214L114 215V217H115ZM117 216L119 217L120 215H117ZM134 216H135V215H134ZM156 216H158V215H156ZM185 216H186V215H185ZM187 216H188V215H187ZM219 216H220V215H219ZM225 216H222V217H224V219H225V221H224L223 223H225V222L227 223V222H228V221H226ZM228 216H229V215H228ZM241 216H243V215H241ZM241 216H239V217H241ZM244 216H245V215H244ZM247 216H248V215L245 216V219H246ZM255 216H256V214L253 215L252 217L254 218ZM1 217H2V216H1ZM7 217H8V220H9V216H7ZM7 217H6V218H7ZM10 217H11V216H10ZM14 217H15V216H14ZM35 217H32V219L35 218ZM108 217H110V216H108ZM126 217H127V216H126ZM153 217H154V216H153ZM222 217H221V218H222ZM229 217H231V216H229ZM229 217H228V218H229ZM234 217H235V216H234ZM234 217H233V218H234ZM257 217H258V214H257ZM11 218H12V217H11ZM27 218H28V217H27ZM27 218H26V219H27ZM29 218H31V217H29ZM37 218H38V217H37ZM111 218H112V216H111ZM135 218H136V217H135ZM137 218H138V217H137ZM137 218H136V219H137ZM149 218H150V216H149ZM157 218H158V217H157ZM228 218H227V219H228ZM233 218L231 217V219H233ZM247 218H248V217H247ZM258 218H259V217H258ZM258 218H255L257 222H258V220H259ZM24 219H25V218H24ZM124 219L126 220V218H124ZM131 219H132V218H131ZM151 219H152V218H151ZM224 219H223V220H224ZM229 219H230V218H229ZM231 219H230V220H231ZM235 219H236V217H235ZM240 219L242 220V218H240ZM243 219H244V218H243ZM248 219H249V218H248ZM248 219H247V220H248ZM257 219H258V220H257ZM261 219H262V217H261ZM28 220H29V219H28ZM113 220H114V219H113ZM113 220H110V221H112V223H113ZM121 220H122V219H121ZM132 220L135 221V219H132ZM215 220H217V219H215ZM221 220H222V219H221ZM233 220H234V219H233ZM251 220H252V218H251ZM2 221H3V220H2ZM11 221H12V219H11ZM15 221H16V219H15ZM22 221H24V220L21 219V222H22ZM25 221H26V220H25ZM25 221H24V222H25ZM110 221H109V222H110ZM114 221H115V220H114ZM119 221H120V220H119ZM119 221H118V222H119ZM122 221H123V220H122ZM130 221H131V220H130ZM134 221H133V222H134ZM219 221H220V220H219ZM234 221H235V220H234ZM237 221H240L239 218H238ZM237 221H236V223H237ZM254 221H255V220H254ZM261 221H262V220H261ZM261 221H260V222H261ZM263 221H264V220H263ZM8 222H9V221H8ZM8 222H7V223H8ZM13 222H14V219H13ZM16 222H17V221H16ZM24 222H23V223H24ZM26 222H27V221H26ZM250 222H251V221H250ZM250 222H249V220H248V223H250ZM0 223H1V224H2V223L5 224V223H6V219H5V222H1V221H0ZM7 223H6V225H7ZM9 223H10V222H9ZM9 223H8V225H7L8 227L11 226V225L13 224V223L11 222L12 224L9 225ZM114 223H115V222H114ZM122 223H123V222H122ZM240 223H241V221H240ZM248 223L245 222L246 225H247ZM1 224H0V225H1ZM14 224H15V222H14ZM20 224H21V223H20ZM105 224H109V223H105ZM105 224H104V225H105ZM110 224H111V223H110ZM118 224H119V223H118ZM245 224H244V221H243V225H245ZM255 224L257 225V223H255ZM258 224H259V223H258ZM6 225H4L5 228H7ZM15 225H17V224H15ZM113 225H114V224H113ZM121 225H123V224H121ZM125 225H126V223H125ZM125 225H124V226H125ZM240 225H242V224H240ZM252 225H253V224H251V226H252ZM13 226H14V225H13ZM18 226H19V225H18ZM108 226H109V225H108ZM108 226H107V227H108ZM179 226H180V225H179ZM1 227H2V226H1ZM110 227H111V225H110ZM113 227H114V226H113ZM118 227H119V226H118ZM126 227H127V226H126ZM126 227H125V228H126ZM249 227H250V226H249ZM3 228H4V227H3ZM104 228H105V226H104ZM116 228H117V227H116ZM119 228H120V227H119ZM125 228H124V230H125ZM177 228H178V227H177ZM7 229H8V228H7ZM108 229H109V227H108ZM120 229H121V228H120ZM170 229H171V228H170ZM173 229H174V228H173ZM173 229H171V230H173ZM178 229H179V228H178ZM180 229H181V228H180ZM0 230H1V229H0ZM5 230H6V229H5ZM113 230L115 231L114 228H113ZM121 230H122V229H121ZM124 230H123V231H124ZM2 231H3V230H2ZM11 231H12V230H11ZM11 231H10V232H11ZM103 231H104V230H103ZM175 231H176V230H175ZM7 232L9 233V231H7ZM108 232H109V231H108ZM116 232H117V231H116ZM116 232H115V233L113 232L112 235H114V234H118V233H116ZM125 232H126V230H125ZM125 232H123V233H125ZM127 232H128V230H127ZM172 232H173V231H172ZM172 232H171V233H172ZM121 233H122V231H121ZM123 233L120 234V235H118V236L124 235ZM100 234H101V233H100ZM125 234L128 235L129 233H125ZM169 234H170V233H169ZM178 234H179V233H178ZM101 235H102V234H101ZM101 235H99V237H100ZM103 235H104V234H103ZM110 235H111V234H110ZM110 235H109V236H110ZM175 235L177 236V233H176ZM179 235H180V234H179ZM260 235L262 236V234H260ZM107 236H108V235H107ZM169 236H170V235H169ZM189 236H190V235H189ZM189 236H188V237H189ZM99 237H96V239L99 238ZM104 237H105V236H104ZM116 237H117V235H116ZM123 237H125V236H123ZM178 237H179V236H178ZM178 237H176V238H178ZM183 237H185V236H183ZM257 237H258V236H257ZM263 237H264V236H263ZM105 238H106V237H105ZM111 238H112V237H111ZM120 238H121V237H120ZM127 238H128V237H127ZM170 238H172V236H171ZM185 238H186V237H185ZM258 238H260V237H258ZM101 239H103V237L100 238L99 240H101ZM108 239H109V238H108ZM122 239H123V238H122ZM183 239H184V238H182L181 240H183ZM194 239H195V238H194ZM260 239H261V238H260ZM260 239H259V240H260ZM263 239H264V238H262V240H263ZM94 240H95V239H94ZM94 240H93V241H94ZM114 240H115V239H114ZM123 240H124V239H123ZM178 240H179V239H178ZM195 240H196V239H195ZM256 240H257V239H256ZM256 240H254V244L257 245V242H259V243H258V245H259V244L261 243V242H260L261 240H260V241H257V242L255 243ZM172 241H173V239H172ZM179 241H180V240H179ZM108 242H109V241H108ZM123 242H124V241H123ZM168 242H169V241H168ZM175 242H176V239H175ZM181 242H182V241H181ZM185 242H186V241H185ZM250 242H251V241H250ZM250 242H248L247 244H249ZM252 242H253V241H252ZM70 243H72V242H70ZM114 243H115V242H114ZM117 243H118V241H117ZM169 243H172V244H173V242H169ZM178 243H179V242H178ZM197 243H198V241H197ZM109 244H110V243H109ZM109 244H108V245H109ZM175 244H177V243H175ZM186 244H187L186 246H188L189 249H190V246H189L188 242H187ZM247 244H246V247H247ZM250 244H251V243H250ZM254 244H253V245H254ZM263 244H264V243H263ZM68 245H69V242H68ZM74 245H75V244H74ZM76 245H77V244H76ZM97 245H98V244H97ZM97 245H96V247H97ZM99 245H100V244H99ZM101 245H102V244H101ZM101 245H100V246H101ZM167 245H168V244H167ZM183 245L185 246L184 241H183L182 246H183ZM196 245H197V244H196ZM253 245H248V246H249V248H250V247L253 246ZM79 246L81 247L80 244H79ZM79 246H78V247H79ZM94 246H95V245H94ZM94 246H92V247H94ZM102 246H104V245H102ZM106 246H107V245H106ZM110 246H112V245H110ZM113 246H114V245H113ZM113 246H112V247H113ZM115 246H116V245H115ZM174 246H175V245H174ZM177 246H178V245H177ZM184 246H183V248H184ZM263 246H264V245H262V247H263ZM80 247H79V248H80ZM164 247H165V246H164ZM178 247H179V246H178ZM180 247H181V246H180ZM188 247H187V248H188ZM191 247L194 248V246H191ZM254 247H255V246H254ZM260 247H261V246H257L256 251H257ZM262 247H261V249H262ZM68 248H69V247H68ZM68 248H66V249H68ZM75 248H77V246H76ZM75 248H74V249H75ZM98 248H99V246H98ZM106 248H107V247H106ZM114 248L117 249L118 247L116 246V247H113V248H111V249H114ZM157 248H158V247H156V249H157ZM169 248H170V247H169ZM175 248L177 249V247H175ZM187 248H186V250H188ZM192 248H191V249H192ZM195 248H196V246H195ZM197 248H199V246H198ZM242 248H243V246H242ZM263 248H264V247H263ZM69 249H70V248H69ZM74 249H72V250H74ZM94 249H95V248H94ZM96 249H97V248H96ZM104 249H105V248H104ZM107 249H108V248H107ZM156 249H154V250H156ZM160 249H161V248H160ZM167 249H168V248H167ZM176 249H175V250H176ZM191 249H190V250H191ZM229 249H230V248H229ZM236 249H237V247H236ZM236 249H235V250H236ZM238 249H239V248H238ZM244 249H245V247H244ZM244 249H243V251H244ZM63 250H64V249H63ZM75 250H76V249H75ZM108 250H109V249H108ZM108 250H107V251H108ZM154 250H153V251H154ZM161 250H162V249H161ZM164 250H165V249H164ZM164 250H163V251H164ZM168 250H170V249H168ZM179 250H181V248H180ZM186 250H185V251H186ZM245 250H246V249H245ZM247 250H248V249H247ZM252 250H255V249L253 248ZM252 250H249V251H247V252H244L242 256H243V257L245 256V258H247L246 256L254 254V251H252ZM64 251H65V250H64ZM70 251H71V250H70ZM78 251H79V250H78ZM112 251H113V250H112ZM171 251H172V250H171ZM176 251L178 252V250H176ZM183 251H184V249L182 250V252H183ZM188 251H189V250H188ZM191 251H192V250H191ZM191 251H190V252H191ZM194 251H195V250H194ZM194 251H193V252H194ZM198 251H199V250H198ZM256 251H255V252H256ZM258 251H260V250H258ZM258 251H257V252H258ZM71 252H73V251H71ZM76 252H77V251H76ZM76 252H75V253H76ZM81 252H82V251H81ZM81 252H80V253H81ZM95 252H96V251H95ZM101 252H103V251H101ZM147 252H148V251H146V253H147ZM149 252H152V251H149ZM177 252H176V253L173 252V254H175V256H176V254H178ZM180 252H181V251H180ZM180 252H179V253H180ZM193 252H192L191 254H193ZM224 252H225V250H224ZM226 252H228V251H226ZM233 252H234V251H233ZM233 252H231V253H233ZM239 252H240V251H239ZM260 252H261V251H260ZM62 253H63V252H62ZM75 253H73V254L75 255ZM98 253H99V252H98ZM138 253H139V252H137L136 254H138ZM140 253H141V252H140ZM140 253H139V255H140ZM229 253H230V252H229ZM229 253H228V254H229ZM234 253H236V252H234ZM237 253H238V252H237ZM237 253H236V254H237ZM241 253H242V252H241ZM241 253H239V254H241ZM258 253H259V252H258ZM258 253H257V254H258ZM68 254H69V253H68ZM82 254H83V253H82ZM102 254H103V253H101V255H102ZM147 254H148V253H147ZM150 254H151V253H150ZM159 254H160V253H159ZM168 254H169V253H168ZM173 254H172V255H173ZM186 254H187V253H186ZM186 254H185V255H186ZM236 254H235V255H236ZM255 254H256V253H255ZM261 254H262V253H261ZM64 255H65V254H64ZM85 255H87V254H85ZM85 255H84V256H85ZM101 255H99V257H100ZM157 255H158V254H157ZM166 255H167V253H166ZM183 255H184V254H183ZM185 255H184V256H185ZM188 255H189V254H188ZM195 255H196V254H195ZM229 255H230V254H229ZM60 256H61V255H60ZM66 256H67V255H66ZM69 256H70V255H69ZM72 256H73V255H72ZM78 256H79V255H78ZM81 256H82V255H81ZM81 256H80V257H81ZM136 256H137V255H136ZM143 256H144V254H143ZM147 256H148V255H147ZM173 256H174V255H173ZM175 256H174V257H175ZM184 256H183V257H184ZM190 256H191V255H190ZM193 256H194V255H193ZM193 256H191V257H193ZM225 256H226V254H225ZM252 256H253V255H252ZM257 256H259V255H257ZM80 257H79V258H80ZM82 257H83V256H82ZM85 257H87V256H85ZM91 257H92V256H91ZM99 257H97V258H99ZM145 257H146V256H145ZM148 257H149V256H148ZM161 257H162V259H163V257H165V255H164V256H161ZM161 257H160V258L158 257V258L161 259ZM176 257H177V256H176ZM181 257H182V255H181ZM198 257H199V256H198ZM198 257H197V258H198ZM239 257H240V255L238 256V258H239ZM249 257H250V256H249ZM249 257H248V258H249ZM83 258H84V257H83ZM88 258H89V256H88ZM92 258H93V257H92ZM97 258H96V259H97ZM141 258H142V257H141ZM149 258H150V257H149ZM156 258H157V257H156ZM178 258H179V257H178ZM188 258H190V257L188 256ZM197 258H196L195 260H197ZM223 258H224V257H223ZM225 258H226V257H225ZM225 258H224V259H225ZM229 258H231V257H229ZM236 258H237V257H236ZM238 258H237V259H238ZM241 258H242V257H240V261H242V263H244V262L246 263V261L243 262V260H241ZM46 259H48V258H46ZM61 259H62V258H61ZM68 259H69V257H68ZM73 259H74V258H72V260H71V258H70V259H69L70 261H69V260H68V261L66 260V261L68 262L67 264H69L71 261H72V264H73ZM94 259H95V258H94ZM127 259H128V258H127ZM132 259H133V258H132ZM132 259H131V260H132ZM153 259H155V258L153 257ZM162 259H161V261H162ZM180 259H181V258H180ZM193 259H194V258H193ZM224 259H222V260H224ZM231 259H232V258H231ZM231 259H230V260H231ZM233 259H234V258H233ZM233 259H232V261H233ZM55 260H56V258H55ZM62 260H64V258H63ZM82 260H83V259H82ZM90 260H91V259H90ZM98 260H99V259H98ZM135 260H136V259H135ZM142 260H143V259H142ZM146 260H147V259H146ZM149 260H150V259H149ZM149 260H148V261H149ZM164 260H165V259H164ZM195 260H192L190 264H192V262H195ZM261 260H262V259H261ZM44 261H46V260H44ZM47 261H48V260H47ZM56 261H57V260H56ZM66 261L64 260V263H65ZM85 261H86L85 263H87V260H85ZM92 261H94V260H92ZM92 261H91V262H92ZM118 261H119V260H118ZM120 261H121V260H120ZM123 261H124V260H123ZM133 261H134V260H133ZM136 261H137V260H136ZM136 261H135V262H136ZM138 261H139V260H138ZM148 261H144V262H145L144 264H146V262H148ZM150 261H151V260H150ZM157 261H158V259L156 260V262H157ZM159 261H160V260H159ZM179 261H180V260H179ZM179 261H178V262H179ZM182 261H184V260L182 259ZM185 261L187 262L188 260H185ZM224 261H226V259H225ZM232 261L230 262V264H231V263H232V264H235V262H236L237 260H236L234 263H233ZM240 261H239V262H240ZM76 262H77V259H76ZM76 262H74V263H75V264H78V263H76ZM80 262H83V261L80 260ZM80 262H79V263H80ZM94 262H96V260H95ZM100 262H101V260H100ZM102 262H103V261H102ZM102 262H101V263H102ZM131 262H132V261H131ZM180 262H181V261H180ZM189 262H190V259H189V261H188V264H189ZM228 262H229V261H228ZM46 263L48 264V262H46ZM62 263H63V261L60 262V264H62ZM64 263H63V264H64ZM101 263H100V264H101ZM126 263L128 264V262H126ZM222 263H223V261H221V264H222ZM237 263H238V262H237ZM245 263H244V264H245ZM65 264H66V263H65ZM70 264H71V263H70ZM83 264H84V263H83ZM87 264H88V263H87ZM92 264H93V263H92ZM94 264H95V263H94ZM103 264H104V263H103ZM124 264H125V263H124ZM129 264H130V263H129ZM133 264H134V263H133ZM141 264H142V262H141ZM178 264H179V263H178ZM180 264H181V263H180ZM182 264H184V263L182 262ZM225 264H226V262H225ZM227 264H228V263H227ZM238 264H239V263H238ZM240 264H241V262H240Z\"/></svg>","mask_w":264,"mask_h":264}]
</instances>
